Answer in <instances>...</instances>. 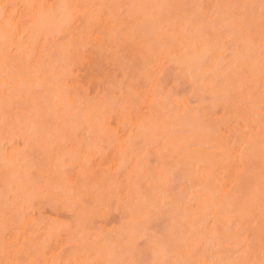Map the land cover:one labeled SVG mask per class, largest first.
<instances>
[{"label":"rangeland","instance_id":"obj_1","mask_svg":"<svg viewBox=\"0 0 264 264\" xmlns=\"http://www.w3.org/2000/svg\"><path fill=\"white\" fill-rule=\"evenodd\" d=\"M99 1H101V0H99ZM99 1H96V2H97V3H100ZM102 1H103V0H102ZM102 1H101V2H102ZM104 1H106V2H104L105 4L108 2L107 0H104ZM112 1H113V0H112ZM119 1H120V3H121V2H122V3H121V4H118V5H116V4L114 3V2L119 3ZM123 1H126V0H118V1L115 0V1H113V4H115L116 6H115V5H112L111 1H109L110 3L108 2L110 6H113V8L116 7V8L114 9V11H113L112 9H110V13H112V11L115 13L116 10H117V12H118V13H116L117 16L114 14V15L117 17V21H116V22H117V25H116V24H114V25H116L117 27H119V26H122V27H125V26L133 27V26H135V25H134V22H135V21H136L135 23L139 22V21H140V20H139L140 18H142V20H143L144 18L146 19L147 17H150V18L147 19V20H148V21H147V23H148V24H147V27L149 28L148 25H150V27H153V26H155V25H156V26L158 25L157 28H159V30L162 29V28H164L163 31L166 32V33L163 32L164 34H162V35H166V34H168V32L170 31V30H169V29H170V26H173V24H174L175 21H176L175 23L177 24V26H178V24H179V25H184V24H183V21H185V24H186L187 20L189 21V23H187V26H188V25H192V24H191V21H192V22H194L193 26H192V27H189V26H188V27L191 28V29H189L190 31H193V30H194V32H196V33H192V38L190 37V39H193V40L195 39L196 42H197V40H196L197 38H198V41H200L202 38L204 39V41H205V39H206V41L208 40L207 42H206V41L204 42V44H206V45H207V43H208V42L210 41V39H211L212 41H210V44H209V43H208V44H209L210 46H212V47L214 46L213 48H215V45H216V48L219 47V49H222L223 47H221V46H224V45H225L224 48H223L221 51H220L218 48H217L218 50H216V49H213L212 47H211L210 50H214V51H210V50H209V51L212 52V53L214 52V53H216V54H220L221 57L224 56L223 58H225V56H226V58H227V60L225 59V62H226V63H227L228 61H230L231 57H229V55H231V54L233 55V53H235V55L237 54L239 57H238L237 55H236V56H237L239 59H240L242 56H243V57H242L241 59H243V58L246 56V57L244 58L245 60L243 59L242 61L239 60L238 58H235V57H234L233 59H236V60L238 59L237 62H239V63L237 64L236 62H234V61L232 62V61H231V63L234 65L233 67H235V66H237V65L240 66L241 63H243V66H245V64L247 65V63H249V62H250V64H253V63H254L253 61L256 59V60H258V63H257V64L263 66V67L260 66V72L263 71V69H262V68H264V65H263V63H262V61H264V58H263V55H262L263 53L261 54V52H260V53L258 52V50H257L256 47H255V46H256V43L253 42V39H254L255 37H253V36L250 37V36H251L252 34L254 35L255 33H257L258 35H257V34L254 35V36H256V39H255L254 41H257V37L259 38V36H261V34H262V36H261V39H262L261 44H262V43L264 44V41H263V39H264V34H263V33H264V32H263V30L261 29V26L264 27V26H263V25H264V24H263V22H264V19H263V18H264V0H260V1H258V0H254V1L256 2L255 4H251V2L254 3L253 0H236V1L239 2V3L237 2L238 4L236 3V1H233V0H231V1L228 0L230 3H228V1H226V0H224V1H223V0H200V1H199V0H193L192 2H191L190 0H172V1H171V0H167V2H166V0H159V1L161 2V3H160V2L157 0V1L159 2L158 4H157V2H156V5H157V6L154 4V2H155L156 0H142V2H140L141 5L143 4L141 7H144L145 5H147V6H146L147 9L150 8V9H149L150 11H149V10H146V8L143 9V8H141V7H138V9H142V10H144L145 12H146V11L148 12V13H145L147 17H145V14H144V17H143V16H141L140 14H143L144 12L141 13V11H139L138 13H140V14H139L138 17H137L139 21H138V20H135V19H134V21H130V20H129V19L132 20L133 17H134V15H132V18H131V15H130V18H129V15H127V14H129L130 10L132 9L130 5L128 6V4H130V3H128V2H131V0L126 1V2H127L126 4H123ZM149 1H152V2H149ZM170 1H171V2H170ZM197 1L199 2L200 6L195 7L196 5H199L198 3L196 4ZM92 2L94 3V1H92ZM96 2H95V3H96ZM143 2H145L146 4L143 3ZM148 2H149V3H148ZM163 2H166V3L164 4ZM168 2H169V3H168ZM176 2H177V3H176ZM216 2H217V4H216ZM220 2H223V3L220 4ZM231 2H234V3L232 4ZM241 2H242V3H241ZM249 2H250V4L245 5L246 3H249ZM90 3H91V2H89V4H90ZM93 3H92V8L94 7L93 5H96V4H97V3H96V4H93ZM135 3H136V4H135ZM140 3H139V0H135V2L132 0V4H133L132 7H134V6L137 7L138 5H140ZM173 3H175V4H173ZM179 3H180V4H179ZM189 3H191L192 5L189 4ZM224 3H225V4H224ZM89 4H88V5H89ZM105 4H103V2H102V4L100 3V5H105ZM137 4H138V5H137ZM218 4H220V5H218ZM226 4H227V5H226ZM230 4H231V5H230ZM234 4H236L237 6L234 7V6H235ZM240 4H241V5H240ZM243 4H244V5H243ZM258 4H259V5H258ZM107 5H108V4H107ZM107 5H106V6H107ZM121 5H123V6H121ZM148 5H149V6H148ZM168 5H169V6H168ZM194 5H195V6H194ZM223 5H226V6H223ZM229 5H230V6H229ZM242 5H243V6H242ZM251 5H252L251 9L254 8V11L250 9V6H251ZM110 6H109V8H111ZM117 6H118V9H117ZM154 6H155V7H154ZM163 6H164V7H163ZM193 6H194L195 8H193ZM228 6H229V7H228ZM241 6H242V7H241ZM244 6H245V8H243ZM89 7H90V9H92V8H91V5H89ZM95 7H97L98 9L100 8V7L98 6V4H97ZM102 7H103V9H101V10H100V9H99V10L97 9L98 11H97L96 8H95L97 14H98L99 11H100V12L103 11L104 14L107 13V11H105L104 6H102ZM153 7H154V8H153ZM159 7H160V8H159ZM212 7L214 8V9H212L213 12L211 11V8H212ZM227 7H228V8H227ZM233 7H234V9H237V10H233ZM106 8H107V7H106ZM121 8H122V9H121ZM124 8L126 9V11L124 10L125 12L123 11ZM128 8H131V9L129 10ZM151 8H153V9L151 10ZM156 8H157V10H156ZM176 8H177V9H176ZM196 8H200L201 10L199 9L200 11L198 12V11H196V10H197ZM230 8H232V9H230ZM241 8H243L244 10H243V9L241 10ZM248 8H249V9H248ZM107 9H108V8H107ZM107 9H106V10H107ZM136 9H137V8H136ZM138 9H137V10H138ZM167 9H168V10H167ZM171 9H173V10L171 11V15H173V16H171V15H170V12H169V10H171ZM190 9H191V10H190ZM193 9H195V11H196V12L194 11V14H193V15L196 14V17L193 16V18L191 17L192 19H190L189 16L191 15V13H193ZM203 9H204V10H203ZM92 10H93V9H92ZM108 10H109V9H108ZM134 10H135V9H134ZM155 10H156L157 12H155ZM165 10H166L167 12H166ZM177 10H178V11H177ZM185 10H187V11H185ZM189 10L191 11V13H190ZM207 10H208V11H207ZM209 10H210L211 13L208 14ZM216 10H217V11H216ZM231 10L235 12L234 14H237V13L239 12V10H241L242 12L240 11V12L238 13L239 15H234L233 12H232ZM163 11H164V12H163ZM202 11H204L203 14H202ZM214 11H215V12H214ZM223 11L225 12V16H226V17L229 16V17L233 18V20H234V22H235V25L229 27V26H227L228 23H225L224 25L227 24V25H226V26L228 27L227 29L225 28L226 26L223 27L224 29H223L222 27H220V26H223L222 24H221V25L218 24V23H220V21L222 20V18H220V17H222V15L224 16V14H221V12H223ZM228 11H229V12H228ZM244 11H246L247 13L249 12L251 18H248V16H246V18H247V19H246L247 21H246V20L244 19L245 16L243 15L244 18H243L242 20L240 19V22L243 21L242 23L244 24V26H242V24H240V25L243 27V29H244V27H246V29H247V28L250 26V27H249L250 29H249V28L247 29V33H246V30H245V32H244V30L242 31L243 33H245V36H246V37H243V38H242L241 35H240V34H242V32H240L241 29H237V27H240V26H237V25L240 23L238 18H239V16H240ZM258 11H259L260 13H259ZM94 12H95V11H94ZM100 12H99V13H100ZM103 12H102V13H103ZM135 12H136V10H135ZM153 12H154V13H153ZM188 12L190 13V15H189ZM197 12H198V14L203 15V19H202V16H199V15L197 14ZM205 12H206V14H205ZM231 12H232V13H231ZM251 12H252L253 14H252ZM96 13H95V15H96ZM133 13H134V11H133ZM156 13H158V14H156ZM174 13H176V15H174ZM183 13H184V14H183ZM214 13H215V15H214ZM216 13L220 14L221 16L219 17V15L216 14ZM240 13H241V14H240ZM247 13H245V14H247ZM104 14H101V15L103 16ZM107 14H109V13H107ZM112 14H113V13H112ZM130 14H131V13H130ZM135 14H136V13H135ZM149 14H150V16H148ZM154 14H155V16H154ZM179 14H180V15H179ZM210 14L213 16L212 18H213L214 20H213L212 18L209 19V17H211ZM254 14H255V16H254ZM93 15H94V13H93ZM98 15H99V14H98ZM110 15H111V14H110ZM158 15H159L160 17H159ZM163 15H164V16H163ZM165 15L167 16V18H168V16H169V20L165 17ZM216 15H217V16H216ZM252 15H253V16H252ZM257 15H258V16H257ZM105 16H106V15H105ZM112 16H113V15H111V17H112ZM127 16H128V17H127ZM136 16H137V15H136ZM139 16H141V17H139ZM153 16H154V17H153ZM198 16H199V17H198ZM205 16L208 17L209 22H210L211 20H213V21H211L210 24H208L207 21H204L205 19L207 20V18H206ZM236 16H238V18H237L238 21H237V19H236V21H237L238 24H237L236 21H235ZM256 16H257V17H256ZM98 17H99V18H103L104 16H103V17L98 16ZM106 17L109 18V16H106ZM170 17H171V18H170ZM174 17H175V18H174ZM180 17H182V18H180ZM183 17H184V18H183ZM186 17H187V18H186ZM204 17H205V19H204ZM241 17H242V16H241ZM108 18H104V19L107 20ZM121 18H122V19H121ZM151 18H154V19L151 20ZM155 18H156V21H155ZM165 18H166V20H164ZM177 18H179V19L177 20ZM223 18L225 19V17H223ZM119 19H120V20H119ZM123 19H124V20H123ZM157 19H158V20H157ZM171 19L174 20V21H172ZM175 19H176V20H175ZM248 19H250V20H248ZM260 19H262V20H260ZM100 20H101V19H100ZM128 20H129V22L127 23ZM218 20H220V21H218ZM78 21H79V20H78ZM78 21H76V22H77L76 25H77L78 29H80L81 32H82V30L85 31V28H86L87 26H86V27H85V25L83 26L84 23H81L82 21H81V22H80V21L78 22ZM163 21L165 22V24H163V23H164ZM167 21H169V22L171 21L173 24L171 25V24H169ZM217 21H218V22H217ZM224 21H226V19H225ZM224 21H223V23H224ZM245 21H246V22H245ZM251 21H252V22H251ZM256 21H257V22H256ZM101 22H103V23H101ZM101 22H100L101 25H102V24H105V23H104V20L101 21ZM105 22H109V24L112 22V24H113V21H112L110 18H109V21L107 20V21H105ZM114 22H115V19H114ZM130 22H133V26H132V24H129ZM143 22H146V21H142L141 23H143ZM153 22H154V23L158 22V23L153 24ZM177 22H178V23H177ZM197 22H198V23H197ZM212 22H213V23H212ZM216 22H217V23H216ZM100 23H99V24H100ZM119 23H120V24H119ZM123 23H124V24H123ZM126 23H127V24H126ZM139 23H140V22H139ZM141 23H140V24H141ZM167 23H168V24H167ZM211 23H212V24H211ZM221 23H222V21H221ZM256 23H257V24H256ZM260 23H261L262 25H261ZM80 24H81V26H80ZM109 24H108V26H112V24H110V25H109ZM118 24H119V26H118ZM137 24H138V23H137ZM151 24H153V25H151ZM161 24H163V25H162L163 27L161 26ZM166 24H167V25H166ZM197 24H199L200 26L197 25ZM214 24H215V25H218V26H215ZM250 24H252V25H250ZM253 24L257 26V27H256V26L254 27V28H256L257 30L253 29V30H252V34H251L250 31H251V28H253ZM101 25H100V26H101ZM105 25H106V24H105ZM142 25H144V23H143ZM164 25H166V26H164ZM202 25H203V26H202ZM210 25H211V26H210ZM213 25H214V26H213ZM108 26L106 25L107 28H108ZM137 26H138V25H137ZM140 26H141V25H140ZM168 26H169V27H168ZM177 26L174 24V26H173L174 28H172L173 31H174V29H175ZM185 26H186V25H185ZM187 26H186V27H187ZM194 26H195V27L198 26V28L192 29V28H194ZM201 26H202V27H201ZM234 26H235V28H234ZM82 27H84V29H81ZM93 27H94V26H93ZM95 27H99V25L97 24ZM95 27H94V29H95ZM101 27H102V26H101ZM144 27H145V26H144ZM147 27L143 28L142 31H143L144 29H146ZM166 27H168V28H166ZM178 27H179V26H178ZM178 27L176 28L177 30H178ZM186 27L184 28L185 31H186ZM188 27H187V28H188ZM242 27H240V28H242ZM107 28H106V29H107ZM109 28H110V27H109ZM112 28H114V26H112V27L110 28V31L113 30ZM115 28H116V27H115ZM138 28H139V27H138ZM138 28H137V29H138ZM181 28H182V27H181ZM216 28H217V29H216ZM233 28H234V29H233ZM258 28H259V29H258ZM99 29H100V28H99ZM99 29H98V32L101 30V29H100V30H99ZM117 29H118V28H117ZM125 29H126V27H125ZM130 29H132V28H130ZM130 29H129V32L132 31V30H130ZM152 29L156 32V33H155L153 30L150 29L151 31H153V32L155 33V34H151V35L149 34L152 38H149V37H148V34H147V35L145 34L146 36L144 35V37H142V35L144 34L143 32H142L143 34L140 33V34H141L140 37H141L142 39H141L140 37H138L139 35H138V36L136 35V39H135V40H134V38L131 37V38L134 40V42H133V41H132V42L135 43V44H132V45H134V47L131 45L132 42L130 43V45L127 44V43L122 44V41H121L122 38H121V39H120V38L118 39V37H117V39L115 38V40H114L113 38L117 36V35L115 34L116 31H117L116 29L114 30L115 33H112L113 35L115 34L114 37H112L111 33H110L111 37L106 36V34H108V32L105 31V28H103L102 30H104L106 33H103V31L101 30L102 32H99V34L96 35L97 32L94 31V32H95V36H96L97 38H100V39H101V40L99 39V41L97 40L99 43H98V42L96 43V41L93 42L91 39H89V36H90V38H92V37H91L92 34H91L90 32L88 33V31H87V33L89 34V36H88V35H87V36H88V39L91 40V41H90L91 43H86V42L89 41V40L87 39V41H86V39H85V37H84V39H85V41H86V42H84V40H83L85 46H83V47H78V46H77V48H79L78 50H79V53H80V54H79V55H77V53H75V54H76L77 56H79V57H80V55H81L80 58L73 54V53L75 52V50H74V52H72V53H71V51L68 52V49H69V48L67 47V44H68V46H69V44H71V43L74 41V39H72L73 41H71V43H68V42L65 43L66 48H68V49H67V52H68V54H70V55H67L65 46H62L61 44L64 45V43H63L64 41H62V40H66V41L68 40V41L70 42L69 38H71V37H75V39H77L76 37H77V36L79 37V36L81 35V32H80L79 35L76 36L75 34H73V33H75V31H74V32L72 31V33H71L72 36H71V37H66V36H65L67 39L64 38L63 36L60 38V35L58 34V37H59L60 39H59L58 37H56V40H54V39H55V37H54L55 34H54V36L51 34L52 37H53V38L51 37L53 41L47 39V42L49 41L48 44H46V46H45L47 49H43V47H44V45H45V43H44L45 40H44V39L47 38V37L45 38V36H46V35H45V36H44V39L42 38L44 42H42V41H40V40L38 41V43L36 42L39 46H41V45L44 44L42 47H38L37 49H40L39 51H43V52H39V53H42L43 56L45 55V56H44L45 58H43V56H42L41 54H40V55H41L42 57H39V58H41V61L39 60L38 57H36V56H37V55L35 54L36 52H34V51H32V50H33L35 47H37L38 45L34 44V45H33V48L30 49L29 51H31V52H33V53L35 54V58H37V59L39 60V62H38L37 59H34V55L31 56V55L33 54V53H32L31 55H29V56H30V57H29L30 59L28 58V63L34 59L36 62L33 60L34 63H35V65H34V63H33V66H34V67L36 66V67H35V70H36V68H37V71H36L35 73L38 74V75H42V76L44 75L45 78H46V76H48V74L50 75L51 73H53V74L55 75L54 72L57 70V68H59V69H60V68H63L62 66L60 67V65H61L62 62H63V64H64V62H65V63L67 64V66H70V64H71L70 70H71L72 72L70 73V70H68V72H67V73L69 74V76H68L67 73L65 74V72H61L62 69H60V73L64 75V76H63L64 78H65V77L67 78V76L69 77V78H68L69 80H68V81L66 80V81L68 82V83H67L68 85H70V86L73 87V88L71 87V89H74L73 94H74V93H79L80 97H73V96H72L73 98H77V99H74V100L79 101L78 99L81 98L80 100L83 101V99H84L83 102H85L86 106L89 104L91 107H93V106H94V103H95V105H96V104H97V103L95 102V101H97L96 99L100 100V101H101L102 103H104V104H109V103H111L113 100H115V102L113 101V103H116V102H121L122 100L120 101V99H124V98H125V100H127V101H126L127 103L124 101L126 107H128L129 104H131V105H130V108H133V109H134V107H135L136 105H135V106L133 105V106H134V107H133V106H132V103L135 101L136 97L138 98V97H139L138 95H140V96L143 95V97L141 96L142 99H143V98H144V93H143V92H146L147 90H148V91L150 90V92H151V90H152L151 94L154 93V94L156 95V98H157V104H158L159 102L162 104V103H165V102L169 101V99H171L170 96H172V99H171V100H173L174 103H175V102H178V103H179V101H180V97H182V96H178V95H185V94H186V91H183V90H181V89L183 88V89L185 90L186 88H188V86H185L186 88H184V85L186 84L185 80H187V79L184 78L185 76L183 77V81H184L183 83H181V82H182V79L178 77L179 81H180V79H181V81H180V83H179L178 81H177V82L174 81V79H176V78H175V75H176V77L179 76V75H180V77H182L181 74H179V72L177 73L178 75L173 73V74H174V76H173V74H171V75L173 76L172 78H169V77H168L170 74L166 75V74L162 73V74H160L161 77H163V75H164L165 77L167 76V78H169V79H166L165 77H163V79H160L161 81L159 80V76H160V75H159L158 73L155 75V76L159 75L158 78H157V77L155 78V79H158L159 82H162V80L165 79V81L161 83L163 87L161 86V84H160L158 81L155 82L156 84H157V83L160 84L159 87H161L160 89H162V92L164 91L163 88H165V87H166L165 85H167V84H168L169 86H170V84H171L172 82L179 84V85L177 86V88H176V85H175V86H170V88L172 87L171 89L166 88L167 90L169 89L170 92H171V94H167V95H166V96H169V97H168L169 99H168L167 101H166V96H164V94H166V92H163V93L161 92V93L163 94V96L165 97V99H164L165 102H162L164 97L161 98L162 101H161V99H160V100L158 99L159 95H158V91H157V90L159 89V87H158V88L155 87L157 90H156V89L154 90V88H149L150 86H149V87L146 86V85H147L146 82H145L146 80H147V82L149 81L148 84H150L151 86H153L152 82L154 83V81L151 80L152 77L149 78V80H148V78H147L146 80H144L143 77L145 76V74L147 75V72L145 73L144 71H146V70H144V69H143V70H140V69L138 68V67L141 68L142 66H143V67L145 66V65L142 64V62L144 61V59L147 58V57L145 56V54H146L147 52H146V53H143V52L145 51V49H146V51H148V50H152L153 48H156V47H157V49H158L159 45H161V44L163 43L162 41H161V42H158V41L160 40V38L163 37V36L160 35L161 32H158V29H156V27H153ZM155 29H156V30H155ZM204 29H205L206 31H204ZM228 29H229V31H226V30H228ZM263 29H264V28H263ZM108 30H109V29H108ZM118 30H120V28H119ZM135 30H136V29H135ZM147 30H148V29H147ZM168 30H169V31H168ZM177 30H176V31H177ZM179 30H180V29H179ZM231 30H232V31H231ZM237 30H238V31H237ZM84 31H83V32H84ZM145 31H146V30H145ZM145 31H144V32H145ZM151 31H149V32H151ZM161 31H162V30H161ZM167 31H168V32H167ZM176 31H175V32H176ZM185 31H184V32L182 31V32H183V35L185 36V39H187V38H186V35H185V34H186ZM187 31H188V29H187ZM253 31H254V32H253ZM255 31H257V32H255ZM260 31H261V34H260ZM78 32H79V30H78ZM83 32H82V34H83ZM112 32H113V31H112ZM129 32H127V33H129ZM136 32H137V31H136ZM136 32L133 30V34L136 33ZM140 32H141V30H140ZM157 32H158L159 35L161 36L160 38H159V35H157ZM197 32H200V33H203V32H204V33L202 34L203 36H202V37L200 36L201 38H199L198 35H196ZM229 32L231 33V38H230V39H226L225 37L228 36V35L230 34ZM232 32H233V34H234V33L237 34L238 32H239L240 34L236 35V37H235L234 39H232V37H234V35L232 36ZM248 32H249V33H248ZM117 33H118V32H117ZM146 33H147V32H146ZM169 33H170V32H169ZM184 33H185V34H184ZM200 33H198V34L201 35ZM205 33H206V34H205ZM208 33H209L210 35H209ZM226 33H227V35H226ZM71 34H68L67 36H70ZM76 34H77V32H76ZM119 34H122V33H120V31H119ZM130 34H131V32H130ZM133 34H132V35H133ZM137 34H138V33H137ZM173 34H174V33H173ZM194 34L196 35V38H193V37L195 36ZM246 34H247L248 36H247ZM249 34H250V35H249ZM74 35H75V36H74ZM108 35H109V34H108ZM123 35H124V34H123ZM123 35H121V36H123ZM125 35H126V34H125ZM125 35H124V36H125ZM152 35H154V36L156 35V37L158 36L157 39L159 38V40H157V43H161V44H159V45H157L156 47H154V46H155V41L153 40V41H154V42L152 41V42H153V45H150V47H151V46H153V47L150 48V47H149V44H148L147 47H149L150 49H149V48H145V49H144L143 44H145V43H144V42H141V41H145V39L148 37V39H147V42H148L149 39H150V40L153 39L154 36H152ZM189 35L191 36V34H189ZM189 35H188V37H189ZM193 35H194V36H193ZM205 35L207 36V38H206ZM221 35H222V36H221ZM242 35H243V34H242ZM81 36H83V35H81ZM99 36H100V37H99ZM105 36H106V37H105ZM118 36H119V35H118ZM124 36H123V37H124ZM126 36L129 37L130 35H126ZM133 36H135V34H134ZM166 36H167V35H166ZM168 36H169V39H170L169 41H170V45H171V42L174 41V40L171 41V39H172L175 35H174V36L171 35L172 38H170V37H171L170 35H168ZM237 36H239V37H237ZM243 36H244V35H243ZM108 37H109V39H110V38H111V39L108 40ZM145 37H146V38H145ZM204 37H205V38H204ZM208 37H209V38H208ZM262 37H263V38H262ZM38 38H40V36H39ZM48 38H50V35H49ZM62 38H64V39H62ZM80 38H82V37H79V39H80ZM131 38H127V37L125 38V37H124L125 40H128V39L132 40ZM137 38H138V40H137ZM144 38H145V39H144ZM164 38H165V37H164ZM40 39H41V38H40ZM42 39H41V40H42ZM61 39H62V40H61ZM79 39H77L76 42H79V43H80V41H82V39H81V40H79ZM139 39H140V40H139ZM154 39H155V38H154ZM174 39H175V37H174ZM188 39H189V38H188ZM199 39H200V40H199ZM203 39H202L201 41H203ZM219 39H220V40H219ZM125 40H124V41H125ZM130 40H128V41H130ZM155 40H156V39H155ZM164 40H166V39H164ZM164 40H163V41H164ZM167 40H168V38H167ZM233 40H234V41H233ZM235 40H236V41H235ZM169 41H168V42L165 41V42H167V45H169ZM214 41H215L216 43H215ZM217 41H218V42H217ZM239 41H245V43H243V42H239ZM249 41H250L251 43H254L255 46H254L253 44H251ZM40 42L43 43V44H41ZM118 42H119V43H118ZM120 42H121V44H120ZM145 42H146V41H145ZM150 42H151V41H150ZM150 42H149V43H150ZM152 42H151V44H152ZM230 42L233 44L232 48H231V45H232V44L230 45ZM235 42H236L237 44H236ZM246 42H248L249 44H247ZM257 42H258V41H257ZM79 43H76V45H79ZM85 43H86L87 45H86ZM173 43H174V42H173ZM199 43H200V42H199ZM199 43H198V44H199ZM202 43H203V42H201V44H202ZM213 43H215V45H214ZM217 43H219V44H221V45H219V44H217ZM258 43H260V42H258ZM258 43H257V45H258ZM59 44L61 45V47L59 46ZM73 44H74V47H75V42H74ZM106 44H107V45H106ZM118 44H119V45H118ZM163 44H164V43H163ZM163 44H162V45H163ZM165 44H166V43H165ZM176 44H177V43H176ZM211 44H212V45H211ZM235 44H236V46H235ZM245 44H246L247 46H246ZM261 44H259V45L261 46ZM35 45H36V46H35ZM56 45H57V46H56ZM80 45H83L82 42H81ZM99 45H100V46H99ZM105 45H106V46H105ZM135 45H136V46H135ZM145 45H146V44H145ZM180 45H182V44H180ZM183 45H184V43H183ZM248 45H250V46H248ZM251 45H252V46H251ZM48 46H49V47H48ZM70 46H71V45H70ZM70 46H69V47H70ZM122 46H123V47L125 46L126 49L123 48ZM128 46H130V47H128ZM142 46H143V47H142ZM207 46H208V45H207ZM227 46H229V47H227ZM50 47H51V48H50ZM59 47H60V48L63 47V49L65 48V50H59V51L62 52L63 54H64V53L66 54V55L64 54V56L61 57V59H63L62 61H60V60H61V59H60V54H61V53H60L58 50H56V49L59 48ZM72 47H73V45L71 46V50L74 49V48H72ZM118 47H119V48H118ZM145 47H146V46H145ZM177 47H178V46L176 45L175 48H177ZM237 47H238V48H237ZM258 47H259V46H258ZM1 48H2V47H1ZM53 48H54V49H53ZM116 48H117V49H116ZM130 48H131V49H130ZM133 48H135L136 50H134ZM137 48H139V50H138ZM179 48H181V49L178 51V53L181 54V53L183 52V51H182V47H179ZM179 48H178V49H179ZM209 48H210V47H209ZM239 48H241V50H243L242 53H241V50H240ZM242 48H243V49H242ZM259 48H260V47H259ZM122 49H123V51H121ZM224 49H225L226 51H225ZM236 49L239 51L240 54L237 53ZM249 49H250V50H249ZM261 49H263V46L261 47ZM261 49H260V51H262ZM34 50H36V49H34ZM49 50H50V51H51V50H52V51H55V50H56V51H55V53H54V52H51V53H50ZM127 50H128V52H127ZM129 50H130V51H129ZM131 50H133V51H131ZM140 50H141V51H140ZM143 50H144V51H143ZM153 50H154V49H153ZM155 50H156V49H155ZM155 50H154V51H155ZM244 50H246V51L244 52ZM10 51H11V50H10ZM10 51H9V52H10ZM36 51H37V50H36ZM63 51H65V52H63ZM135 51H136V52H135ZM138 51H139V52H138ZM142 51H143V52H142ZM227 51H228V53H227ZM235 51H236V52H235ZM248 51H251V52H252L251 56L249 55L250 53H249ZM256 51H257V52H256ZM263 51H264V50H263ZM2 52H4V53H3L4 55L6 54L5 51H2ZM11 52H12L14 55L17 54V53L14 52V50L11 51ZM26 52H27V51H26ZM47 52H48V54H47ZM56 52H57V53H56ZM126 52H127V53H126ZM134 52H135V53H134ZM149 52H150L149 54H150V56H151V55H153V54L155 55V52H157V51H155V52H153V53H152L151 51H149ZM221 52H222V53H221ZM231 52H232V53H231ZM7 53H8V52H7ZM12 53H11V54H12ZM18 53H19V52H18ZM23 53H24V52H23ZM27 53H28V52H27ZM59 53H60V54H59ZM214 53H213V54H214ZM223 53H224V54H223ZM245 53H246V54H245ZM256 53H258V54H256ZM0 54H1V53H0ZM3 54H2V55H3ZM29 54H30V53H29ZM37 54H38V53H37ZM46 54H47V55H46ZM53 54H55L56 56H52ZM63 54H62V55H63ZM72 54H73V55H72ZM149 54H148V55H149ZM213 54H212V55H213ZM241 54H242V55H241ZM243 54H245V55H243ZM14 55L12 56V58L14 57ZM20 55H21V56H22V55L24 56V54H20ZM27 55H28V54H27ZM38 55H39V54H38ZM40 55H39V56H40ZM71 55H72V56H71ZM120 55H121V56H120ZM132 55H134V56H132ZM157 55H158V53H157ZM232 55H231V56H232ZM240 55H241V56H240ZM247 55H249V56H247ZM252 55H253V56H252ZM6 56L8 57L9 55L7 54V55H5L4 57H6ZM18 56H19V54H18ZM23 56H22V58H23ZM47 56H48V58H46ZM73 56H76V57H73ZM115 56H116V57H115ZM122 56H123V57H122ZM233 56H234V55H233ZM233 56H232V57H233ZM15 57H17V55H16ZM26 57H27V56H26ZM32 57H33V58H32ZM49 57H50V58H49ZM117 57H118V58H117ZM137 57H139V60H137V59H138ZM144 57H145V58H144ZM152 57H153V56H152ZM205 57H208V58H209V54H208V55L206 54ZM252 57H253V58H252ZM18 58H20V56H19ZM22 58H20V59H22ZM24 58H25V57H24ZM69 58H71V59H72V58H74V59L76 58L75 60H77V61H74V63L76 62L75 65H74V63H73V60L71 61V59H69ZM77 58L80 59V62H79V59H77ZM115 58H116V59H115ZM155 58H157V57H155ZM246 58H247V59L250 58V59L247 60ZM254 58H255V59H254ZM46 59H47V60H46ZM54 59H55L56 61H55ZM58 59H60V60L58 61ZM120 59H121V61H120ZM130 59H131V60H130ZM134 59H135V60H134ZM206 59H207V58H206ZM228 59H229V60H228ZM233 59H232V60H233ZM7 60H8V58L6 59V61H7ZM13 60H14V59H11V62H12ZM23 60H24V59H23ZM26 60H27V58H25V62H26ZM29 60H30V61H29ZM43 60H44V61H43ZM45 60H46V61H45ZM48 60H49V61L52 60V61H51L52 63H53V61H54V63H53L54 65H53L51 62L49 63ZM118 60H119V61H118ZM136 60H137V61H136ZM141 60H142V61H141ZM146 60L148 61V59H146ZM222 60H224V59H222ZM236 60H235V61H236ZM250 60H253V61L251 62ZM256 60H255V65H256ZM8 61H9V60H8ZM8 61H7V63H8ZM15 61H16V60H15ZM15 61H14V63H15ZM17 61H19V60H17ZM33 61H32V62H33ZM138 61H140L141 63L139 62V64H137ZM149 61H151L152 63H153V62L156 63L157 59H156V61H155V60H153V59L150 58ZM240 61H241V63H240ZM244 61H246V62H244ZM21 62H22V61H21ZM41 62L45 63V64L42 63V65H44V67H45V68H44L45 71H46V69L48 68V72H50V73H48V74H45V73H44V74H41V72H42L41 69H43V68H40V67H39V65H40ZM46 62H47V63H46ZM60 62H61V63H60ZM67 62H68V63H67ZM70 62H72V63H70ZM131 62H132V63H131ZM196 62H197V61L195 60V62H194L193 64L195 65ZM221 62H222V61H219V63L217 64L218 66H216V68H215L216 72L218 71V73H219V72L221 71L219 68H222V74H225V76H229V77H228V81H227V77H224L225 80L223 79V80H222L223 82H222V81H221V82H220V81L218 82V84H221V83H222L221 86H219V85L217 84V81H218L219 79H217V80L215 81L214 79H212L213 77H211V76H210L211 79L209 78V80H206V81H205V78H206L210 73L207 74V75H204L205 78L203 77V78H204V80H203L202 77H199V76H198L200 71L198 72V74H195L196 72L193 71V67L191 68L192 71L190 70V74H191V77H192L191 80H194V79H195V80H194V81H195L194 83H197V82H199V81L201 82V80H202V81H205L204 83H206V85H207V83H208V88H210V89H209L207 92L213 90L212 92L215 93V94L213 93L214 96H212L213 94H211V93H206V91L204 92V91L200 90V89H199V88H200V85H199V87H197L198 85L196 86V84H195V85H192V84H191V85L193 86V87H192L193 90H195V91L197 92L196 94H193V95H195V97H199V96L197 95V94L199 93V95H202L201 98L204 97V99L202 98L203 101H200V102H199L198 99H199L200 97H199V98H194V96H193V95H190L189 93H188V94H189V97H190V98H187V96L185 95L186 97H183V99L185 98L186 100H187V99L189 100V101H188V100L186 101V100L184 99V100L186 101V103H187V102L189 103V104L187 103V104H188L187 106H189V105H190V106H195V107H192V108H196V106H197L198 104L201 105V102H202L201 109H203L202 111H204V113L207 114V115L205 114L206 117H205V118L203 117V118H204V119L207 118L206 120L209 121V122L207 121L209 124H210V122H213V121H214V120H213L214 118H213V116H212L213 114L217 113L216 115L218 116V115L223 114L222 112L225 113L227 110H228V111H231V110L233 109V110H234V112L232 111L233 115H234V116L236 115L237 118H240V117H241V119L243 118L241 121L246 120V119H244V117H243L245 114H246V116H247V115L249 116V118H248V116H247V119H248V120H246V122H245V125H247V123H249L248 121H249L250 119H252V118L250 117L251 114H249L251 111L247 114V113H246V110H244V111H245V112H244L245 114L243 113V116H240V115H239V113H241V111H243L242 109L240 110L239 108H240V106H242V108H245V107H243V104H242V103L244 102V106H245V105H246V104H245L246 101H243V100H242V101H243V102L241 103L242 105H240V106H239V105H236V104H238V103L240 102V101H239V100H240L239 97H238L239 99L235 100V97L237 96L238 93H237V91H235L234 89H233V91L236 92V94H235L233 91H229V90H232V88H233V84L235 85V88L237 87L236 89H238V87L241 85V84L239 85V82H238V81L241 80V79L243 78V81H242L243 83H242V85L245 86L246 88L242 89V91L245 92V90H247V88H248V90L246 91L245 95H246L247 92L249 91V92H250L249 95H250V96H251V95L253 96L254 92L257 91L255 86H256V85L258 86L259 83L261 84V86L264 85V83H263V85H262V83H261V81H260V80H262V79L264 80V74L259 73V74H261V75H260V76H259V75L256 76L257 73L255 74V72H257V71H252V72L249 73L248 69H249L250 71H251L252 69L255 70V65H254V68L250 69L251 66H250V64H248V66H250V68H248L247 66H245V67H246V69H245L244 67H242V64H241L240 69L236 70L237 72H235L234 70L237 69V68H236V67H235V69H234V68H233V69L230 68V67H232V66H231V63H228L227 66H226L225 62H222V63H221ZM260 62H261V63H260ZM7 63H5V64H7ZM12 63H13V62H12ZM19 63H20V62H18V63L16 62V64H19ZM26 63H27V62H26ZM26 63H24V65H25ZM30 63H31V62H30ZM30 63L28 64L30 67H29L27 64H26V66H28L30 69H32V68H31L32 63H31V65H30ZM36 63H39V64L37 65ZM58 63H59V64H58ZM69 63H70V64H69ZM144 63L147 64L146 62H144ZM155 63H153V64H155ZM223 63H224L225 65H224ZM244 63H245V64H244ZM50 64L53 65L55 71H54L53 67L50 66ZM55 64H56V65H55ZM63 64H62V65H63ZM72 64H73V65H72ZM193 64H192V65H193ZM197 64H198V63H196V66H198ZM220 64H221V65H220ZM229 64H230V65H229ZM11 65H12V64L9 63V66H11ZM42 65H41V66H42ZM48 65L50 66L51 71H49V66H48ZM139 65H140V66H139ZM151 65H152V64H151ZM151 65H149L148 67L151 68ZM219 65H220V66H219ZM2 66H3V65H2ZM4 66H5V65H4ZM4 66H3V67H4ZM9 66H8V68L6 67L7 69L5 68V69H6L5 73L0 74V75H2V76H4L3 74H5L6 77H4V78H7L8 76H9L8 78H10V76L12 77L13 75H12L11 73H13L14 70L17 72V69L19 68V67H17V69H12V67H9ZM18 66H19V65H18ZM20 66H23V65H20ZM26 66H25V67H26ZM33 66H32V67H33ZM58 66H59V67H58ZM64 66H66V65H64ZM154 66H155V65H153L152 68H155ZM225 66H226V67H225ZM3 67H1L0 69H2ZM28 67H26V69H27ZM34 67H33V68H34ZM42 67H43V66H42ZM143 67H142V68H143ZM146 67H147V65L145 66V68H146ZM194 67H195V66H194ZM227 67H228V68H227ZM241 67H242L243 69H241ZM252 67H253V65H252ZM257 67H259V66L257 65L256 68H257ZM10 68H11V71L8 70V69H10ZM14 68H16V67H14ZM39 68H40V69H39ZM65 68L67 69V68H69V67H65ZM71 68H73V69H71ZM133 68H134V69H133ZM150 68H149L148 74H149V72H150ZM224 68H225V69H224ZM238 68H239V67H238ZM247 68H248V69H247ZM38 69L41 70V72H40V71L38 72ZM52 69H53V71H52ZM59 69H58V70H59ZM127 69H128V70H127ZM155 69H156V68H155ZM244 69H245V72H244ZM261 69H262V70H261ZM2 70H3V69H2ZM18 70H20V74H22L21 71L23 72L22 75H24V73L26 72L24 66H23V68L21 67V69L19 68ZM23 70H24L25 72H24ZM64 70H65V69H64ZM138 70H139V71H138ZM167 70H170V69H167ZM172 70H173V68H172ZM195 70H196V67H195ZM219 70H220V71H219ZM226 70H227V71H226ZM230 70H232V71L235 72V74H234V72L231 73L233 79H232V77H231V74H229V73H230ZM240 70H241V71H240ZM256 70H257V69H256ZM0 71H1V70H0ZM27 71H29V69H28ZM66 71H67V70H66ZM152 71H154V70L152 69ZM152 71H151V72H152ZM165 71H166V70H165ZM170 71H171V70H170ZM170 71H169V72H170ZM196 71H197V70H196ZM225 71H226V72H229V73H225ZM33 72H34V71L32 70L31 72L29 71V73H31V75H29L28 72H27V74H28L29 77L33 76V79H34V80H32V79L30 80V79H29L28 82L25 81V80H20V82H22V83L20 84V86H21L23 83L25 84L26 82H27V84H28V86H29L31 83L34 82V83H36V85H37V86H34L35 89L37 90V87H38L39 85L37 84L36 81H38L39 78L37 79L36 77H38V76L35 77V76H34L35 74L32 75ZM126 72H127V73H126ZM142 72H144L145 74L142 73ZM169 72H168V73H169ZM172 72H173V71H172ZM175 72H176V71H175ZM214 72H215V71H214ZM214 72H213V74H215ZM0 73H1V72H0ZM9 73H10V75H9ZM18 73H19V71H18ZM39 73H40V74H39ZM132 73H133V74H132ZM135 73H136V74H135ZM152 73H154V72H152ZM152 73H151V75H152ZM166 73H167V72H166ZM243 73L245 74V76H244ZM253 73H254L255 76H253ZM262 73H263V72H262ZM13 74L15 75V74H17V73L14 72ZM53 74H52V75H53ZM71 74H72V75H71ZM134 74H135V75H134ZM142 74H144V76H143ZM188 74H189V72H188ZM250 74H252V77H253L252 79L250 78V77H251ZM56 75H59V74H58V71L56 72ZM65 75H67V76H65ZM136 75H137V76H136ZM138 75H141V76H138ZM211 75H212V73H211ZM218 75H219V74H218ZM234 75H235V76L238 75V76H239V79H237V77H235ZM249 75H250V77H249ZM50 76H51V75H50ZM149 76H150V74H149ZM149 76H148V77H149ZM152 76H153V79H154V74H153ZM215 76H217V74H216ZM24 77H27V75H26V76L24 75ZM29 77H27V78H29ZM34 77H35V78H34ZM39 77H41V76H39ZM52 77H54V76H52ZM57 77H58V76H57ZM61 77H62V76H61ZM134 77H135L136 79H135ZM139 77H141V78H139ZM161 77H160V78H161ZM217 77H218V76H217ZM219 77H221V75H220ZM234 77H235V78H234ZM240 77H242V78H240ZM254 77H256V78H254ZM45 78H44V79H45ZM48 78H49V76H48ZM129 78H130V80H129ZM145 78H146V77H145ZM193 78H194V79H193ZM222 78H223V77H222ZM222 78H221V79H222ZM229 78H230V79H229ZM249 78H250L252 81H251ZM35 79H37V80H35ZM51 79H52V78H50L49 80H51ZM155 79H154V80H155ZM171 79H172V82H170ZM184 79H185V80H184ZM200 79H201V80H200ZM206 79H208V78H206ZM257 79H258V80L260 79V80H259L260 82H258ZM26 80H27V79H26ZM46 80H47V79H46ZM210 80H211L212 82L215 81L214 83L217 84V85L219 86V87H218L219 90H218V89H213V88H211V87L213 86L214 83H213L212 86H211V81H210ZM213 80H214V81H213ZM230 80H231V82H229ZM235 80H236V81H235ZM247 80H249V81H248L249 83L246 82ZM23 81H24V82H23ZM29 81H30V82H29ZM31 81H33V82H31ZM135 81H136V82H135ZM150 81H151V82H150ZM155 81H156V80H155ZM254 81H255V82H254ZM166 82H168V83L166 84ZM200 82H199V83H200ZM224 82H225V83H224ZM226 82L231 83V84H230V85H231V88H230V89H229L228 86H227L228 88H226V84H227ZM251 82H252V83H251ZM256 82H257V83H256ZM34 83H33L32 85L29 86V87H31L30 89L28 88V86H27L26 84L23 85V87L21 86V88L19 87L20 89L25 88V90L22 89L21 91H19L20 89H19V88H16V86H15V87H12L13 89L15 88V92L18 93V94H19L20 92H22V91H24V92L26 93V91H28V89H29V93L27 92L26 94H31V93H32L31 95L33 96V98H32V97L28 98L29 96H28V95H25L23 92H22V94L20 93V95H23L24 97H25V96H26V97L28 96L27 99H32L31 101L29 100L28 102H24V104H25V105L23 106L24 110H23V108H20V109H19V108L16 106V105H19L18 103L16 104V102H19V103L22 102L21 104H23V101H24L23 98H24V97L19 96V95L17 94V95H15L14 97L19 96V98H17V97H16L17 99L15 98L16 100H19V101H16L15 99H13V98H14L13 95L15 94V92H13L14 90H13L12 88H11L12 90L10 89L7 93L5 92V94H2V95L0 94V95H1V98H0V104L2 103L1 99L4 100V99L2 98L3 96H4L5 98H7V101H10V99L15 100L14 102H9V104H10V108L12 109V108H14L13 106H15V107L17 108V110H18V109H19V110L22 109V111H25V112H21V113H23V114L25 115L24 119H26L25 121L27 122L26 127H30V129H28V130H31V131L33 130V131H34V133H33V131H32V132L30 131L28 134L32 135L31 133H33V135H32V136H34L33 139L36 140L35 137H36V135H38V134H36V133L39 132V131L37 132L36 128L39 130V128L42 127L41 124H45V122H46V124H48V123L50 122L49 119H47V117H45V116H47V114H48V115L53 114V115H51V116H52V118H55V117L57 118V123H58V121H59L58 117L60 118V116H58V115L55 113V111H56L57 108H53V107L51 106V107H52V108L50 107V108L52 109V110H51V109L49 108V106H48V105H51V104H49V103H51V102H50L51 100H52L53 102L55 101L54 96H52L53 99H51V97H50L51 95H49V96H48L49 99H47V100H50L49 103H47V104L45 103V104H44V102H46V101H43V100H42L43 103H41V106H40L42 109H43V107L46 108V112H44V113H45V116H44L45 119L43 118V115H40V114H39V115H40L41 117L38 116V117H37L38 119H36V114H32V113H36V112H37V111L32 112V111H33L32 108L35 107V105H34V107L31 108V106H32V104H33L32 101L34 100V98L37 99V98L39 97V96L35 97V96H34V93H33V91H32V86L34 85ZM155 83H154V86L156 85ZM163 83H165V85H164ZM174 83H173L172 85H174ZM188 83H189V85H190V82H188ZM223 83H224V85H223ZM250 83H251V84H250ZM254 83H255V84H254ZM128 84H129V85H128ZM131 84H132V85H131ZM182 84H183V85H182ZM200 84H202V83H200ZM249 84H250V85H249ZM252 84L254 85V87H253ZM168 85H167V86H168ZM180 85H181V86H180ZM191 85H190L189 87H191ZM236 85H239V86H236ZM17 86H18V85H17ZM26 86H27V87H26ZM132 86H133V87H132ZM156 86H158V85H156ZM164 86H165V87H164ZM194 86H196V88H195ZM243 86H241V88H242ZM250 86H251V87H250ZM173 87L175 88V90L173 89ZM178 87H179V89H178ZM220 87L223 88L222 91L224 92L225 96L228 94V92H227L226 90H228L229 93H230V94H228L229 97H228V96H227V98H226L225 96H224V97L227 99L228 102H229L228 99H229L230 97H231L230 100H233V101H231L232 103L229 102V103H231V104L227 103V104H229V106L231 105L230 107H228L229 109L232 108L231 110H229V109L226 110V109L223 107L225 104H222L223 106L220 104L221 102H222V103L224 102V101H222V99L224 100V97H223L224 94H221V93H223V92H221ZM38 88L42 90L41 87H38ZM180 88H181V89H180ZM192 88H191V89H192ZM263 88H264V87H263ZM263 88L260 87V89H262L263 91H261V90H259V91H260V92H264V89H263ZM4 89H5V88H4ZM16 89H17V90H16ZM26 89H27V90H26ZM166 89H165V90H166ZM172 89H173V92H174V93L171 91ZM30 90H31V91H30ZM33 90H34V88H33ZM144 90H145V91H144ZM176 90H177V91H176ZM179 90L181 91V93H178ZM188 90H189V92H190V89H189V88H188ZM193 90H191V91H193ZM216 90H217L218 92H221L220 94H221L222 96H221L219 93H218V94H219V96H218V94H216V92H217ZM1 91H2V90H1ZM4 91H5V90H3L2 92L4 93ZM10 91H11V93H10ZM17 91H18V92H17ZM69 91H70V93H71L73 90H72V91L69 90ZM75 91H76V92H75ZM160 91H161V90H160ZM182 91L185 92V94H183ZM215 91H216V92H215ZM225 91L227 92V94L225 93ZM242 91H241V93H243ZM2 92H1V93H2ZM12 92H13L14 94H13ZM30 92H31V93H30ZM39 92H40V91H39ZM39 92H38V93H39ZM51 92L53 93V90H51ZM85 92H86V93H85ZM231 92H232V93H231ZM238 92H240V91H238ZM260 92H258V93H260ZM8 93L10 94V95H9V100H8V97H6V95H8ZM42 93H44V92H42ZM42 93H41V95H42ZM70 93H69V95H70ZM113 93H114V94H113ZM190 93H191V92H190ZM251 93H253V94H251ZM255 93H257V92H255ZM11 94H13V95H11ZM49 94H51L50 91H49ZM83 94L85 95V97H84ZM210 94H211V95H210ZM232 94H233V95H232ZM261 94H262V97L264 98V95H263L264 93H261ZM35 95H36V93H35ZM38 95H39V94H38ZM41 95H40V96H41ZM43 95H44L43 98L45 99V98H47L46 95H48V94L45 93V94H43ZM43 95H42V96H43ZM71 95H72V94H71ZM77 95H78V94H77ZM79 95H78V96H79ZM145 95H147V93H146ZM155 95H153V97H155ZM175 95H176V96H175ZM234 95H235V97H233V99H232V96H234ZM240 95H241V94H240ZM240 95H239V96H240ZM254 95H255V94H254ZM10 96H11V97H10ZM42 96H41V98H42ZM74 96H75V95H74ZM108 96H109L110 98H109ZM161 96H162V95L160 94V97H161ZM177 96H178V98H179V101H178V100H175V98H176ZM206 96H207V97H206ZM242 96H244V93L242 94ZM255 96H256V98H257L258 96L261 97L260 94H259V95L257 94V95H255ZM20 97H21L23 100H21ZM26 97H25V98H26ZM72 97H71V98H72ZM82 97H83V99H82ZM173 97H174V99H173ZM192 97H193L194 99H193ZM205 97L207 98L206 100H205ZM213 97H219V98H221V102H219L220 99L218 100V102H216L215 100H212V99H216V100L218 99V98H213ZM247 97H248V96H247ZM259 97H258V98H259ZM99 98H101V99H99ZM139 98H140V97H139ZM178 98H177V99H178ZM191 98H192V99H191ZM201 98H200V99H201ZM209 98H210L212 101H215V104H214V105H216V104L218 105V103H219L220 105H218V106H217V105H216V106H211V105H209V104H210V103H209V101H210ZM242 98H243V97H242ZM242 98H241V99H242ZM244 98H246V97L244 96ZM38 99L40 100V98H38ZM38 99H37L36 101H38ZM86 99H87V100H91V102L88 101V103H87V101H85ZM103 99H105V100H103ZM110 99H112V100H110ZM140 99H141V98H140ZM195 99H196V101H195ZM202 99H201V100H202ZM208 99H209V101H208ZM248 99H249V98H248ZM253 99H254V98H253ZM253 99L250 100V101H251L250 105L253 104V105H251V106H254V103L259 101V100H258V101H254V103H252V102H253ZM106 100H107V101H106ZM174 100H175V101H174ZM190 100H191V101H190ZM100 101H98V103H99ZM105 101H106L107 103H105ZM140 101H141V100H140ZM140 101H139V103L136 102V104H137L138 107L140 106ZM181 101H182V100H181ZM194 101H195V102H194ZM250 101H249V102H250ZM261 101H262V98H261L260 102H261ZM34 102H35V101H34ZM47 102H48V101H47ZM92 102H94V103H92ZM101 102H100V104H101ZM143 102H144V101H143ZM169 102H172V101H169ZM210 102H211V101H210ZM249 102H248V100H247V104H248ZM4 103H5V102H4ZM27 103H28V104H27ZM35 103H36V102H35ZM39 103H40V102H39ZM54 103H55V102H54ZM211 103H212V102H211ZM225 103H226V102H225ZM43 104H44V106L42 107ZM83 104H84V103H83ZM85 104H84V105L82 106V108H80V109H84V111H86V110H85V108H86ZM100 104H99V106H101ZM111 104H112V103H111ZM111 104H110V105H111ZM117 104H118V103H116V105H117ZM121 104H123V103H121ZM127 104H128V105H127ZM133 104H135V103H133ZM138 104H139V105H138ZM143 104H144V103H143ZM143 104H141V106H142ZM161 104H160V105H161ZM166 104H167V103H166ZM194 104H195V105H194ZM203 104H204V105H203ZM227 104H226V105H227ZM233 104H235L234 107H233ZM2 105H4V104H2ZM6 105H8V104H6ZM6 105H4L5 108H7ZM27 105H28V106H27ZM37 105H38V104H37ZM37 105H36V106H37ZM39 105H40V104H39ZM39 105H38V106H39ZM46 105H47V106H46ZM52 105H53V104H52ZM55 105H57V104H55ZM89 105H88V106H89ZM110 105H109V107H110ZM112 105H113V104H112ZM116 105H115V106H116ZM167 105H168V104H167ZM167 105H166V106H167ZM170 105H171V108H169V109L172 110V109H173V108H172V105H173V104L170 103ZM170 105H169V106H170ZM175 105H177V104L175 103ZM199 105H198V106H199ZM250 105H249V106H250ZM68 106L70 107V105H68ZM84 106H85V108H84ZM90 106H89V107H90ZM131 106H132V107H131ZM158 106H159V105H158ZM158 106H156V107H158ZM166 106H165V104H164L163 107H162V105H161V107L159 106V108L163 109V111L166 109L167 112H168L169 109H168ZM190 106H189V107H190ZM209 106L211 107V109H210ZM221 106L223 107V109H222ZM237 106H238V107H237ZM246 106H247V105H246ZM249 106H247V108H248ZM19 107H20V106H19ZM25 107H26V110H25ZM59 107H60V106H59ZM65 107H66V106H65ZM65 107L62 108L63 110L61 109L62 111H61L59 108H58V111H56L57 113L59 112V113H61V115H63L62 118H65V119H62V118H61V120L59 121V122H60V123H59V126L62 127V128H61L60 130H59V129H55V127H57V126H55V124H54L53 122H51L50 126H52L53 124H54V125H53V127H52L53 129H49V131L51 130L50 132H48V129H47V132L44 131L45 129L42 130V132L44 131V132L46 133V134H45V133L43 134V136H45V137L48 135V133L51 134L52 132H55L56 130H59L60 133H59L58 131H56L55 133L60 134V135L55 136V133H52L51 135L48 136L49 138H48V137H46V138H48V140H47L48 143H47V144H49V142H50V141H49V140L51 139L50 137L57 138V139H55L56 141H54V139H51V140H53L55 143L57 142V143L55 144V148H56L57 146H58V148H59L60 145H62V146H61L62 148H61V149L59 148V152H60V154L57 153V151H56V150H58V149H55V148H54V143H53V141H52V143L50 142L51 145L49 144V146L52 147L51 149H54V150H51L50 147H48L47 144H44V143L47 142V141H45V139H43V140L40 139V137H43V136L41 135V134H42L41 131H40L41 134L39 133V135H38V136H40V135H41V136L38 137L39 139H38L35 143H33V141H31L32 136H30V140L27 139V138H26V140H28V141L25 140V137H28V134L26 135V131H24V132H23V131H20V132H23V133H21L22 136H21L20 134H19L20 137L17 136L18 134H16L15 129H17V130H22V129H24V128H22V129L20 128V127H22V126H20V127H16V128L12 127V129L14 128V130H12L13 133H15V136L18 137V139H20V141H19V140L17 141L18 143H17L16 141L14 142V144H16V145L13 144L14 147H16V146L18 147V145H19V148H21L22 145H23V146H26V145H27L26 148H23V149L26 150V152H24V150L22 149V151H23L24 153H23V152H20V153H19V154H22V155H20V156H22V157L24 156V162H23L24 165H23V166H24L25 168H27V169L29 168V170L31 169V170H30V174L28 173V178H27V179H30V176H31V177H32V176L35 177L34 175H31V172H34V171L36 170L35 167H32V168H31V167H28V166H31V165H34V164H38V163L41 162V164H38L37 167H41V166L43 167V166H44L43 163H45L44 168H46V167L48 168V166H49L50 163L47 161V159L49 158L50 161H53V160H54V156H55V160H56V159L59 160L58 158L60 157V163L63 161V164H64V161H65V160H66L65 162H68V164H69V163H70V164L72 163V165H73V162H74V164L76 163L77 160H76V161H75L74 159H73L72 161L69 160V159H70L69 157H70V155H72V154L69 153V156L66 155V159H65V158H64L65 154H64L63 152L66 153V152H68L67 150H69L70 152H73L72 149H74V148H75L74 150L77 152V151H78V144H76V145H74V144L77 143V142H80V141H79V140H80L79 138H82V137H83L82 134H81V132H84L85 129H86L85 131H88V130H87V128H86V124H85V125H84V126H85L84 129H83V128H82L83 130L81 129L82 131L79 130V129H78V131H77V128L79 127V125H80V123H81L80 121L83 122V120H80V119H79L80 121L78 122V121L75 120V119H77V118H81V113H84V111L81 112V110L78 109V110H79L78 112H81L80 115H79L78 112H76L77 114L74 113V112L76 111V109H72L73 106H72V108L66 107L67 110H64ZM89 107H87V108H89ZM97 107H98V106H97ZM104 107H105L106 109L109 108L108 106H107V107L104 106ZM119 107H120V106H119ZM138 107H137V108H138ZM143 107H144V106H143ZM173 107H174V105H173ZM175 107H176V106H175ZM225 107H226V106H225ZM235 107H237V109H235ZM255 107H256V108L258 107V103H257V105L255 104ZM29 108H30V109H29ZM45 108H44V109H45ZM48 108H49L50 110H49ZM113 108H114V105H113ZM124 108H125V107L122 108V106H121L122 112H123ZM130 108H129L128 113H129V112L131 113ZM135 108H136V107H135ZM139 108H141V107H139ZM159 108H156V109L158 110ZM192 108H191V109H192ZM218 108H219V109H218ZM252 108H254V107H252ZM0 109L3 110V111H2L3 113H4V111H6V109L4 110V108H2L1 105H0ZM7 109H8L9 111H11V109H9V106H8ZM27 109H28L30 112H29ZM31 109H32V110H31ZM42 109H41V110H42ZM47 109H48V110H47ZM101 109H102V112H104V108H101ZM106 109H105V113H107V111H108V109H107V111H106ZM111 109H112V108H111ZM111 109H109V112H108L110 116H109V115L107 116V114L105 115L104 113H103V114H104L103 116H99V113H100V112H99V113H98V117H99V119H100V117H101V119H102V117H103V118H104V119H103L104 121L107 120V121L112 122L111 124L114 125L113 127H112V126L110 127V124H108V122H106V121H105V122L102 121V122H103L102 124H104V125L108 124L110 128H114V127H116V126H115V124H113V120H114L115 122H117L116 120L121 119L122 117L120 118V116H123L126 112L123 114V113L120 111V112L122 113V115H119V114H121V113H119V114H118L119 117H118V116H117V113L115 112L116 108H115V110L112 109V110H114L113 112H112ZM117 109H118V111H119L120 108H117ZM121 109H120V110H121ZM133 109H132V113H131V114L139 115V114H138V113H139V111H138L139 109H137V111H138L137 114L133 112ZM191 109H189V111H191ZM197 109H199V108H197ZM208 109H209V110H208ZM245 109H246V108H245ZM250 109H251V107H250ZM8 110L6 111L7 114H8ZM14 110H15V109H14ZM14 110H12V111H14ZM19 110H18V111H19ZM34 110H35V109H34ZM68 110H69V111H68ZM74 110H75V111H74ZM99 110H100V109H99ZM110 110H111V111H110ZM125 110H126V109H125ZM135 110H136V109H134V111H135ZM195 110H196V109H195ZM215 110H216V111H215ZM222 110H223V111H222ZM237 110H240V112H238ZM0 111H1V110H0ZM15 111H16V110H15ZM43 111H44V110H43ZM47 111H49V112L47 113ZM53 111H54V113H52ZM64 111H66V112H64ZM71 111L73 112V114H72V115H71V114H68V112L70 113ZM163 111H162V113H160L161 111L159 112V114H158V118H157V116H156L157 120H159V117H160V119L165 120L166 117H164V116L161 117V114H163ZM189 111H187L188 113H187V112H186V113L189 114V113H190ZM193 111H194V110H192V113H193ZM200 111H201V110H200ZM221 111H222V112H221ZM228 111H227V116H228V113H229ZM236 111H237V112H236ZM247 111H248V110H247ZM255 111H256V113H258V110H257V109H255ZM2 112H1V113H2ZM50 112H51V113H50ZM114 112H115V113H114ZM143 112L146 113L145 110H142V109H141L140 113L142 114ZM147 112H148V111H147ZM167 112H166V114H168V113L171 112V111H169L168 113H167ZM218 112H219V113H218ZM253 112H254V111H253ZM13 113H14V112H13ZM25 113H26V114H25ZM27 113H28V114H27ZM30 113H31L32 115H35V118H34V117H33V118L30 117V116H31ZM39 113H40V112H39ZM44 113H43V114H44ZM59 113H58V114H59ZM63 113H65V114L67 113L68 116L70 115V116H69V117H70L69 120H71V118H72L71 116H74V117L77 116V117H75V118L73 117L74 120L77 122V123H76V122L74 121V122H73V123H74L73 126H74V127H75V126H76V127L78 126V127H77V128L75 127L76 130H74V131H73V128L71 127V128H72V129H71V132H73V133H74L73 135L75 136V137H74V136L72 135L71 137H72V138L74 137L75 139H72L71 137L69 138L67 134H64V133L62 134V132H64L65 130H67V128H66L64 131H62L63 128L67 127L66 125H63L62 122L64 123L63 120L66 121V120H68V118H69V117L67 116V114L65 115V114H63ZM171 113H172V112H171ZM200 113H201V112H199V114H200ZM212 113H213V114H212ZM232 113H231V115H232ZM251 113H252V112H251ZM10 114L12 115V117H13V119H14V116H15L17 113L14 114V116H13L12 113H10ZM18 114H19V116H20V112H18ZM23 114H22V117L24 116ZM37 114H38V113H37ZM195 114H198V113H194V116H196ZM211 114H212V115H211ZM229 114H230V113H229ZM0 115H1V114H0ZM8 115H9V114H8ZM55 115H57L58 117L55 116ZM59 115H60V114H59ZM78 115H79V116H78ZM100 115H102V113H100ZM163 115H164V114H163ZM177 115H178V114H177ZM202 115H203V113H202ZM216 115H214V116H216ZM238 115H239L240 117H238ZM252 115L254 116V114H252ZM16 116H17V115H16ZM64 116H66V117H64ZM104 116H106L108 119H107L106 117H104ZM115 116H117L118 118L115 117ZM147 116H148V114H147ZM150 116L152 117V115H149V118L151 119ZM166 116H167V120H168V119H169L168 116L170 117L171 114H170V115H166ZM191 116H192V119H191V120H192V121H191L192 123H193L195 120L198 121V119H196V118H198V115L196 116V118L194 119V121H193V114H191ZM191 116H190V118H191ZM203 116H204V115H203ZM207 116H208V117H207ZM209 116L212 117V119L209 118ZM223 116H226V115L224 114V115H222V117H221V118H222V121H223V122H222V127H224V126H223V123L226 122V120H231V118H230L231 116H228V118H227V116H226V117H223ZM0 117H1V118H0V123L2 124V122L4 123L5 120L3 121L2 116H0ZM3 117H4V116H3ZM22 117L20 116V118H22ZM27 117H30V118H27ZM67 117H68V118H67ZM123 117H124V116H123ZM163 117H164V118H163ZM201 117H202V116H201ZM260 117H261V116H260ZM4 118L6 119V117H4ZM18 118H19V117H18ZM49 118H50V116H49ZM156 118H155V119H156ZM215 118H216V117H215ZM218 118H219L220 121H219V120L217 121V119H216V121H217V122H221V119H220L219 116H218ZM229 118H230V119H229ZM232 118H234V117L232 116ZM237 118H236V119H237ZM245 118H246V117H245ZM262 118H263V116L261 117V119L259 118V120H260V121H259V124H257L256 127H254V128L258 129V127H260V128L263 127V131H264V122H261V121H264V119H262ZM13 119H12V121L14 122V121L17 120V117L15 118V120H13ZM24 119H23V120H24ZM27 119H28V120H27ZM29 119H30V120H29ZM33 119H35L36 121L34 120V122H33ZM110 119H112V120H110ZM210 119H211V120H210ZM225 119H226V120H225ZM255 119H257V121H258V117H257V118H254V121H253V122H251L253 119L250 120V123H249V124L251 125V126H250L251 128H253V125H252V124L256 121ZM9 120H10V117H9ZM40 120H41V121H40ZM43 120H45V121L43 122ZM47 120H48V121H47ZM50 120H51V118H50ZM167 120L163 121V123L165 122V124H168V123L170 122V120H169V122H167ZM212 120H213V121H212ZM224 120H225V121H224ZM1 121H2V122H1ZM12 121H11V122H12ZM29 121H31V123H32V124L29 123L30 126L28 125V122H29ZM37 121H38V124L34 126V124L37 123ZM52 121L56 122V119H52ZM61 121H62V122H61ZM71 121H73V119H72ZM171 121L173 122L174 120L171 119ZM175 121H176V120H175ZM257 121H256V123H258ZM7 122H10V121H7ZM20 122H22V121H20ZM160 122H162V120H159V123H160ZM200 122H201V121H200ZM202 122H205V120L202 121ZM202 122H201V123H202ZM214 122H215V121H214ZM260 122H261V123H260ZM5 123H6V122H5ZM5 123H4V124H5ZM16 123H17V122H16ZM16 123H15V124H16ZM52 123H53V124H52ZM57 123H56V124H57ZM65 123H66L68 126H70V125L68 124L69 121H68V122H65ZM78 123H79V124H78ZM155 123H157L159 126H160V124H161L160 128L157 126V124H155V126L158 127V129H159L160 131L162 130L161 132L166 131L165 129L168 128L169 131L167 130L168 132H165V133H169L171 130H173V128H174L175 131H176L177 128H179V126L176 125V124H175V127H173V128L170 129V126L164 128V127H165V124L162 125L163 123H160V124H159L158 121H155ZM170 123H171V122H170ZM170 123H169V124H170ZM195 123H196V121H195ZM208 123H207V126L209 125ZM226 123H227V122H226ZM226 123H225V124H226ZM229 123H230V121H229ZM239 123H241V122L236 121V124H235V121L232 119V123H230L228 126L231 125L230 128H232V126L235 125V126L233 127L234 130H230L229 128H227V126H225L226 128L224 129V131H223V129H222L221 127H217V128L214 127V126H219L221 123H220L219 125H218V123H216V122H215V124H217V125H213V123H212V125H213L212 128H213V129H212V130H209V131H213V130H214V132H216L217 130H218V131L220 130L221 132H223V134H224V138L226 137V138L224 139V143L221 142V143H223V146H224V147H223L222 145H219V143H217V146L219 145L217 149L221 148V146H222V148H224L223 150H225L224 152H226L228 155H229L230 153H232L231 155L233 156V152H231V151L229 150L230 153H228V151L226 150V149H227V145H226V144H227L228 142H230V141L233 139V138H232V137H233V136H232L233 134H234V136H235L236 134H238V132H236V130L238 129V127H236L237 124L240 125V126L243 125V123H242V124H239ZM262 123H263V125H262ZM17 124H18V123H17ZM23 124H25V123H23ZM60 124H61V125H60ZM76 124H78V125H76ZM193 124H194V123H193ZM203 124H204V123H203ZM6 125H7V123H6ZM9 125H10V124H8V127L10 128ZM12 125H13V124H12ZM39 125H40L41 127H40ZM82 125H83V124H82ZM186 125H187V124H186ZM189 125H190V124H189ZM194 125H195V124H194ZM194 125H191V127H189L188 130H191V128L194 127ZM201 125H202V124H201ZM226 125H227V124H226ZM13 126H14V125H13ZM16 126H17V125H16ZM18 126H19V125H18ZM50 126H49V127H50ZM59 126H58L57 128H60ZM166 126H167V125H166ZM196 126H200V124L198 125V123H197ZM205 126H206V125H205ZM205 126L203 125L201 128L204 129V128H206ZM243 126H244V125H243ZM248 126H249V125L243 127L242 129H239V130H243V129H245V130H247L248 133H249V132H250V131H249V130H250V127H248ZM23 127H24V126H23ZM80 127H81V126H80ZM161 127H163V128H161ZM184 127H186V126L184 125ZM184 127H183V124L180 125V128H183V129L185 130L186 128H184ZM247 127H248V129H247ZM0 128H1V129H0V131H1V135L6 136V135H4L5 133L2 134V131L5 130V132H6V129H7V128H6L5 126L3 127V125H1ZM4 128H6V129H4ZM18 128H20V129H18ZM33 128H34V129H33ZM44 128H48V125H47V127H44ZM175 128H176V129H175ZM180 128L177 129V130H180ZM208 128L211 129V124L206 128L207 131H208ZM214 128H215V129H214ZM218 128H219V129H218ZM235 128H236V130H235ZM254 128H253V129H254ZM42 129H43V127H42ZM68 129H69V127H68ZM123 129H124V128H122L121 132H122V136H123V139H124V140L127 141V139H125V138H126V137H129V136L132 137V138L134 137L133 135H129V134H128L129 132H128L127 130H125V132H123V131H124ZM125 129H127V128H125ZM152 129H154V132L147 131L148 133L151 134V136H149V134H148L147 137H149V139H151V137H153L152 135H155L156 137H153V138H152V139H153V144H154V141L157 140L156 143H158V142L161 140L160 134H161V136H163V137L167 135V136H166V137H167V138H166V141H164V142H166V143L164 144V142H163L164 139L161 140V143L163 144V147L166 145L167 147H169V149H167L166 146H165L166 148L164 147L165 149H164L163 147H162V148H163V149H162V148H161L162 144L160 145V142H159V143H158L159 145H158V144H157V145H154V148H155V149L153 148V145L150 144L152 148H150V145H149V146L147 145V146L149 147V148L147 149L148 152H147V151H144V152H143V150H144L143 147L146 146V145H144V146L142 145V149H143V150H141V149L139 150L138 148H141V142H139V143L136 142L137 145L139 144L140 147L135 146L136 149H138V150L135 149L136 151H134L133 146L130 144L131 139L128 138V139H130V141H129V143H128V142H127V143H128V145H131L130 148H132V149H128V148H129V147H128L127 149H123V150H125L124 152H127V153H128V155H125V156H126V157L129 156L130 158L127 157V158H128V159H127L124 155H121V154L123 153L122 150H121V151H118V154H117V155H119V156L121 155V160L123 159V160H122V162H123V164H122L123 168L127 165V166L125 167V168H126V169H125L126 172H127V167L129 168V169H128L129 171H130V169H131V171H133V170L135 171L134 166H136L137 168H138L137 165H141V166H142L143 163H142V164L139 163L141 160H142L141 162L146 161V165H148V167H147L146 170H149V169H151V168H155V166H152V165H155V164L159 166V169L162 167L163 169H164V168L168 169L167 171H170L171 168H172V170L170 171L171 173L169 172V175H166L168 172H167L165 169H164V170H165L164 172H161V171L158 169V166H157V169H158V171H160V173L158 172V174H156L157 171H156V170L154 171V169H151L150 171H147V173H148V172L151 173V174L148 173V175H153V176H154V175H155V176L157 175L158 178H156L155 176H154V177H153V176H152V177L149 176V177H150V178H153V180L157 179L158 181H160L159 179L164 178V177H161V178H160L159 176H165V175H166L167 178L170 177V178H169L170 183L168 182V183L165 184V182H164L165 185L168 184V185L166 186L165 189L168 190V192L171 191V192L168 193V194L166 193V195H168V196L171 197V198H173L172 196H174L173 199L176 200L175 203H176V205L178 204V206H179L180 203H179V201H178V203H177V199H175V197L178 198V200H179V198H180L181 196L184 197V199H185V197L187 196V195H186L187 193H183V191L188 190V189H190V191H191V188H192V187L190 186V187L187 188V189H185L184 187H185V186L188 187V186H187L188 184L190 185V183L187 182V181L189 180V177H190V176H192L193 174H194L195 176H197V175L194 173V171L196 172L197 170H196V169L194 170L193 167L190 166V165L192 164V162H191L190 165H189V166H190V170H191V172L188 170V169H189V168L187 167V166H188L187 163H189L188 159H190V161H191L192 158H188V159H187V157H189L190 155L188 156L186 150H189V148H188V146H185L186 144H183L184 142L182 141L183 143H182V145H181L180 147H181L182 150H183V148H185L184 151H186V155H187V156H186V159H185V157L183 158V156H185V154H184V151H181V149H180V150H176L175 153L179 151V152H181V153L183 154V156H182V154H180V153L178 152V153L180 154V157L182 156V157H181V158H182L181 161L184 159V160H186V161H188V162H186V164H185V162H183V161H184V160H183V161H182V165H183V163H184L185 165H187L186 167H185V165H184V167L187 168V170L189 171L190 174L193 173V174L189 175V177H187V179H188L187 181H184V178H185L187 175H185V177H180V175H182V174H181L182 171H180V169H182V170L184 169V170H183V171H184V172H183V176H184V173H185L186 169L183 168V167L180 168V167H181L180 162H177V161H179L180 159H179V158H178V159H175L174 156L176 157L177 155H174V154H175V153H173L174 151L171 152L172 150H174V147H175V146L172 144L173 141H172V142H169V144H171V145H169L167 141H170V140L172 139V137H173V139H174L175 136L177 137L178 140H181V138H182V134H184V132H183L184 130L182 129V130H180V131H176V134L169 133V134H171V135H170V139H168V138H169L168 134H164V132L161 133L158 129H156V128H154V127H153ZM194 129H195V128H194ZM194 129L191 130L190 132L193 133ZM202 129H200V127L197 129V127H196V130H197V131H195V132L198 134V132H199L198 130H200V133H202V131H201ZM226 129H227V130H226ZM253 129H252V130H253ZM10 130H11V129H10ZM17 130H16V131H17ZM25 130H27V128H26ZM52 130H53V131H52ZM186 130H187V129H186ZM206 130L204 129L203 132H206ZM239 130H238V131H239ZM7 131H8V130H7ZM61 131H62V132H61ZM126 131H127V134H125ZM131 131H132V130H131ZM152 131H153V130H152ZM230 131H235L236 134H235L234 132H232V135H231ZM243 131H244V130H243ZM254 131H255V129H254ZM261 131H262V129H261ZM261 131H259V132L256 131L257 133H259V136L257 135V137H255V135H253V132H252V134H251L252 136H254L255 140H257L258 143H260V141H262V140L264 141V136H263V134L261 133ZM263 131H262V132H263ZM3 132H4V131H3ZM8 132H9V131H8ZM77 132L80 133V135L77 134ZM132 132H133V131H132ZM155 132H158V133H155ZM177 132H179V133H181V134H177ZM190 132H189V131H186V132H185V133H189V135L187 134V135H188L187 137H189V140H188V138H184V140L187 139V140H188V144H187V145H189V143H191V145H189V147L191 146V147L193 148V146L196 147V145H194V144H195L194 140L197 138L198 135H195V132H194L193 134H191ZM225 132H227V133H229V134L226 136ZM10 133H11V132H10ZM10 133H9V134H10ZM24 133H25V134H24ZM152 133H153V134H152ZM159 133H160V134H159ZM210 133H211V132H209V134H210ZM216 133H217L216 137H218V134H219V133H218V132H216ZM243 133H244V132H242L241 135H242ZM257 133H255V134H257ZM6 134H8V133H6ZM23 134H24V136H23ZM35 134H36V135H35ZM83 134H85V133H83ZM86 134H87V132H86ZM86 134H85L84 136H86ZM89 134H90V133H89ZM89 134H88L87 136L90 137L91 134H90V135H89ZM123 134L126 135V136H124ZM133 134H136V135H137L136 132H134ZM190 134H191V135H194V137L196 136V138H193V136L191 137ZM206 134H208V133L206 132ZM209 134H208V135H209ZM212 134H214V133H212ZM212 134H210V135H212ZM223 134H220L221 136L219 135V136L221 137V140H219L218 138H217V139L215 138V140H216V141H217V140H219V141H223V140H222V139H223V137H222ZM244 134H245V133H244ZM77 135H78V136H77ZM120 135H121V133H120ZM178 135H179V136H178ZM202 135H203V134H201V136H202ZM204 135H205V133H204ZM210 135H209V138L211 139V136H210ZM239 135H240V133H239ZM239 135H236V136H237V140H238V138H239ZM246 135H247V133H246ZM248 135H249V134H248ZM251 135H250L249 138L252 137ZM260 135H261V136H260ZM76 136L78 137L77 141H76V138H77ZM157 136H159V137H158L159 140L157 139ZM183 136H186V134L183 135ZM205 136L207 137V135H205ZM205 136H204V137L202 136V139H203V138H206ZM228 136H229L230 138H229ZM236 136H235V141H236ZM262 136H263V137H262ZM11 137H14L13 134H11ZM11 137H9V135H8V137H6V139H7V138L9 139V138H11ZM58 137H59V138H58ZM89 137H88V138H89ZM163 137H162V138H163ZM178 137H180V138H178ZM198 137H199V136H198ZM227 137H228V138H227ZM244 137H245V136H244ZM244 137H243L242 139H245ZM260 137H261L262 139H261ZM1 138H2V139H3V138L5 139V137H2V136H1V137H0V140H1ZM21 138H23L24 142H26V143L29 142V143H27V144L25 143V144H26V145H25L24 142H23V140H22ZM90 138L93 139V136H91ZM135 138H136V137H135ZM137 138H138V137H137ZM192 138H193L194 140H193ZM207 138H208V137H207ZM213 138H214V136H213ZM247 138H248V137H247ZM257 138H258V139H257ZM4 139H3V140H4ZM13 139H14V140H17V139H15V138H13ZM63 139H64V141H65V140H67V141L63 142V144H62L61 142L63 141ZM82 139L84 140V137H83ZM82 139H81V141H83ZM92 139H90V140L88 139V141H91V142H92V141H93ZM133 139H134V138H133ZM152 139H151V140H152ZM199 139H200V138H199ZM199 139H197V140H199ZM210 139H209V140H208V139H204V140H206V142H209V143L212 142V144H214L213 142H215V140L212 139V141H210ZM226 139H227V140L229 139L227 143L225 142ZM230 139H231V140H230ZM40 140H42V142H43V141H45V142H44V143H42V142H41V143H40V142L38 143V141H40ZM60 140H62V141H60ZM70 140L72 141V144H73V140L76 141V142H74V144L72 145ZM135 140H136V139H135ZM182 140H183V138H182ZM197 140H195V141L197 142ZM249 140H251V139H249ZM255 140H254L253 145H252V146L250 145L251 147H253V146H257L256 148L254 147V150H255V151L251 152V153H253L254 155H255V153H256V150H259V147H261V146H258V145H260V144L256 143ZM259 140H260V141H259ZM30 141H31L32 143H31ZM58 141L60 142V144H59ZM68 141H70V142H68ZM86 141H87V139L85 140V145L87 146V148H86V149L83 148V149H84L85 153H87L86 150H88V151L91 152V153H89V154H86V158H87L89 161H87V159H86V160L84 159L85 161H87L86 164L88 163V165L86 166V167H88V169L85 168V166H84V165H85V161H84V160H80V161H78V162H80V167H79V168L82 169L83 171L81 172L80 169H79V170H78V168H76V169H77V172L84 173L83 175H85V174H87V173H85V172H87V170H89V168H90L91 171H89V172H90V174H91V172H92L91 175H92L94 178H90V179H89V178H85V177H83V176L81 175V173H78V176L81 175V177H78V176H77V173H75V172H76V169L74 170L75 172H73V171H72L73 166H71V165H68V167L66 168V166H67V165H65L66 163L64 164L65 167H64V168L62 167V168L64 169V170H62V171H60V170L62 169V168H61V165H60V167H59L60 170H59L58 168H54L56 174H58L57 171H60V172H62V173H61L62 176H63V172H64V177H65V175H66V176H69V175L71 176V177L69 176V178H71L69 181H71V180H72V181H71V182H68V183H69V185L72 186V188H73V189H72V188H69V189H70V192L72 193V194H71V193H70V194H71L72 197H74V199L72 200V198H70L71 196H69V199H68V198H67V199H68V200H72L71 202H73V201H77V198H78L79 203H80V204H83V205H82L83 208L78 207V206L80 205L78 202H77V203H78L79 205H77L76 202H74V204H75V205H74L73 203L69 202L67 199H64L65 201H62V202H67V203H65V204L63 203V204H64V205L67 204L68 206H70V204H71V206H74V207H71V208H67L66 206L63 207V205L59 203L61 200H60V201L58 200L59 202H56L57 200L55 201V196H56V194H58V192H59L60 189L58 190L57 193H56V190H55V189H57V187H59V188H63L64 186H65V188L68 189V187L66 186V185H68V184H65V185L62 184V187L57 186V184H55V185L57 186V187H55V186H54V183L57 182L59 185H61L59 182H61V180H63L64 177H63V178H62V176H60V177H58V178L56 177V179H60V178H61V180H58V181L56 180L55 182L52 183V179H53V177H52V179H50V175H49V174H46V172H47L46 169H47V168L44 170L43 173H42V168H41V170H40V168H38L36 171H38V170H40V171H38V173L35 171L34 173H36V174H40V175L43 174V175H41L40 177L44 176V178L42 177V178H43L42 181H41V178H39V180H38L37 182L39 183V182L41 181L40 184H42V185L45 184V185H46V184H48L46 181H48V180L50 179L49 182H50V184L53 185V187H54L55 189H53V188H49V189L46 191V193L44 194V198L42 199V198L35 197V196H36V194H35V189H34L35 186H34L33 183H31L32 186H34V187H30L31 189L34 190V192H32V194H35L34 197H35V199H36V198H37V199H36V200L33 199V196H32V194H31V192L28 191V194L30 193L31 195L24 196L25 198H26V197L29 198L28 201H27V198H26V199H23V196H21V195H22V192H24L23 195H25V191H24V190L20 192L21 194L18 193L19 195L17 194V192H18V191H17V192H16L17 196H21V199H22V200H26V203H27L28 205H32V206H33V204H35L32 208H31V206H29V207L31 208V209L29 208V209H30V211H29L27 208L24 207V205L21 206V204H20L19 201L15 202V203H19L20 208H21V207H24V211H23L24 214H22L23 212L20 211L19 208H18L19 212H22V213H21V216H20V214L17 216L16 213H15V211H14L13 209L16 208L15 210H17V207H19V206H18V205H17V207L13 206V208L11 209L12 206H11V207H9L10 205L7 206V205L10 204V203H6V202H5V200H6V201L11 200L10 197L13 198L16 194H15V192L13 191L12 193L15 194L14 196H11V195H10L11 192H9L10 197H9V196H8V198H7V197H4L5 194H3L2 192L4 191V189H5L6 187H4L3 184L6 185V184H9L10 182H11V184H14V183H13L14 181H15V184H18V182H19V180H20L19 178H21V175H20V177H17L16 174L19 172V174H22V178H23V174H24V172H27V171H25V170H27V169L24 170V167H23L22 171H20V170H21L20 167H19L20 170H19V168H13V167H10V168L14 169V171H15V169L18 170V172H16V174L13 173V172H14L13 170H11V169L9 170L10 173L13 171V172L11 173V175H10V178L12 177V174H14L13 176L15 177V179H16V177H17V183H16V180H15L13 177L11 178L13 181L9 180L10 178L8 179L9 175H7V173H9V172H7V170H8L7 167H6V168L3 167L4 169H7V170H4V169L2 170V172H7V173H5V174H6L5 177H4L3 173L0 171V173H2V175L0 174V202H1V200L4 201V203L1 202L2 205H4V206H2L1 203H0V206H1V207H4L3 209H0L1 211L3 210L2 212L4 213V214L1 213V216H0V217H2V219H3V220L1 219L2 222H1V220H0L1 225H4V227H5V224H4V223H10V224H11V222H9L10 217H13V218L15 217L14 220H13L14 223L12 222V226H13V224H15V225L13 226V228L11 227V229H7V227H6V230H5V229H3V228H4L3 226H0V227L2 228V230H0V240H1L0 242H1V243H4V244H5V243H10V244H11V247H10V248H7V250L10 249V250H8V251H12V250H13V251L15 252V249L17 248V245H16V244L19 245L20 243L23 242L22 244H24V243H25V244H24L23 246H21V249H22L21 251H22V252H25L26 249H27V251H29V254H27V255H29V256H30V255H31V256L33 255V257L39 258L38 260H41V261H42L43 259H40V258H43V256L41 257V255H40V253H41L42 251L45 252V253H43V254H45V255H46V253H47V254H49V253H55V251H57L56 254H57V253H58V255L60 254V256H58L59 258L61 257V254L64 255L65 253L72 252V251H69V250H71V249L74 248V246L72 247V245H73V243H74L73 240H74V241H76V242H79V245H78V243H75V244H74V245L77 244V247L75 246V248H78L77 250H79V248H80L82 251H85V252H82V251H81L82 253L80 252V255L77 253L78 251L74 253V254H76V255L70 253V254H72V256H77V255H78L79 258H80L81 255H82L83 253L86 254V250H90V249H92V250H90V253H92L93 250L96 251V249H97V250H98V251H96L97 253L94 252V253H95V256L92 254L94 257H92V255H91L90 257H92V263H93V262H95V259H96V256H97V259H98V260H96V262H97V264H99V263H98V262L100 261V260H99V257H100V256H101V258H102V256H105V257H106V253H107V252H105V251L102 252V250H106L107 247L109 246V247H108L109 249L116 251L118 254H123L122 257H123L124 259L122 258V260H123L122 263L126 260V264H133V263H134V264H138V263L140 264V263H142V262H139V261H141V260H139L140 257H142V259H143V254H142V253L145 254V252L147 251V252H146L147 256L144 255V257H147V259L149 260V258L151 259V256H152V255H150V254H152V252L156 253L155 250L157 251V254L160 253V252H166V253H168V251H170V253H172V251H171V250H173L172 247H173V246H177V247H178V244H180V248H183V249H182L183 252H184V251H187V250L189 251V252H187V253H189V255H187L188 259H189L190 257H192V258H194V259L191 258V260H188V259H186V258H187V257H186L185 260H184V262H181L180 259H178V262L180 261V263H183V264H184L185 262H186V264H197V263H198V264H202V262H203V264H205L206 262L204 263V261H207V263L212 264V261H214V260L212 259V258L214 257L213 254H215V253H214V250L217 249V248H215L216 245L213 247V249H214L213 252H212L213 254H211V255H213V257L211 258L212 261H211V262L208 261V260H211L210 258H209V259L207 258L208 260H203V258L205 259L206 257H211V256H208V255H210V252L212 251V250L210 249L211 246H212V244H211V242L208 241L211 245L207 242V243L209 244V246H208V245H207L208 247L203 246V245H204V238H203V240H201V241H203L202 244L200 243L201 241L199 242V241L196 239L197 236H198V239H199L200 237H202L201 235H203V233H202L201 235H197V236L195 237L194 234H193L194 232H191V229H193L194 231H196V234H197V233H201V232H200V228H201L202 226H198L199 228L196 226V225H199L198 223H201V222L198 221L199 218H198V220H197V217H199V214H200V213H198V212H194V211H196V210L199 211V210L203 209V208H200L198 205L196 206V204H200V203H201L200 206H203L202 203H204V201L206 200V197H207V195H208L207 192H206V193H207V195H206V193H205L206 190H205V189H204V192H203V191L200 190V187H199V190H200V191H198V192L200 193V195H199L198 192H197V194H198V198H199L201 195H202V196H201L200 198H205V199H202V201L199 199V200H200V203L198 202L199 200L196 199V198H197V197L195 196L196 194H194V196H195V200L192 199V198H191L192 200H189V198H190L189 193L191 194L192 192H196V189H197V188H196V189L192 188L193 191L189 192V193H188L189 196H187L188 199L186 198L188 201L185 199L186 202H187L186 206H185L184 204H182L181 207L179 206V209H176L175 207L170 206V207L173 208V209L171 208V210H170V208L167 207V206H164V207L162 206L163 209H161V211H162V210H163V211L161 212L160 209H159L160 213H157V212H156L158 215L155 213V210H154V209H153L154 211L151 210V207H150V208H149L150 210H148V214H150L151 220H149V222L147 223V225H146V224H143V223H146V222L143 220L144 222H142V224L139 223V225H138L139 227L137 228V229H139V228L142 229V226H143V225H146L148 229H147V228H144V227H145V226H144V227H143V228L145 229V230H143L144 232L141 231L140 229L138 230V232L135 231L134 233H136V234L138 233V235H139L138 237H137L136 235L133 236V235H132V232L130 231V229H129L128 227L124 226V227H126L127 229H129V231H130V232H129V235L133 236L132 239H131V236L128 237V238H129V240H128V238H126L127 236L125 237V235H128V232L125 233V232H126V231H125V230H126L125 228H122V231H123V230L125 231V232L123 231V232L125 233V235H124V233H122V234L120 233L121 229H119V230H120L119 232H118L117 230H118L119 227H121L120 225L123 226L122 222L126 223L125 221L129 220L128 218H126L127 216H129V215L131 216V214H133L132 217H134V215H135V216L137 215V214H136L137 211H140V212H141V210H142V209L139 207L140 204L138 205L139 202H136V201H137L136 199H137L138 197H142V193H140L141 195L139 196V195H138L139 193H136V194H135V191L138 192V191H137L138 188H139V189L141 188V186H139V184L142 185V183H143V184L146 183V181L143 182L144 179H147V183H148V184H147V185H148L147 188L149 187L148 189H150V188H152V187L155 188L156 185H155V186H154V185H151L150 182H152L153 180H151V181L149 182V180H150V179H148L149 177H147L146 175H143V176H142L141 174H140L139 177L142 178V183H139L140 178H139L138 176H136L135 174H137V172L140 170V167H141V166H139L138 171H137V169H136L137 172H135V174H133L132 172H127V173H129V174H131V175L133 174L132 177H133V178H134V177L136 178V179H134V180L132 179L131 182L129 181V180H131L130 176H129L128 174H126V172H125L124 169H123L124 172L122 171V169H121V170L119 169L120 171H118V172H113V173L110 172L112 175H115V178H116V181L113 182V181L115 180V178H114V176H112V175L109 173V171H111V170L115 167L116 162H117L116 160H118V159L116 158V160H115V159L113 158V156H112V155H113V153H112L113 151L111 152V150H109V148L112 147V146H111V145L108 146L109 148L107 149V148L105 147L106 144H104V145H103L104 148H103V146H102V148H103L102 152L99 151V150H98V151L96 150V149L100 148L101 146L98 147V148H96L95 151H94V149H91V148H92L91 144H90L88 141H87V142H88L89 144L86 143ZM104 141H106V140H104ZM132 141H133V140H132ZM132 141H131V142H132ZM137 141H138V139H137ZM235 141L233 140V141L231 142V144H232L231 148H232V149H233V145H234V148H235V144H236V142H237V141H236V142H235ZM245 141H246V140H244V142H245ZM252 141H253V140H252ZM252 141L250 142L251 144H252ZM5 142H7V141L4 140V143H5ZM12 142H13V141H12ZM12 142H11V143H12ZM67 142H68L69 144H67ZM175 142H176V138H175ZM175 142H174V143H175ZM198 142H199V141H198ZM202 142H203V141H202ZM233 142H235V143L233 144ZM239 142H241V140H240ZM11 143H7V144H9V146H10ZM83 143H84V142H83ZM102 143H105V142H102ZM125 143H126V142H125ZM125 143H124V144H125ZM127 143H126L125 145H127ZM136 143H135V141H134V145H135ZM185 143H187V141H185ZM241 143H242V142H241ZM7 144L5 143V147H4L6 150H5V149L3 150L2 148H0V150H3V151H5V152L10 151V150H11L10 148H11L12 146L9 148L10 150H9V149L7 150L6 147H9ZM17 144H18V145H17ZM33 144H37L38 146L44 144V145H46V148H45L44 145L41 146V147H38V148H37V145H34V146H33ZM39 144H40V145H39ZM52 144H53V145H52ZM100 144H101V143H100ZM100 144H99V145H100ZM132 144H133V142H132ZM176 144H177V143H176ZM228 144H229V146H230V143H228ZM245 144L248 145V148H249V144H247V143H245ZM255 144H256V145H255ZM89 145H90L91 147H90ZM203 145H204V144H203ZM207 145H208V143H206V146H207ZM209 145L212 146L211 144H209ZM239 145H240V144H239ZM242 145L244 146V144H242ZM261 145H262V144H261ZM1 146L3 147V142H2V143L0 142V147H1ZM65 146H66V147L68 146V148H64ZM70 146H71V147L73 146L74 148H73V147L70 148ZM156 146H157V149H158V150H156ZM171 146H174V147H171ZM210 146H207V147L205 148L204 151H207L208 148H209ZM217 146H215V148H216ZM237 146H238V142H237ZM237 146H236V147H237ZM240 146H241V145H240ZM240 146H238V149L240 148ZM263 146H264V145H263ZM31 147H34V149H35V147L37 148V149H35V152H34V151H30V149L33 150ZM43 147H44V148H43ZM76 147H77V148H76ZM124 147H125V146H124ZM135 147H134V148H135ZM225 147H226V148H225ZM63 148H64V149H63ZM69 148H70V149H69ZM89 148H90V149H89ZM94 148H95V147H94ZM102 148H100V149H102ZM105 148H106V149H105ZM171 148H172V149H171ZM186 148H187V149H186ZM200 148H202V150H203V147H200ZM210 148H211V147H210ZM210 148H209V150H208V152H210V153L206 152L208 155H206L205 152H204V154H202L205 158H203L201 155L198 156L197 158L200 157V158H202V160H206V156H207V158H208L207 160L210 159V162H211V160L213 159V155H212V158H210V155H209V154H212V153H211V152H213L212 150H216V151H217V149H215V148H214V149H213V148L210 149ZM42 149L44 150V152H42V153H44V154H43L44 157H45V155H46L45 152L48 151V152H47V154H48V156H49L48 158L41 159V158H43V157H41V156H43V155H41L42 153H40V152L37 151V150H42ZM65 149H66V151H64ZM110 149H111V148H110ZM112 149H114V148H112ZM145 149H146V147H145ZM150 149H151V150L154 149L155 152H157V154L155 153L157 156H155V155H154V156L157 157V158L159 159L160 163H159L158 159H157V163H155V161H156V160L154 159L155 157H152L154 153H153ZM160 149H161V150H160ZM170 149H171V150H170ZM193 149H194L195 151H194ZM193 149L191 150L192 153H191V156H190V157H192V156L194 155L193 157H194V159H195L196 155L201 154V153H197L196 155L193 154V153L197 152L196 150L199 149V146H198L197 148H193ZM232 149H231V150H232ZM235 149H236V148H235ZM235 149H233V150H235ZM242 149H244V148L242 147ZM245 149H246V151H247V148H245ZM252 149H253V148H252ZM261 149H264V148H261ZM20 150H21V149H19V151H20ZM43 150H42V151H43ZM62 150H63V151H62ZM104 150H106V151H104ZM127 150H128V151H131V152H128ZM159 150H160L161 152H163V151L166 152V153L164 154V156H163V154L160 155V151H159ZM169 150H170V151H169ZM202 150H200V151H202ZM219 150H220V149H219ZM233 150H232V151H233ZM240 150H241V149H240ZM51 151H54L53 154L56 153V155L52 156ZM92 151H94V152H92ZM109 151H110V152H109ZM133 151L136 152V153H138V154H137V155H136V154H133V153H132ZM137 151H139V152H137ZM149 151H150V152H149ZM158 151H159V152H158ZM168 151H169V153L171 152L172 154L170 153V155H169ZM238 151H239V150H238ZM259 151H260V150H259ZM1 152H2V151H1ZM1 152H0V154H1ZM33 152H34V154H36V152H37V153L39 152L38 155L40 154V156L38 157L37 154H36V155H31ZM76 152H73V153H74V154H73V157L77 156V153H76ZM97 152H101V153L95 154V153H97ZM105 152H106L107 154H106ZM121 152H122V153H121ZM151 152H152V153H151ZM219 152H222V150L219 151ZM219 152L217 151V154H218ZM235 152H236V151H235ZM254 152H255V153H254ZM257 152H258V151H257ZM25 153H27V154H28V153H29V154L31 153L30 155H31L32 157H30L29 155H27V154H25ZM62 153H63V155H61ZM93 153H94V154H93ZM102 153H103V154H102ZM120 153H121V154H120ZM129 153H132L133 155H130ZM139 153H140V154H139ZM143 153H144V155H147V156H145V157H146V158H145L146 160L144 159V156L142 155ZM146 153H150V154L148 155V154H146ZM158 153H159V154H158ZM163 153H164V152H163ZM214 153H215V152H214ZM260 153H261V154H259V152H258V154H259L260 156L263 155V157H261V158L259 157V159H262V158L264 159V154H263L262 150H261ZM23 154H25V155H23ZM66 154H68V153H66ZM75 154H76V155H75ZM91 154H93V155H91ZM124 154H125V153H124ZM176 154H177V153H176ZM192 154H193V155H192ZM217 154H214V155H217ZM227 154H226V155L223 154V157H225V156L227 157V156H228ZM246 154L249 155L247 152H246ZM256 154H257V153H256ZM50 155L53 157V160L50 159V158H52V157H50ZM58 155H59V157H58ZM74 155H75V156H74ZM89 155H91V156L89 157ZM96 155H98V156H96ZM101 155H102V156H101ZM103 155H104V156H103ZM115 155H116V154H115ZM151 155H152V156H151ZM159 155H160V156H159ZM166 155H167V156H166ZM221 155H222V154H221ZM231 155H229V157H230ZM243 155H244V154H243ZM243 155H241V156L244 157ZM28 156H29V158L31 159V161H29L30 159L28 158ZM35 156H37V158H39V159H38V160H37L36 158L33 159V157H35ZM46 156H47V155H46ZM56 156H57L58 158H57ZM93 156H94V157H93ZM122 156H123L128 162H125V160H124V158H123ZM139 156H140V157H139ZM172 156H173V160H172V158H171ZM208 156H209V157H208ZM232 156L230 157L231 159L233 158ZM250 156H252V154H251ZM256 156H258V155H256ZM22 157H21V158H22ZM62 157H63V158H62ZM67 157H68V158H67ZM71 157H72V156H71ZM92 157H93V159H92ZM135 157H137L138 159L135 158ZM167 157H169V158H167ZM178 157H179V156H178ZM229 157H227V158H229ZM246 157H247V156L245 155V160H246V161H249V160L251 159V162H250V161H249V162H245V160H243L244 158H242L240 161H241V162L244 161V162L241 163V165H240L239 167H237V170H236L235 167L238 166V165L235 166V164H237L238 161L234 160L235 164H233V163L230 164V166L232 165V168H235V170H234V169H231V171H237V172H238V168H240V167L242 166V164H243V166H242L243 168L241 167V168H242V169H241V174H243V176H242V175H241V176L239 175L241 178H238V182H236V184L233 183V182H231V181H232L231 179L228 180L229 183H233V184L237 185V184L242 183V182H243L242 179H244V180L246 181V182L244 181L245 183H247V182H249V181L251 180V181H250V182H251V185L253 184L252 186H250V182H249L247 188H246V185H247V184H245V185L240 184V186L242 185L241 189H240V186L237 185V186H239V187H238V190H236V191H238V193H237L236 191H234V189H232V188H235V187H237V186L231 185L232 188H231V189L229 188V193H230L229 196L231 197V193H233L232 195L235 194L234 198H233V196H232V200L234 201L235 198H236V196H237V198H236V200H235L234 202H237V201H238V202H237V203H238L237 205H236V203H235V204L233 203L234 205H236V207H235L233 204H231V205H233V206H231V207H232V208H233V207L238 208V210H239V205H243V207H244V205H245V207H247L248 204H247V203L244 204V201H247V202L249 201L248 203H255V202L257 201L256 204H258V203L264 201V200H263V201L261 200L262 198L259 199V201H258V199H257L256 201H254V200L257 198V196H255L254 198H252L253 195H255V194L258 195V193L255 192L256 189H254V188H257V187H258V188H257V191H258V192H260L259 189H261V192H262V193H261V196H262V194H264V193H263V192H264V182H263V181H264V177H263V176H264V175H263V174H264V170H263V169H264V163H263L264 161H263V160H257V162L255 161V166H254V164H253L254 161H252V159H253V160H256V159H254V158H250V157L246 158ZM253 157H254V156H253ZM26 158H27V159H26ZM89 158H90V159H89ZM133 158H134V159H133ZM160 158H161V159H160ZM176 158H177V157H176ZM214 158H215V157H214ZM227 158H226L225 160H227ZM237 158H238V157H237ZM22 159H23V158H22ZM22 159L18 161V163H17L18 165H19L20 162H22ZM32 159L34 160L33 162H32ZM71 159H72V158H71ZM103 159L105 160V162H104ZM109 159H110L111 161H109ZM112 159H114L113 161H115V162H113ZM119 159H120V158H119ZM129 159H130L131 161H130ZM136 159H137V160H136ZM140 159H141V160H140ZM143 159H144V160H143ZM220 159H223V158H220ZM220 159H219V160H220ZM239 159H240V158H238V160H239ZM247 159H248V160H247ZM35 160H37L38 162H36ZM44 160L47 162V164H46V162H45ZM61 160H62V161H61ZM154 160H155V161H154ZM161 160H163V161H161ZM164 160H165V161H164ZM197 160H198V159H196V161L192 159V161H195V162H197ZM229 160H230V159H228L227 161H229ZM26 161H28L27 164H26ZM134 161H135V162H134ZM136 161H137V164L135 165ZM138 161H139V162H138ZM147 161H148V162H147ZM150 161H152V162H150ZM175 161H176V162H175ZM227 161H225V163H226ZM230 161H231V160H230ZM240 161H239V162H240ZM258 161H259V162H258ZM261 161H263V162H261ZM81 162H82V166H83L84 168L81 166ZM89 162H90V163H89ZM111 162H113V163H111ZM122 162H121V163H122ZM124 162L126 163V165H124V164H125ZM130 162L132 163L131 165H130ZM195 162L193 163L194 165H192V166H195ZM198 162H199V161H198ZM48 163H49V164H48ZM114 163H115V164H114ZM148 163H149V164H148ZM162 163L165 164L166 166H165V165H162ZM203 163H204V162H203ZM208 163H209V161H208ZM227 163H228V162H227ZM258 163H260V164H258ZM261 163H262V164H261ZM28 164H29V165H28ZM30 164H31V165H30ZM42 164H43V165H42ZM76 164L78 165V163H76ZM83 164H84V165H83ZM108 164H109L110 166H109ZM159 164H160V165H159ZM174 164H175V165H174ZM198 164H199V163H197V165H198ZM39 165H41V166H39ZM58 165H59V162H58ZM104 165H105L106 167L108 166L109 169H110L111 166H114V167H111V170H109V171L107 170V171H108V172H107V171L105 170L106 168L104 167ZM132 165H133V166H132ZM144 165H145V162H144ZM176 165H180V166H177V167H179V170H178V171L180 172V175H179L178 173H176L177 168H175V171L173 170L174 167H175ZM197 165L195 166V168H197ZM200 165H201V164H200ZM202 165H203V164H202ZM251 165H252V167H250ZM257 165H260V166H257ZM261 165H263V166H261ZM20 166H22V163L20 164ZM26 166H27V167H26ZM35 166H36V165H35ZM70 166H71V167H70ZM74 166H75V165H74ZM164 166H165V167H164ZM203 166H204V165H203ZM205 166H206V168H205ZM205 166H204V168L207 169V170H208V168L210 169V171H211V169H214V168H210V166L207 168L208 165H206V163H205ZM233 166H234V167H233ZM55 167H56V165H55ZM99 167H100L101 170L99 169ZM102 167H104L105 169L102 170ZM116 167L119 168L117 165H116ZM120 167H121V164H120ZM131 167L133 168V170H132ZM136 167H135V168H136ZM144 167L146 168V166H144ZM257 167H258V168H257ZM71 168H72V169H71ZM142 168H143V166H142ZM200 168H201V167H200ZM248 168H249V170H248ZM250 168H251V169H250ZM259 168H260V169H259ZM1 169H2V168H0V170H1ZM34 169H35V170H34ZM56 169H57V170H56ZM86 169H87V170H86ZM114 169H116V168H114ZM155 169H156V168H155ZM197 169H199V168H197ZM17 170H16V171H17ZM23 170H24V172H23ZM32 170H34V171H32ZM47 170H50V169H47ZM84 170H85V171H84ZM116 170H117V169H116ZM161 170H162V169H161ZM192 170H193V171H192ZM52 171H53V170H52ZM67 171H68V173H67ZM104 171H105V172H104ZM112 171H114V170H112ZM143 171H144V169H143ZM153 171H154V172H153ZM162 171H163V170H162ZM188 171H186L185 174H188ZM202 171H206V170H202ZM212 171H213V170H212ZM212 171L209 173L210 175H211ZM231 171H230V172H231ZM239 171H240V170H239ZM21 172H22V173H21ZM28 172H29V171H28ZM60 172H59V173H60ZM65 172H66V173H65ZM69 172H70L71 174H69ZM106 172H107V173H106ZM139 172H141V170H140ZM165 172H166V173H165ZM174 172H175L176 174H175ZM197 172H200V174H201L200 169H199ZM206 172H207V171H206ZM208 172H209V170H208ZM208 172H207V174H208ZM214 172L216 173V171H214ZM217 172H218V171H217ZM219 172L221 173V171H219ZM237 172H236V173H237ZM47 173H48V172H47ZM51 173H52V172H51ZM74 173L76 174L77 177L75 176ZM114 173H115V174H114ZM121 173H122V174L125 173L126 176H129V180L127 179L128 177L125 178V179H127V181H129L130 183L135 182V181H137V179H139L138 182H137V184L139 183V184H138L139 187L137 186V184H136V182H135V183H133L134 185H133V184H132V185L130 184L132 187L130 186V188H129V187H128V186H129V183L126 182V180H125V181L121 180V179H123V175H122ZM141 173L143 174V172H141ZM145 173H146V171H145ZM215 173H214V174H215ZM220 173H217V177H218V175H219ZM236 173L233 172V174H236ZM36 174H35V175H36ZM44 174H46V175H44ZM56 174H55V176H56ZM79 174H80V175H79ZM88 174H89V173H88ZM108 174H110L111 176L109 177ZM173 174H175V175H173ZM198 174H199V173H198ZM239 174H240V173H239ZM256 174H257V175H256ZM29 175H30V176H29ZM47 175H48L49 178L46 177V179H48V180H45V176H47ZM59 175H60V174H59ZM117 175H118V176H117ZM119 175H120V176H119ZM138 175H139V174H138ZM170 175H172V176H170ZM201 175L204 176V175H206V174L203 173V174H201ZM210 175H209V176H210ZM51 176H54V175H51ZM85 176H86V175H85ZM124 176H125V175H124ZM195 176H194V177H195ZM199 176H200V175H199ZM209 176H208V177H209ZM219 176H220V175H219ZM257 176H258V177H257ZM6 177H7V178H6ZM86 177H87V176H86ZM88 177H90V176H88ZM137 177H138V178H137ZM145 177H147V178H145ZM174 177H175V178H174ZM178 177H179V178H178ZM192 177H193V176H192ZM215 177H216V174H215V176L213 175L212 178H208V179H209L208 181H205V179H203V181H204L203 184H204V183H207V182H210V180H212V179H213L212 181H214V178H215ZM110 178H111V179H110ZM112 178H113L114 180H112ZM202 178H204V177H202ZM202 178L200 179V177H199L198 179H196V178H192V179H195L196 181H198V180L200 179L199 181L202 182ZM5 179H6V180L8 179V181H10V182L8 183V181H7V183H6V180H5ZM25 179H26V178L23 179V182H25L27 185H25V184H23V185H25V187L27 186V187H28L27 189H29V186H30L31 184H29L30 182H27V179H26V181H25ZM64 179H65V178H64ZM176 179H177V180H176ZM182 179H183V180H182ZM192 179H191V180H192ZM216 179H218V178H216ZM216 179H215V180H216ZM257 179L259 180V182L257 181L258 183H255V181H256ZM4 180H5V183H4ZM31 180H32L31 182H34L33 179H31ZM93 180H94V183H91ZM157 180H155V181L157 182ZM172 180H173V181H172ZM181 180H182V181H181ZM230 180H231V181H230ZM260 180H261V181H260ZM66 181H68V180H66ZM84 181L87 182V183H86V184H85V183H82V182H84ZM95 181H97V182H95ZM119 181H120V182H119ZM122 181H123V182H126V184H127L128 186L126 185L127 187H125V185L122 183ZM163 181H164V180H163ZM174 181H175V182H174ZM180 181H181V182H180ZM192 181H193V180H192ZM239 181H240V182H239ZM241 181H242V182H241ZM21 182H22V180H21ZM21 182H20V184H18V186L21 185ZM23 182H22V183H23ZM35 182H36V181H35ZM72 182H73V185L71 184ZM89 182H90L91 184H89ZM98 182H99L100 185H97ZM107 182L110 183V185H109L110 187L108 186V183H107ZM112 182H113V183H112ZM140 182H141V181H140ZM153 182H154V181H153ZM171 182H172V184H171ZM177 182H178V183H177ZM189 182H191V181H189ZM252 182H253V183H252ZM117 183H120V184L122 183L123 185H120V184H117ZM157 183H158V182H157ZM159 183H160V182H159ZM159 183H158V184H159ZM183 183H184V184H183ZM192 183H195V182H192ZM210 183H212V182H210ZM210 183H209V184H210ZM213 183H214V182H213ZM259 183H261V184H259ZM84 184H85V185H84ZM92 184H96L97 187H98V189L95 188L96 185L93 186ZM104 184H105V185H104ZM113 184H114V185H113ZM155 184H156V183H155ZM158 184H157L156 187L160 186V184H159V185H158ZM164 184H163V186H162V185H161V186L164 187V186H165ZM169 184H170V185H169ZM176 184H177V185H176ZM180 184H181V185H180ZM197 184L199 185V184H201V183H198V182H197ZM23 185H21V186H23ZM63 185H64V186H63ZM69 185H68V186H69ZM86 185H88V186H87L88 188H85ZM90 185H92V186H90ZM102 185H103V186H102ZM175 185H176V186H175ZM192 185H193V184H192ZM204 185L207 186V184H204ZM255 185H256V186H255ZM258 185H259V186H258ZM9 186H10V185H9ZM9 186H8L7 188H9ZM16 186H17V185H16ZM18 186H17V187H18ZM21 186H20V187H21ZM114 186H116L115 189H114ZM123 186H124L125 188H127V189H128V188L130 189V191L128 190L129 193H130L129 196H128V192L126 193L127 190L124 191L125 189H124ZM143 186L146 187V184L142 185V189L144 188L143 190H148V189H145V187H143ZM179 186H181V188H180ZM182 186H183V187H182ZM194 186H195V185H194ZM211 186H213V185L211 184ZM243 186L245 187V189H244ZM253 186H255V187H253ZM262 186H263V187H262ZM3 187H4V188H3ZM12 187H14V186L12 185ZM12 187H10L9 189H11ZM20 187H19V190H22L21 188H23V187H21V188H20ZM80 187H81V188H80ZM92 187H93V188H92ZM102 187H104V188H102ZM121 187H122V189H121ZM134 187H135V188L137 187V188L135 189ZM162 187H161V189H162ZM167 187H168V189H167ZM176 187H177L178 189H177ZM196 187H197V186H196ZM202 187H203V185H202ZM202 187H201V188H202ZM250 187H251V189H249ZM84 188H85V189H84ZM89 188H90L91 190H90ZM101 188H102L104 191H103ZM110 188H111V190H110ZM118 188H120V190H119ZM131 188L134 189V191L131 190ZM158 188H159V187H158ZM172 188H173V189H172ZM174 188H176V189H174ZM13 189H15V188H13ZM13 189H12V190H13ZM23 189H26V188H23ZM74 189L76 190L75 193H73V192H74ZM87 189H88V190H87ZM95 189H96V190H95ZM105 189H106V190H105ZM116 189H117V190H116ZM142 189L140 190V192H144ZM179 189H180V190H179ZM181 189H183L182 192H181ZM236 189H237V188H236ZM242 189L244 190V194H240L241 191L243 192ZM61 190H62V189H61ZM77 190H78V191H77ZM84 190H86L87 192L89 191V192L91 193V195H90V194H87V192L84 191ZM92 190H93V191H92ZM101 190H102V191H101ZM107 190H110L111 192H108ZM118 190H119V192H118ZM121 190H122V191H121ZM166 190H165V191H166ZM176 190H177V191H176ZM197 190H198V189H197ZM202 190H203V189H202ZM230 190H231V191L233 190L234 192H230ZM239 190H240V191H239ZM252 190H253L254 192H253V194H251V192H250V195H251V197H250V196H249V191H252ZM83 191H84L85 193H84ZM95 191H97L96 193H98V195L102 197V198H100V199H102V200H100V199L98 198V195L95 194ZM98 191H100V193H99ZM106 191H107V192H106ZM120 191H121L122 193H121ZM132 191H133L134 193H133ZM156 191H157V190H156ZM156 191L154 192V190H153L154 193H156ZM247 191H248V192H247ZM7 192H8V190H7ZM60 192H62V191H60ZM60 192H59V193H60ZM105 192H106V193H105ZM113 192L115 193V195H114ZM123 192H124L125 194H124ZM166 192H167V191H166ZM175 192H177V193H175ZM178 192H180V194H179ZM185 192H186V191H185ZM245 192H247L248 195L245 194ZM4 193H6V189H5ZM26 193H27V192H26ZM93 193H94V195H95V198H93V197H94V195H92ZM109 193H110V194H109ZM116 193H118V194H117L118 196H116ZM120 193H121L123 196H122ZM145 193H146V191H145ZM154 193H153V195H152V193H151V195H152L153 197H154V195H155ZM158 193H160V192L158 191ZM182 193L185 194V196H183ZM204 193H205V194H204ZM254 193H255V194H254ZM1 194H2V195H1ZM70 194H69V195H70ZM77 194H78V196H77ZM86 194H87V195H86ZM100 194H101V195H100ZM106 194H107L108 201L105 200V203H106V204H104V202H103V197H104V199H107L106 196H104V195H106ZM160 194H161V193H160ZM164 194H165V193H164ZM169 194H170V195L172 194V195L170 196ZM192 194H193V193H192ZM6 195H8V193H7ZM58 195H59V194H58ZM73 195H74V196H73ZM75 195H76L77 197H75ZM88 195L92 196V198H93V199H92V198L89 196V198L92 199V200H91V201H92V202H91V206H90L91 208L89 207V204H88L89 201L86 200V199L88 198ZM109 195H110V196H109ZM113 195H114V196H113ZM125 195H126V196H125ZM133 195H134V196H133ZM144 195H145V194L143 193V197L145 198L146 195H145V196H144ZM157 195L159 196V194H157ZM179 195H180V196H179ZM203 195H205V197H204ZM240 195H242V196H240ZM2 196H3V199H2ZM30 196H32V197L30 198ZM108 196H109V197H108ZM119 196H120V198H119ZM135 196H136L137 198H136ZM152 196H151V197H152ZM158 196H157V197L155 196L154 199H156L157 202H159V200H160L159 204H161V203L163 202V201L161 200V199H162V197H161L162 194H161V196H160L159 198H158ZM194 196H193V198H194ZM246 196H247V197H250V198L253 199V200L250 201V199L247 198ZM112 197H113V198H112ZM116 197H118L119 199H121V201H118V202H117L118 204L121 205V206H120V205L117 204V206H119V207H117V206L115 205V204H116V201H115L114 199H116ZM126 197H127V199H126ZM164 197H166V196H164ZM239 197L242 199V200L240 199L241 201L239 200ZM259 197H260V194H259ZM259 197H258V198H259ZM262 197H263V196H262ZM5 198H7V199H9V200H7V199H5ZM15 198H16V197H15ZM19 198H20V197H19ZM75 198H76V200H75ZM134 198H135V199H134ZM144 198H143V199H144ZM160 198H161V199H160ZM245 198H246L247 200H246ZM17 199H18V198H16L15 201H16ZM21 199H20V200H21ZM32 199H33L34 201H33L32 203H29L30 201H32ZM60 199H61V198H60ZM97 199H98V200H97ZM119 199H116V200H119ZM184 199H183V203H186V202H184V201H185ZM125 200H126L127 202H126ZM130 200H131V201H130ZM138 200H139V198H138ZM141 200H142V199H141ZM145 200H146V199H144V200H142V201H145ZM149 200H150V199H149ZM149 200H147V201L149 202ZM163 200H164V199H163ZM196 200H197V201H196ZM230 200H231V199H230ZM232 200H231L230 202H232ZM243 200H244V201H243ZM101 201H102V202H101ZM129 201H130V202H129ZM133 201H135V202H133ZM151 201H152V199H151ZM161 201H162V202H161ZM168 201H169V200H168ZM172 201H173V200H172ZM181 201H182V198H181ZM253 201H254V202H253ZM10 202H11V201H10ZM12 202H13V201H12ZM100 202H101V203H100ZM107 202H108V203L110 202L111 204H110V203L108 204ZM145 202H146V201H145ZM148 202H147V203H148ZM192 202H193V203H192ZM194 202H197V203H194ZM242 202H243V203H242ZM5 203H6V206H7L8 208H10V213L12 214V216H10L11 214L9 213V210H8L7 207H6L7 211H5V210H6V209H5ZM21 203H24V202L21 201ZM68 203H69V204H68ZM96 203H97V204H96ZM126 203H128V204H126ZM142 203H144V202H142ZM142 203H141V206H143ZM149 203H151V205H153L152 202H149ZM154 203H156L155 200H154ZM167 203H168V202H166L165 204L168 205ZM169 203H170L169 205H174V202H173V203H172V202H169ZM171 203H172V204H171ZM188 203H189V205H188ZM241 203H242V204H241ZM56 204H57V205H56ZM59 204H60V205H59ZM94 204H95L96 206H95ZM125 204H126L127 206H125ZM131 204H132V205H131ZM133 204H136V205L138 206V209H141V210H136V209H135V210H136V211H135L136 213H135L134 211H132V210L134 209L133 207L137 208V206H135V205H133ZM165 204H162V205H165ZM223 204H224V203H223ZM246 204H247V205H246ZM11 205H14V203H12ZM76 205H77V206H76ZM84 205H87V206L85 207ZM97 205H98V206H97ZM156 205H157V204H156ZM219 205H220V204H219ZM219 205L215 206L214 208H216V209L213 211V212H215V211L219 212V213H218V216H219V215H220V216L222 215V217H224V212H226L225 214H228V216H229V214H231V213H232L233 216H236V215H235L236 213H233V211L230 212L231 208H230L229 206H226V207H229L230 209L227 208L228 210H226V209L223 207L222 203H221V205H220V210H221V208H222L223 210H222V212L218 211V210H219V209H218V206H219ZM225 205H226V204H225ZM225 205H224V206H225ZM55 206H56V207H55ZM80 206H81V205H80ZM82 206H81V207H82ZM109 206H110V207H109ZM148 206H150V205L147 204V209H148ZM174 206H175V205H174ZM189 206H190V209L187 210V207H189ZM193 206H194V207H193ZM248 206H249V205H248ZM250 206H253V207H250ZM250 206H249V209H250V208H251V209L248 210V212H250V213L247 212V215H250V216H251V219H254V218L256 217V215H254V213H253L254 209H252V208H257V207H255V205H251V204H250ZM257 206H260L259 208H260V211H261V209L264 208V203H263V207H261V203H260L259 205H257ZM27 207H28V206H27ZM96 207H97V209H95ZM105 207H106V208H105ZM122 207H124V208H122ZM127 207L131 210V212H130V210H129ZM182 207H183V208L185 207V208H186L185 210H187L188 212H190V210H191L192 212H190V214H192L193 212H194V214H198V215H196V218H195V219L198 221V223H197V221H194V219H193L192 216H190L191 218L188 217V216L190 215V214L187 215L188 212L185 213L187 216H186L184 213H182V211H180V208H182ZM241 207H242V206H241ZM241 207H240V210H239L240 213H242L243 211H247V210L242 209L243 207H242V208H241ZM57 208H58V209H57ZM66 208H67V209H66ZM85 208H87V209L90 208L91 210L88 209V210H90V212H89L87 209H85ZM100 208H101V209H100ZM118 208H119V209H118ZM125 208H126L127 211H129L130 213L127 212V211L125 210ZM152 208H153V207H152ZM156 208H157V207H156ZM174 208H175V210H177V213H178V210H179L180 213H178V214L176 215V213H175V211H174ZM183 208H182V210H183V212H185ZM191 208H192L193 210H194V209H195V210L193 211ZM197 208H198L199 210H198ZM22 209H23V208H22ZM25 209H27L26 212H25ZM32 209H33V211H32ZM59 209H60V210H59ZM64 209H65V210H64ZM71 209H72V210H71ZM84 209H85V210H84ZM114 209H115V210H114ZM167 209H168L169 212H172L171 214H173V213H174V214H173V215H171L170 213L168 214V213H167V212H168ZM224 209H225V210H224ZM241 209H242V210H241ZM245 209H246V208H245ZM11 210L14 211V214H13V212H12ZM18 210H17V211H18ZM62 210H63V211H62ZM83 210H84V211H83ZM122 210H123V211H122ZM251 210H253V211H251ZM256 210L258 211L259 209L257 208ZM256 210H255V211H256ZM1 211H0V212H1ZM17 211H16V212H17ZM75 211H76V212H75ZM101 211H102V212H101ZM125 211H126L129 215H128ZM151 211H152V213L154 212V213H153L154 216H152ZM228 211H229V213H228ZM234 211L236 212V210H234ZM239 211H237V212H239ZM255 211H254V212H255ZM257 211H256V214H257ZM7 212H8V213H7ZM77 212H78V213H77ZM200 212H202V211H200ZM204 212H205V210H204ZM251 212H252V213H251ZM262 212H264V209L262 210ZM262 212H261L260 214H259V212H258V214L260 215L259 217H263V216H264V215H262ZM25 213H26V215H25ZM76 213H77V214H76ZM79 213H80V214H79ZM123 213H124V214H123ZM165 213L167 214L166 216H165ZM202 213H203V212H202ZM207 213H208V212H206V214H207ZM209 213H211V212L209 211ZM220 213H221V214H220ZM5 214H6V216H5ZM7 214H8L9 219H7V218H8V217H7ZM78 214H79V215H78ZM84 214H85V215H84ZM107 214H108V215H107ZM119 214H121V216H119ZM122 214H123V215H122ZM180 214H182V218H183V219H182L181 217H180L179 219H181V221L184 220L183 222H181V221L175 219V218L178 219V216H179ZM203 214H204V213H203ZM251 214H253L255 217L253 218V215H251ZM263 214H264V213H263ZM3 215H4V216H3ZM13 215H15V216H13ZM22 215H23L24 217H22ZM74 215H77L78 217H77V216H74ZM83 215H84V216H83ZM125 215H126V217H125ZM138 215H139V213H138ZM168 215H170L169 217H172V218L175 217V218H174V219L170 218V220H169V219H168V218H169ZM183 215H184L185 217H184ZM192 215H193V214H192ZM232 215H230V219H232V218L234 219V217H232ZM239 215H240V214L237 213V219H236V217H235V219H236L237 221L242 220L243 225H244V227H245L246 223L244 224V222H247L248 220L243 221V220H245V218L242 219L243 216H241L242 218H240ZM241 215H242V214H241ZM245 215H246V214H245ZM261 215H262V216H261ZM130 216H129V217H130ZM148 216H149V215H148ZM201 216L203 217L204 215H201ZM205 216H206V215H205ZM207 216H208V215H207ZM250 216H249V217H250ZM79 217H80L81 219H78V220H77V218H79ZM132 217H130V218L132 219ZM150 217H149V218L146 217V218H147V219H150ZM152 217H154V219H153ZM186 217H187V219H189V220H185ZM249 217H248V219H249ZM259 217H258V218H259ZM4 218H6V220H4ZM74 218H76V219H74ZM83 218H84V219H83ZM125 218H126V219H125ZM146 218H145V219H146ZM211 218H212V217L210 216V220H208V222H207L208 224H209V222H210V224L213 223V222L211 221ZM238 218H240V220H238ZM11 219H12V218H11ZM163 219H164V220H163ZM171 219H172V221H171ZM190 219H191V221H192L191 223L194 222V223H193V224H194L193 226L191 225V223H190V224L188 223V221L190 222ZM192 219H193V220H192ZM251 219H249V220H251ZM256 219H257V218H256ZM15 220H16V221H15ZM80 220H81V222H80ZM173 220H174V221H173ZM175 220H176V222H177L178 224H177V223H176V224L174 223ZM200 220H201V218H200ZM203 220H206V218L203 219ZM219 220H222V218L218 219V221H219ZM254 220H255V219H254ZM262 220H263V218H262ZM3 221H4V222H3ZM5 221H6V222H5ZM7 221H8V222H7ZM24 221H26V222H24ZM76 221H77V222L79 221V223H76ZM146 221H148V220H146ZM152 221H153V222H152ZM165 221H166V222H165ZM167 221H171V222L169 223V222H167ZM186 221H187V222H186ZM234 221H235V220H234ZM237 221H235V222H237ZM257 221H258V222H257ZM257 221L255 220V222H254V221L252 220V222H251V221L248 222V223L251 225L252 228H251V227H250V228L247 227V228L249 229L250 232L248 231V229H245V228H244L245 230H247V231H246V234H244L243 232H245V230L242 231L243 228L238 230V227L240 226V225H238V223H240L241 221L238 222V223H235V222H234L235 225L237 224L236 227H235V226H233V223L231 224L232 221L230 220V225H229V226H231V228H229V230H227V229H226V230H227V231H230V230L232 229L231 233H232V232H234V233L236 232V233H237V231H239V237H240L239 239H241V238L244 236V237L242 238L244 242H242V243L239 242V240L237 239V237H238V233H237V234H234V233H233L234 235L232 234L231 237H229L230 233H227V234H228V235H227L228 237H226V236H225L226 233H225L223 230H222V231H219V230H218L219 232L222 233L223 237L221 236V234H219V235L222 237L223 240H224L225 237H226L227 239H228V238H231V241L235 242V244H233L231 241L229 242L230 239H229V240L226 239L227 241H224V242H225L226 244H228V243L230 244V243H231V244L234 245V247H232V245H230L232 248H230V249L227 248V250H226V252H225V254H224L225 257L222 256V258H221V257L219 256V258H221V259H219V260H221V261L219 262V261L215 260L213 263L217 264L216 262H218V264H257V263H259V262H263V261H260V259H258V258H261V260H264V258H263V257H264V256H263V255H264V252H262V251H264V232H262L263 229H264V222H263L264 220H263V221L260 220V222H259V219H257ZM16 222H17V223H18V222H19V223L22 222L23 225H25V223H27V226L25 225V229H26V231H22L21 229L18 230V228H20V227H19V225H18ZM129 222H131V220H130ZM172 222H173V224H175V227H177L178 229H177V228H174V226L169 225V224H172ZM180 222H181V224H180ZM202 222H203V221H202ZM204 222H205V221H204ZM242 222H241V223H242ZM22 223H21V224H22ZM74 223H75V224H74ZM81 223H82L83 225H82ZM118 223H119V224H118ZM163 223H165V224H163ZM168 223H169V224H168ZM195 223H196V224H195ZM207 223H204V224H206L205 227H208V228L205 229V232L207 231V229H208V231H209V229L211 228L212 225H213V226L215 225V223H214V224H212V225L209 224V226H208ZM241 223H240V224H241ZM16 224H17V226H16ZM76 224H78V225H76ZM126 224H127V223H126ZM129 224H130V223H129ZM129 224H127V225H129ZM179 224H180L181 226H179ZM183 224H184V225H183ZM188 224H189L190 227H192V228H190ZM259 224H260V225H259ZM75 225H76L77 227L80 226V227H78V228H82L81 231H85V232H82V234H83V233H87V231H88L87 236H86V234H83V235H82L81 232H80V229H79L78 232H79V234H81V235H80V238L77 237L76 234H78V233H77L76 231H74V230L77 229ZM81 225H82V226H81ZM130 225H131V224H130ZM140 225H142V226H140ZM182 225H183V226H182ZM185 225H186V226H185ZM201 225H202V224H201ZM216 225H217V224H216ZM224 225H226V224H224ZM243 225H241V226H243ZM247 225H248V224H247ZM247 225H246V226H247ZM254 225H255V226H254ZM261 225H262V226H261ZM131 226H132V225H131ZM148 226H149V227H148ZM167 226H170V227H167ZM195 226H196V227H195ZM222 226H223V223H222ZM237 226H238V227H237ZM241 226H240V227H241ZM17 227H18V228H17ZM73 227H74L75 229H74ZM129 227H130V226H129ZM136 227H137V226H136ZM136 227H134V228H136ZM179 227H180V228H179ZM184 227H185V228H184ZM194 227L197 228V229H194ZM214 227H215V226H214ZM216 227H217V226H216ZM226 227H228V226L226 225ZM234 227H235V228H234ZM240 227H239V228H240ZM257 227H259V229H258ZM9 228H10V226H9ZM84 228H85V229H84ZM162 228H163V229H162ZM171 228L173 229V230H172L173 233H174V232L176 233V231L179 232V230H180L179 233H180L182 236H183V233H181V231H183V230H185L186 232L188 231V232L190 233V238H189L190 240L188 239V237H186V238H187V239H186L185 236L182 238V241H180V240H181L180 238H179V240H177V238H176L177 242H180V243H174L173 246H169V245H172L170 242L175 241V240L171 241V240H172V238H171V234H172V236H173V233L169 232V231L171 230ZM186 228H188V229H186ZM189 228H190V230H189ZM203 228H204V227H203ZM217 228H218V227H217ZM219 228H220V226H219ZM255 228H256V230H255ZM262 228H263V229H262ZM131 229H132V228H131ZM137 229H135V230H137ZM198 229H199V231L197 232ZM201 229H202V228H201ZM261 229H262V230H261ZM77 230H78V229H77ZM86 230H87V231H86ZM133 230H134V229H133ZM133 230H132V231H133ZM146 230H147V231H146ZM174 230H176V231H174ZM193 230H192V231H193ZM240 230H241V231H240ZM254 230H255V231H254ZM260 230H261V231H260ZM105 231H106V232H105ZM139 231H141L142 236H140V232H139ZM201 231H204V229H202ZM74 232H75V235L73 234ZM100 232H101V233H100ZM116 232H118V233H116ZM152 232H153V233H152ZM165 232H166V233H165ZM186 232H185V233H186ZM188 232H187V233H188ZM223 232H224L225 234H223ZM241 232H242V234H241ZM255 232H257V233H255ZM114 233H115V234H114ZM130 233H131V234H130ZM134 233H133V234H134ZM162 233H163V234H162ZM164 233H165V234H164ZM169 233H170V234H169ZM175 233H174V235H175ZM247 233H248V235H247ZM259 233H260V235H261L262 233H263V234L260 236ZM89 234L91 235L90 238H88ZM100 234H103V236H104L103 240H101V239H102V236H101ZM105 234H106V235H105ZM117 234H118L119 236H118ZM146 234H148V235H150V236H148V235H146ZM168 234H169V236H168ZM180 234H177V233H176L175 236H176V237H181ZM240 234H241V236H240ZM84 235H85V236H84ZM95 235H96V236L99 235L100 237H97V238H96ZM108 235H110V236H108ZM121 235H123L125 238H124L123 236H121ZM129 235H128V236H129ZM153 235H154V238H155L156 240L153 238ZM162 235H163V236H162ZM184 235H185V234H184ZM187 235L189 236V234H186V236H187ZM191 235H192L193 237H192ZM235 235H237V236H236V239L238 240L237 242H236V239H235V238L232 239L233 236L235 237ZM242 235H243V236H242ZM75 236H76V237H75ZM81 236L86 237V238H83V239H87V238H88L89 240L92 239L91 241H92L93 243H94V240H95L96 243L92 244L91 241H87V243L90 242V244H92V245L89 244V249H86V248H85V250H84V247H85V246L82 244L84 247L81 248V246H82V245H80L81 242L76 240L77 238H79V240H81V239H82ZM93 236L95 237L94 239H93ZM105 236H106V237H105ZM114 236H115V237H114ZM166 236L169 237L170 242H168L169 239H167ZM220 236H218L217 238H220ZM246 236H248V237H246ZM91 237H92V238H91ZM109 237H110V239L112 238V239H111L112 241H113V239H114L115 241H116V239H117V241L120 240L121 243H120L119 241L117 242V243L120 244V246L122 245L121 247H120L119 245L117 246V247L120 248V249H117V248H116V242L114 243V241H113V242L109 241V240H110ZM135 237H136V238H135ZM143 237H144V238H143ZM149 237H150V238H149ZM165 237H166V238H165ZM16 238H17V239H16ZM74 238H75V239H74ZM100 238H101V239H100ZM107 238H108L109 240H108ZM115 238H116V239H115ZM184 238L187 240V245H186V246H188V248L185 247V244H183V243H184ZM191 238H192V239H193V238L195 239V240L193 239V240H194V243H192L193 241H191ZM83 239H82V240H83ZM98 239H100V240L98 241ZM126 239H127L129 242L126 241ZM130 239H131V240H130ZM157 239H158V240H157ZM162 239H163V241H162ZM166 239L168 240V241H167L168 243L166 242ZM173 239H175V238H173ZM201 239H202V238H201ZM106 240H108L110 243H109L108 241H106ZM151 240H154V241L152 242ZM188 240L191 242V245H192V246L189 245ZM223 240H221V241H222L221 244H224V245H225V243H223ZM2 241H3V242H2ZM97 241H98V242H97ZM103 241H106L107 244L109 243L108 245H106L107 247L105 246V242H104V244H103ZM150 241H151V242H150ZM155 241H157L156 243L161 242L162 244L165 242V245H166V243L169 244V245H167V247H166V246H162V245H161V246L158 245V246H159V249H160V251L158 252V250L156 249V248H158V246H157V244L155 243ZM158 241H159V242H158ZM196 241H197L199 244H201L202 247L199 246V244H198ZM205 241H206V240H205ZM218 241H220V240H218ZM240 241H241V240H240ZM85 242H86V241L84 240V243H85ZM132 242H134V243H132ZM145 242H146V243H145ZM182 242H183V243H182ZM195 242H196V243H195ZM227 242H228V243H227ZM1 243H0V244H1ZM13 243H14V244H13ZM87 243H85V245H86ZM111 243H113V246H112ZM126 243H127V244H126ZM130 243H131V244H130ZM144 243H145V244H144ZM153 243H154V244H153ZM161 243H159V244H161ZM239 243H240V244H239ZM244 243H245V244H244ZM4 244H1V245H0V248H1V249H2L3 246L6 247V244H5V245H4ZM95 244H96V245H95ZM102 244H103L104 246H101ZM114 244H115V245H114ZM132 244H133V245H132ZM141 244H144V245H141ZM175 244H176V245H175ZM193 244H195V245H193ZM197 244H198V245H197ZM236 244H237V247L235 246ZM238 244H239V246H238ZM2 245H3V246H2ZM125 245H126V246H125ZM146 245H148V247H147ZM149 245H150V248H149ZM152 245H153V246H152ZM163 245H164V244H163ZM183 245H184V246H183ZM205 245H206V243H205ZM224 245H223V246H224ZM244 245H245V246H244ZM19 246H20V245H19ZM19 246H18V248H19ZM78 246H79V247H78ZM90 246H91V247H94V248H91ZM124 246H125V247H128V249H127V248L125 249ZM131 246H132V247H131ZM133 246H134V251H133ZM144 246H146V247H144ZM168 246H169V248H168ZM181 246H183V247H181ZM189 246H191L192 249H193V247H195V248L192 250ZM197 246H198V248H197ZM228 246H229V245H228ZM7 247H8V244H7ZM22 247H23V248H22ZM86 247H87V245H86ZM111 247H113V249H112ZM114 247H115V248H114ZM153 247H154V248H153ZM163 247H164V250H166L167 248H168V250L164 251V250H163ZM220 247H222V246H220ZM87 248H88V247H87ZM95 248H96V249H95ZM104 248H105V249H104ZM122 248L125 249L126 251H124ZM129 248H130V249H129ZM143 248H145V249H144L145 252H142V251H143ZM152 248H153V249H152ZM170 248H171V250H170ZM186 248H187V249H186ZM189 248H190L192 251H191ZM201 248H203V249H201ZM233 248H234V249H233ZM3 249H4V251H7L5 248H3ZM3 249H2V250H3ZM109 249H108V250H109ZM116 249H117V250H116ZM121 249H122V250H121ZM131 249H132V250H131ZM136 249H137V250H136ZM139 249H141V250H139ZM154 249H155V250H154ZM200 249H201V250H200ZM207 249H209V250L207 251ZM231 249H232V251H231ZM262 249H263V250H262ZM18 250H19V249H18ZM18 250H17V251H18ZM24 250H25V251H24ZM74 250H75V249H74ZM100 250H101V252H102L103 254H105V255H102V253H100ZM135 250H136V252H135ZM138 250H139V251H138ZM150 250H151V251H150ZM182 250H181V251H182ZM195 250H196V252H195ZM197 250H198V251H197ZM199 250H200V251H199ZM210 250H211V251H210ZM4 251H1V253H3ZM59 251H60V252H59ZM114 251H110V252H111V255L109 254L108 256H110V257L107 256V259L110 258L111 260H114V259L116 258V254H117V253L114 252ZM132 251H133V252H132ZM137 251H138V252H137ZM148 251H149V252H148ZM204 251L207 252V253H209V254L206 255V253H205ZM217 251H218L217 253H221V252L224 253L223 251H225V250H222L221 248H218ZM220 251H221V252H220ZM227 251H228V252H227ZM260 251H261L262 253H261ZM87 252H88V251H87ZM110 252H109V253H110ZM124 252H125V254H124ZM129 252H130V253H129ZM191 252H193V253H191ZM202 252H203V253H202ZM215 252H216V251H215ZM1 253H0V257H1ZM4 253H5V252H4ZM4 253L2 254V256L4 255ZM30 253H31V254H30ZM98 253H99V254H98ZM128 253H129V254H128ZM135 253H136V254H137V253H138V254L141 253V255L139 254L140 257H139L138 255L136 256ZM222 253H221V254H222ZM41 254H42V253H41ZM107 254H108V253H107ZM134 254H135V255H134ZM160 254H162V253H160ZM163 254H165V253H163ZM184 254L186 255V252H184ZM190 254H191V255H190ZM192 254H194V255H192ZM22 255H23V254H22ZM22 255H21V256H22ZM34 255H35V256H34ZM49 255H50V254H49ZM49 255H48V256H49ZM65 255H66V254H65ZM87 255H88V254H87ZM87 255L84 256L85 258H84V257H81V260H83L82 258L86 259L87 257H89V256H87ZM89 255H90V254H89ZM98 255H99V256H98ZM112 255H113V256H112ZM125 255H128L129 257H128V256H125ZM130 255H131V256H130ZM158 255H159V254H158ZM172 255H173V254H171V255H169V256H168V255H165V256L168 257V259L171 257V260H170V263H169V264H175V263H174L175 261H174L173 263L171 262L173 258H174L173 260H175L174 255H173V256H172ZM205 255H206V256H205ZM215 255H216V254H215ZM222 255H223V254H222ZM261 255H262L263 257H262ZM5 256H6L7 258L9 257L8 254L5 253L4 257H1V258H0V264H6L7 261H6V262H5V261L3 262V259L5 260ZM69 256H70V255H69ZM69 256H67V257H69ZM148 256H149V257H148ZM154 256H156V254H155ZM193 256H195V257H193ZM217 256H218V255H217ZM226 256H227V257H226ZM258 256H259V257H258ZM15 257H17V256H15ZM22 257H24V259H25V256H22ZM22 257H21L20 259H23ZM90 257H89V258H90ZM105 257H103V258H104V261L106 262V261H108V260H107ZM111 257H115V258H111ZM117 257H118V255H117ZM120 257H121V256H119V259H120V261H121V258H120ZM157 257H159V256H157ZM13 258H14V257H13ZM62 258H63V256H62ZM65 258H66V257H65ZM101 258H100V259H101ZM103 258H102V259H103ZM130 258H131V259H130ZM152 258H153V257H152ZM163 258H164V255H163ZM225 258H227V259H225ZM24 259H23V262H24ZM87 259H88V258H87ZM93 259H94V260H93ZM105 259H106V260H105ZM135 259L137 260V263H136V260H135ZM145 259H146V258H144V260H145ZM147 259H146V261H147ZM154 259H156V258L154 257L153 260H154ZM158 259H159V258H158ZM158 259H156V260H158ZM165 259H166V257H165ZM181 259H182V261H183L184 258H181ZM214 259H218V257H217V258L214 257ZM253 259H255L256 261H255V260L253 261ZM14 260H15V258H14ZM25 260H27V259H25ZM89 260H90V259H89ZM138 260H139V261H138ZM163 260H164V259H163ZM223 260H224V261H223ZM245 260H246V261H245ZM258 260H259V261H258ZM8 261H9V260H8ZM17 261H18V259H17ZM17 261L15 260V262H17ZM102 261H103V260H101L100 263H103ZM117 261H118V260H117ZM120 261H119V263L121 264ZM132 261H133V262H132ZM142 261H143V260H142ZM168 261H169V260H167V262H166V260H165V263L163 262L162 264H166V263H168ZM187 261H188V262H187ZM191 261H194V262H191ZM227 261H228V262H227ZM243 261H245V262H243ZM23 262H22V263H23ZM96 262H95L94 264H96ZM108 262H109V261H108ZM111 262H112V261H111ZM156 262H157V264L159 263L158 261H156ZM190 262H191V263H190ZM254 262H255V263H254ZM18 263H19V261H18ZM22 263H20V264H22ZM106 263H107V262H106ZM143 263H144V261H143ZM152 263H154V262H152ZM180 263H176V264H180ZM7 264H9V263H7ZM23 264H25V263H23ZM26 264H27V263H26ZM110 264H111V263H110ZM115 264H116V263H115ZM148 264H149V261H148ZM155 264H156V263H155Z\"/></svg>","mask_w":264,"mask_h":264},{"label":"bare ground","instance_id":"obj_2","mask_svg":"<svg viewBox=\"0 0 264 264\" xmlns=\"http://www.w3.org/2000/svg\"><path fill=\"white\" fill-rule=\"evenodd\" d=\"M92 1H94V3H93ZM96 1H99V0H0V53H1V54H0V68L3 67V66L5 65V66L2 68L3 70L0 69V70H1V71H0V72H1L0 74L5 73L6 69H7L8 66H9V63L12 64L11 66H9V67H12V69H17V67H19V68L21 69V67L23 68V66H24L25 71H26V72H25V71L23 70V71L25 72L24 75H25V76L27 75V77H29L28 74H27V72L29 73V71H30V72H31L32 70L34 71V72L32 73V75L35 74V75H34L35 77L38 76V77H36V78H37V79L39 78V79H38V81H36V82H37V84L39 85L38 87H41V88H42V90H41V89H39V88L37 87V90H36L35 87H34V86H37L36 83H34L33 81H31V82L34 83V85L32 86V91H33V93H34V96H35V97L39 96L38 98H40V100L37 98L38 101H36L37 99L34 98V100L32 101L33 104H32V106H31V108H32V107H34V105H35V107L32 108V109H33L32 112H35V111H37V112H36V113H32V114H36V119H38L37 117L40 116V115H43V118H44V116H45V113H44V112H46V108L43 107V106H44L45 103H46V104L49 103L50 100H47V99H49V98H48L49 95H51V96H50L51 99H53L52 96H54V98H55V101H54L55 103H54L52 100L50 101L51 103H49V104H51V105H48L49 108L52 106L53 108H57L56 111H58V108L61 110L63 107H65V106H66V107H69L68 105H70L69 108H72V106H73L72 109H76V111L74 110V111H75L74 113L78 112L79 110H81V112L84 111V109H80V108H82V106L85 104V102H83V101H84L83 97H82L83 101L80 100L81 98L78 99L79 101L74 100V99H77V98H73V97H80V95H79V93H74V94H73L74 89H71L72 86H70V85L67 84V83H68L67 81L69 80V79H68V78H69V77H68L69 74H68L67 72H68V70H70V67H71V64H70V63H72V62L69 63L70 66H67V64H66L65 62H64V64H63V62H62V63L60 62V63H61L60 67H61V66L63 67V68H60V69H62L61 72H65V74L67 73L68 76L65 75V76H67V78H66V77H65V78L63 77L64 75L60 73V69H59V68H57V70L55 71V69H54V67H53V65H54V64H53L54 61H53V63H52V62H51L52 60H51V61L48 60V61H49V63L51 62V63L53 64V65L50 64V66L53 67V69H54V71H55V72H54L55 75H54L53 73H51V74H50L51 76H50V75L48 74V73H50V72H48V68H47L46 71H45V69H44L45 67H44V65H42L43 62H41L40 65H39L40 68H43V69H41L42 72H41V70H39L40 68L38 69V72L40 71L41 74H44V73H45V74H48L49 78H48V76H46V78H45L44 75L42 76V75H38V74H36L35 72L37 71V68H36V70H35V67H36V66H35V67L33 66V63H34V61H35L34 59H37V58H35V54L37 55L36 57H38V58L43 56L42 53H39V52H43V51H39L40 49H37V48H38V47H42L44 44L40 42V43L43 44V45L39 46V45L37 44L38 41L40 40V41L44 42L43 39H44V36L46 35L45 38H46V37H47V38L44 39V40H45V42H44L45 45H44L43 49H47V48L45 47L46 44H48V42H49V41L47 42V39L53 41V40H52V38H53L52 35L54 36V34H55V36H54L55 39H54V40H56V37H58V34L60 35V38H61L62 36H63L64 38H66V37H71V36H72V34H71L72 31H73V32L75 31V33H73V34H75L76 36L79 35L81 31H80V29H78V27H77V25H76V23H77L76 21H78V20H79L80 22L82 21L81 23H84L83 26L85 25V27H86V26H87V27L85 28V31L82 30V32L84 31L83 34H82V32H81V35H83V36H81V35L79 36V37H82V38L79 39L78 36L76 37V38L79 39V40L82 39V41H80V43H79V42H76L77 39H75V37H71V38H69L70 42H69L68 40H67V41H66V40H62V39H64V38L61 39L62 41H64V42H63L64 45L61 44L62 46H65V43H66V42L71 43V41H73L72 39H74V41H73L71 44H69V46H70V45H71V46L73 45L72 48H74V49L71 50V46L69 47L68 44H67V47H68L69 49L66 48V46H65L67 55H70V54H68L69 51H71V53H72V52H74V50H75V52L73 53L74 55H76L75 53H77V55L80 54V53H79V50H78L79 48H77V46H78V47H83V46H85V45H84V42L87 41L88 36H89V34H88L89 32L92 34V35H91L92 38H90V36H89V39H91L93 42L96 41V43L99 41L100 38H97V37L95 36V32H97L96 35H98L99 32H102V31H103V33H106L105 31H107L109 35L106 34V36L111 37V35H112V37H114L115 34H116L117 36L113 38L114 40H115V38L117 39V37H118V39H119V38H120V39L122 38V39H121L122 44L127 43V44L130 45V43H131L132 41L134 42V40L136 39V35H137V36L139 35L138 37H140V36H141L140 33H142V32L144 33V34L142 33V34H143L142 37H144L145 34H146V35L148 34V37H149V38H152L150 35L156 33L152 28H153V27H156V29H158V32H161L160 35L163 36V37H161V36L159 35L158 32H157V35H159V38L161 37L160 40H159V38L157 39L158 36L156 37V35H155V36L152 35V36H154L153 39H151V40L149 39V41L147 42L148 37H147V38L145 37L146 39H145V38H144V39H145L146 42H145V41H141V42H144V43L146 44V45L143 44L144 49H145V48H149L150 45H153V42H154V41H155V46H154V47H156L157 45L161 44V43H157V40H159L158 42H161V41H162L164 44L162 43L163 45H162V44L159 45L158 49H157V47H156V48H153L154 50L156 49L155 51H157V52H155L153 49H152V50H148V51H146V49H145V51L143 50L144 52L142 51L143 53H146V52H147V53L145 54V56L147 57L146 59H148V61H147L146 59H144V61L142 62L143 65H145V66L147 65L146 68H145V66H144V67L142 66L143 68H142V67H141V68L138 67L140 70H143V69L146 70V71H144L145 73L147 72V75H146L144 72H142V73L145 74V76H144V74H142V75L144 76V77H143L144 80H146L147 78H148V80H149V78L152 77L151 80L154 81V83H155V82L158 81V79H155V78H156V77L158 78V76H159L160 74H162V73H164V74H166V75L170 74L168 77H169V78H172V77L174 76V74H177V73L179 72V74H181L182 77H180V75L176 77V75H175V78H176V79H174V81H176V82L178 81V82L180 83V81H181V79H182V82H181V83H183V82H184V81H183V77L185 76L184 78L187 79V80L184 79L185 82H186V84L184 85V88H186L185 86H188V88L190 89V92H191V93L189 92L188 88H186L185 90H184L183 88H182V89L180 88V89L183 90V91H186V94H185V92H183V91H182V93L185 94V95L187 96V98H190V97H189V94H190V95H193V94H196V93H197V92H196L195 90H193V88H192V87H193L192 85H195V84H196V86L198 85L197 87H199V85H200V88H199L200 90H202V91H204V92L206 91V93H211V94H213V93H214V92H212L213 90L207 92L210 88H208V83H207V85H206V83H204L206 80H209L210 76L213 77L212 79H214L215 81H216L217 79H219V80L217 81V84H218L219 81L221 82L223 79L225 80L224 77H227V81H228V77H229V76H225V74H222V68H219V69L221 70V71L219 70V71H220L219 73H218V71L216 72V70H215L216 66H218L217 64L219 63V61L225 62V59L227 60V58H226V56H225V58H223L224 56L221 57L220 54H216V53H214V52H213V53H214V54H213L212 52H210V51H214V50H210L212 46L209 45V44H210V41H212V40L210 39V41L208 42L209 44L207 43V45H208V46H207L206 44H204V42L206 41V39H205V41H204V39L202 38L203 41H201L202 39H201V40L199 39L200 41H198V38H197V39H196L197 42L195 41V39H194V40H193V39H190V37L192 38V33H196V32H194V30H193V31H190V30H189V29H191V28H189V27H192L193 24H194V22L191 21V24H192V25H188V26H189V27H188V26H187V23H189V21L187 20L186 24H185V21H183V24H184V25H179V24H178V26H179V27H178L177 24L175 23V22H176V21H175L174 24L178 27V30L176 29V28H177V27H176V28L174 29V31H173L172 28H174V27H173L174 24H173L171 21H170V22L167 21L169 24H171V25L173 24V26H170V29H169L170 31L168 30L170 33L167 31V32H168V34H166L167 36H166V35H162V34L166 33V32L163 31L164 28H162V29L159 30V28H157L158 25H157V26L155 25V26H153V27H150V25H148L149 28L147 27V24H148V23H147V21H148L147 19L150 18V17H147L145 13H148V12H147V11L145 12V11L142 10V9H138V7H141V6L143 5V4L141 5V3H140V2H142V0H139L140 5L137 4V5H138L137 7H135V6L132 7L133 4H132V0H131V2H128V3H130V4H128V6L130 5L132 9H131V8H128L129 10H130V9H131V10H130L129 14H127V15H129V18H130V15H131V18H132V15H134V17H133L132 20H131V19H129V20H130V21H134V19H135V20H138L137 17H138V15L140 14V13H138L139 11H141V13L144 12L143 14H140V15L144 17V14H145V17H147V18H146V19L144 18L143 20H142V18H140V19H139L140 21L138 20L140 23H141L142 21H146V22H143L144 25H142L143 23L140 24L139 22H137V23H138V24H137V23H135V22H136V21H135V22H134V25H135V26H133V22H130L129 24H132L133 27L125 26V27H126V29H125V27L119 26L120 23L118 24L119 27L116 26V25H117V22H116V21H117V17H116L117 14H116V13H118V12H117V10H116V12L114 13L113 11H114V9H115L116 7L113 8V6H110V5H109V3H110L109 1H111L112 5H115V4L118 5V4H121L122 2H121V3H120V1H119V3L114 2L115 4H113V1H115V0H113V1H112V0H107L109 3L107 2V3L105 4L104 2H106V1H104V0L102 1V0H101V1L103 2V4H105V5H100V3L102 4V2L99 1L100 3H97ZM117 1H118V0H117ZM126 1H129V0H126ZM126 1H123V4H126V3H127ZM133 1L135 2V0H133ZM158 1H159V0H158ZM158 1L156 0V1L154 2V4L156 5V2H157V4H158V3L160 2V1H159V2H158ZM171 1H172V0H171ZM171 1H170V2H171ZM190 1L192 2L193 0H190ZM199 1H200V0H199ZM223 1H224V0H223ZM226 1H228V0H226ZM230 1H231V0H230ZM233 1H236V0H233ZM253 1H254V0H253ZM258 1H260V0H258ZM89 2H91V3L89 4ZM95 2H96V3L98 4V6L100 7V8H99L100 10L103 9L102 6H104L105 11H107V13H109V14H107V13L104 14L103 11H101V12L99 11L100 13L98 12V14H99V15H98V14L96 13V10H97L98 8L95 7V6L97 5ZM149 2H152V1H149ZM149 2H148V3H149ZM166 2H167V0H166ZM166 2H163V3L165 4ZM237 2H238V1H236V3H237ZM92 3H93V4H96V5H93V6H94L93 8H92ZM143 3H145V2H143ZM160 3H161V2H160ZM168 3H169V2H168ZM176 3H177V2H176ZM197 3L199 4L198 1L196 2V4H197ZM222 3H223V2H220V4H222ZM228 3H230V2L228 1ZM231 3L233 4L234 2H231ZM238 3H239V2H238ZM238 3H237V4H238ZM241 3H242V2H241ZM255 3H256L255 1H254V3L251 2V4H255ZM88 4L91 5V8H92L93 10L90 9V7H89ZM107 4H108V5H107ZM135 4H136V3H135ZM145 4H146V3H145ZM173 4H175V3H173ZM179 4H180V3H179ZM189 4H191V3H189ZM216 4H217V2H216ZM220 4H218V5H220ZM224 4H225V3H224ZM247 4H250V2H249V3H246L245 5H247ZM106 5H107V6H106ZM116 5H115V6H116ZM191 5H192V4H191ZM226 5H227V4H226ZM226 5H223V6H226ZM230 5H231V4H230ZM230 5H229V6H230ZM234 5H235L234 7L237 6L236 4H234ZM240 5H241V4H240ZM243 5H244V4H243ZM243 5H242V6H243ZM258 5H259V4H258ZM109 6H110L111 8H109ZM121 6H123V5H121ZM146 6H147V5H145L144 7H141V8H143V9L146 8V10H149L150 8L147 9ZM148 6H149V5H148ZM156 6H157V5H156ZM168 6H169V5H168ZM194 6H195V5H194ZM194 6H193V8H195V7H197V6H200V4H199V5H196L195 7H194ZM229 6H228V7H229ZM242 6H241V7H242ZM106 7H107L109 10H108ZM154 7H155V6H154ZM154 7H153V8H154ZM163 7H164V6H163ZM228 7H227V8H228ZM234 7H233V10H237V9H234ZM251 7H252V5L250 6V9H251ZM95 8H96V10H95ZM136 8H137L138 10H137ZM153 8H151V10H152ZM159 8H160V7H159ZM243 8H245V6H244ZM243 8H241V10H242ZM99 9H98V10H99ZM106 9H107V10H106ZM110 9L113 10V11H112L113 14L110 13ZM117 9H118V6H117ZM121 9H122V8H121ZM134 9L136 10V12H135ZM176 9H177V8H176ZM196 9H197L196 11H198V12L201 10L200 8H196ZM199 9H200V10H199ZM212 9H214V8H213V7L211 8V11L213 12ZM230 9H232V8H230ZM248 9H249V8H248ZM98 10H97V11H98ZM124 10L126 11L125 8L123 9V11H124ZM156 10H157V8H156ZM156 10H155V12H157ZM167 10H168V9H167ZM172 10H173V9L169 10L170 15H171V11H172ZM190 10H191V9H190ZM190 10H189V11H190ZM203 10H204V9H203ZM241 10H239V12H240ZM243 10H244V9H243ZM251 10L254 11V8L251 9ZM94 11H95V12H94ZM125 11H124V12H125ZM133 11H134V13H133ZM149 11H150V10H149ZM165 11H166V10H165ZM177 11H178V10H177ZM185 11H187V10H185ZM194 11H195V9H193V13H191V11H190L191 15H190V13L188 12L189 15H190V16H189L190 19H192L193 16L196 17V14L193 15V14H194ZM196 11H195V12H196ZM207 11H208V10H207ZM216 11H217V10H216ZM231 11H232V10H231ZM102 12H103V13H102ZM163 12H164V11H163ZM166 12H167V11H166ZM198 12H197V14H198ZM203 12H204V11H202V14H203ZM214 12H215V11H214ZM228 12H229V11H228ZM232 12H233V14L235 13L234 11H232ZM232 12H231V13H232ZM239 12H238V13H239ZM241 12H242V11H241ZM258 12H259V11H258ZM93 13H94V15H93ZM95 13H96V15H95ZM130 13H131V14H130ZM135 13H136V14H135ZM153 13H154V12H153ZM209 13H211L210 10H209L208 14H209ZM238 13H237V14H234V15H239ZM245 13H247V12L244 11L242 14L240 13L241 15L239 16V18H238V16H236L235 21H236V19L238 18V19H239V22H240V19L242 20V19L244 18V16H245V18H244L245 20L247 19L246 16H248V18H251L249 12H248L247 14H245ZM251 13H252V12H251ZM259 13H260V12H259ZM101 14H104V15H103L104 17H103ZM110 14L113 15V16L111 17ZM114 14H115L116 16H115ZM156 14H158V13H156ZM183 14H184V13H183ZM205 14H206V12H205ZM216 14H218V13H216ZM221 14H224V16L222 15V17H220L221 15L218 14L219 17L222 18V20H221L222 23H221L220 20H218V21H220V23H218V24H219V25H221V24L223 25V26H220V27L223 28L224 26H226L227 24L224 25L225 23H228L227 26H229V27L235 25V22H234L233 18H231V17H229V16L226 17L224 11L221 12ZM252 14H253V13H252ZM105 15H106V16H109V18L113 21V24H112V22L110 23V24H112V26H114V28H112L113 30H111V31H110V28H111L112 26H108L109 22H105V21H107V20L109 21V18L106 17ZM136 15H137V16H136ZM174 15H176V13H174ZM179 15H180V14H179ZM198 15H199V16H202V19H203V15H200V14H198ZM210 15H211V14H210ZM214 15H215V13H214ZM243 15H244V16H243ZM98 16H101V17H103V18H99ZM141 16H139V17H141ZM148 16H150V14H149ZM154 16H155V14H154ZM154 16H153V17H154ZM158 16H159V15H158ZM163 16H164V15H163ZM171 16H173V15H171ZM199 16H198V17H199ZM216 16H217V15H216ZM241 16H242V17H241ZM252 16H253V15H252ZM254 16H255V14H254ZM257 16H258V15H257ZM257 16H256V17H257ZM127 17H128V16H127ZM159 17H160V16H159ZM165 17L167 18L166 15H165ZM191 17H192V18H191ZM205 17L207 18V20L205 19ZM205 17H204V19H205L204 21H207L208 24H210V22L214 20V19L212 18V17H213L212 15H211V17H209V19H211V18L213 19V20H211L210 22H209V20H208V17H207V16H205ZM223 17H225L226 21H224L225 19H224ZM104 18H108V19L106 20V19H104ZM166 18H165L164 20H166ZM170 18H171V17H170ZM174 18H175V17H174ZM180 18H182V17H180ZM183 18H184V17H183ZM186 18H187V17H186ZM100 19H101V20H100ZM114 19H115V22H114ZM121 19H122V18H121ZM152 19H154V18H151V20H152ZM167 19L169 20V16H168ZM178 19H179V18H177V20H178ZM238 19H237V21H238ZM263 19H264V18H263ZM103 20H104V23L108 26V28L106 27L105 24H102V25H101V23H103V22H101V21H103ZM119 20H120V19H119ZM123 20H124V19H123ZM129 20L127 21V23L129 22ZM157 20H158V19H157ZM171 20H172V19H171ZM175 20H176V19H175ZM248 20H250V19H248ZM260 20H262V19H260ZM79 21H78V22H79ZM155 21H156V18H155ZM172 21H174V20H172ZM218 21H217V22H218ZM223 21H224V23H223ZM237 21H236V23H237ZM246 21H247V20H246ZM246 21H245V22H246ZM100 22H101V23H100ZM163 22H164V21H163ZM217 22H216V23H217ZM242 22H243V21H242ZM242 22H240L239 24L237 23V24H238L237 26H240V27L244 26V24H243ZM251 22H252V21H251ZM256 22H257V21H256ZM99 23H100V24H99ZM127 23H126V24H127ZM156 23H158V22H156ZM156 23L153 22V24H156ZM168 23H167V24H168ZM177 23H178V22H177ZM197 23H198V22H197ZM212 23H213V22H212ZM212 23H211V24H212ZM97 24L99 25V27H95ZM110 24H109V25H110ZM114 24H116V25H114ZM123 24H124V23H123ZM153 24H151V25H153ZM163 24H165V22H164ZM163 24H161V26H162ZM167 24H166V25H167ZM240 24H242V26H241ZM256 24H257V23H256ZM260 24H261V23H260ZM263 24H264V22H263ZM100 25H101L102 27H101ZM137 25H138V26H137ZM140 25H141V26H140ZM166 25H164V26H166ZM185 25H186L188 28H187ZM197 25H199V24H197ZM214 25H215V24H214ZM214 25H213V26H214ZM250 25H252V24H250ZM261 25H262V24H261ZM80 26H81V24H80ZM93 26L95 27V29H94ZM144 26L147 27V28L144 29V30L142 31V29L145 28ZM199 26H200V25H199ZM202 26H203V25H202ZM202 26H201V27H202ZM210 26H211V25H210ZM215 26H218V25H215ZM227 26L225 27L226 29L228 28ZM255 26H256V25L253 24V28H251V31H250L251 34H252V30H253V29L257 30L256 28H254ZM263 26H264V25H263ZM109 27H110V28H109ZM115 27H116V28H115ZM138 27H139V28H138ZM162 27H163V26H162ZM168 27H169V26H168ZM168 27H166V28H168ZM181 27H182V28H181ZM185 27H186V31H185V29H184ZM240 27H237V29H241L240 32H242L243 30H244V32H245V30H246V33H247V29H248L250 26H249L247 29H246V27H244V29H243V27H242V28H240ZM256 27H257V26H256ZM99 28H100L101 30H102L103 28H105V31H104V30L101 31ZM106 28H107V29H106ZM117 28H118V29L120 28V30H118ZM130 28H132V29H130ZM137 28H138V29H137ZM195 28H198V26H197V27L194 26V28H192V29H195ZM234 28H235V26H234ZM234 28H233V29H234ZM263 28H264V27L261 26V29H262L263 32H264V29H263ZM81 29H84V27H82ZM98 29L100 30L99 32H98ZM108 29H109V30H108ZM115 29L117 30L116 33H115V31H114ZM129 29L132 30V31H130L131 34H130V32H129ZM135 29H136V30H135ZM147 29H148V30H147ZM150 29L153 30L155 33H154L153 31H151ZM156 29H155V30H156ZM179 29H180V30H179ZM187 29H188V31H187ZM216 29H217V28H216ZM223 29H224V28H223ZM249 29H250V28H249ZM258 29H259V28H258ZM78 30H79V32H78ZM133 30H134L135 32L137 31L136 33H134L135 36H133V35H134V34H133ZM140 30H141V32H140ZM145 30H146V31H145ZM161 30H162V31H161ZM176 30H177V31H176ZM87 31H88V33H87ZM94 31H95V32H94ZM112 31H113V32H112ZM119 31H120V33H122V34H119ZM144 31H145V32H144ZM149 31H151V32H149ZM175 31H176V32H175ZM182 31H183V32H184V31L186 32V34H185V33H184V34L186 35V38H187V39H185V36L183 35V32H182ZM204 31H206V30L204 29ZM226 31H229V29L226 30ZM231 31H232V30H231ZM237 31H238V30H237ZM76 32H77V34H76ZM117 32H118V33H117ZM127 32H129V33H127ZM146 32H147V33H146ZM163 32H164V33H163ZM253 32H254V31H253ZM255 32H257V31H255ZM110 33H111V35H110ZM112 33H115V34L113 35ZM137 33H138V34H137ZM173 33H174V34H173ZM198 33H200V32H197L196 35H198V37L201 38V37L203 36L202 34H203L204 32H203V33H200L201 35H199ZM229 33H230V32H229ZM248 33H249V32H248ZM51 34H52V35H51ZM68 34H71V35H70V36H67ZM123 34H124V35H125V34H126V35H130V36H129V37L126 36V35L124 36ZM132 34H133V35H132ZM149 34H150V35H149ZM189 34H191V36H190ZM205 34H206V33H205ZM208 34H209V33H208ZM238 34H240V33L238 32L237 34H235V33L233 34V32H232V36L234 35V37H232V39H234V38L236 37V35H238ZM242 34H243L244 36H243ZM242 34H240L242 38H243V37H246V36H245V33L242 32ZM255 34H257V33H255ZM255 34H254V35H255ZM260 34H261V31H260ZM263 34H264V33H263ZM49 35H50V38H48ZM75 35H74V36H75ZM87 35H88V36H87ZM118 35H119V36H118ZM121 35H123L125 38H126V37H127V38H131V37H132V38H134V40H133L132 38H131L132 40L128 39V40H130V41L125 40L124 37L121 36ZM146 35H145V36H146ZM168 35H170V36H171V35H173V36L175 35V36H174L175 39H174V37L172 38V36L170 37V38H172L171 41L174 40V41L171 42V45H170V41H169L170 39H169V36H168ZM188 35H189V37H188ZM194 35H195V34H194ZM194 35H193V36H194ZM196 35H195L193 38H196ZM209 35H210V34H209ZM226 35H227V33H226ZM246 35H247V34H246ZM249 35H250V34H249ZM254 35L252 34L250 37H252V36L255 37V38L253 39V42L256 43V46L254 45V43H251L250 41H249V42H250L251 44H253V45L256 47V49L258 50L259 53H260V52H261V54L263 53L262 55H263V58H264V51H263V50H264V44H263V43L261 44V42H262V39H261L262 34H261V36H259V38L257 37V41L260 42V43H258L257 41H254V40L256 39V36H254ZM257 35H258V34H257ZM39 36H40L41 39H42V38H43V39L41 40L40 38H38ZM65 36H66V37H65ZM106 36H105V37H106ZM200 36H201V37H200ZM205 36H206V35H205ZM221 36H222V35H221ZM247 36H248V35H247ZM51 37H52V38H51ZM84 37H85L86 41H85ZM99 37H100V36H99ZM109 37H108V40L111 39V38L109 39ZM164 37H165V38H164ZM237 37H239V36H237ZM58 38H59V37H58ZM60 38H59V39H60ZM140 38H141V37H140ZM154 38H155L156 40H155ZM167 38H168V40H167ZM188 38H189V39H188ZM204 38H205V37H204ZM206 38H207V36H206ZM208 38H209V37H208ZM225 38H226V39H230V38H231V33H230L228 36H226ZM262 38H263V37H262ZM66 39H67V38H66ZM89 39H88V40H89ZM141 39H142V38H141ZM164 39H166V40H164ZM83 40H84V42H83ZM91 40L87 41L86 43H91V42H90ZM97 40H98V41H97ZM100 40H101V39H100ZM124 40H125V41H124ZM137 40H138V38H137ZM139 40H140V39H139ZM153 40H154V41H153ZM163 40H164V41H163ZM219 40H220V39H219ZM150 41H151V42L153 41L152 44H151ZM165 41H167V42L169 41V45H167V42H165ZM207 41H208V40H207ZM207 41H206V42H207ZM233 41H234V40H233ZM235 41H236V40H235ZM263 41H264V39H263ZM36 42H37V43H36ZM74 42H75V47H74V44H73ZM81 42H82L83 45H80ZM133 42L131 43V45H132V44H135V43H133ZM149 42H150V43H149ZM173 42H174V43H173ZM199 42H200V43H199ZM201 42H203V43L201 44ZM214 42H215V41H214ZM217 42H218V41H217ZM239 42H243V43H245V41H239ZM76 43H79V45H76ZM86 43H85V44H86ZM98 43H99V42H98ZM118 43H119V42H118ZM165 43H166V44H165ZM176 43H177V44H176ZM183 43H184V45H183ZM198 43H199V44H198ZM215 43H216V42H215ZM215 43H213V44L215 45ZM235 43H236V42H235ZM246 43L249 44L248 42H246ZM257 43H258V45H257ZM34 44L38 45L37 47L34 48V49H36L37 51L34 50V49L32 50V51L36 52L35 54H34L33 52L29 51L30 49L33 48V45H34ZM120 44H121V42H120ZM148 44H149V47H147ZM180 44H182V45H180ZM217 44H219V43H217ZM231 44H232V43L230 42V45H231ZM236 44H237V43H236ZM236 44H235V46H236ZM259 44H261V46H260ZM36 45H35V46H36ZM61 45L59 44L60 47H61ZM86 45H87V44H86ZM106 45H107V44H106ZM106 45H105V46H106ZM118 45H119V44H118ZM176 45L178 46L177 48H175ZM211 45H212V44H211ZM219 45H221V44H219ZM245 45H246V44H245ZM56 46H57V45H56ZM99 46H100V45H99ZM132 46L134 47V45H132ZM135 46H136V45H135ZM143 46H142V47H143ZM145 46H146V47H145ZM224 46H225V45H224ZM224 46H221V47L224 48ZM232 46H233V44L231 45V48H232ZM246 46H247V45H246ZM248 46H250V45H248ZM251 46H252V45H251ZM258 46H259L260 48H259ZM262 46H263V49H261ZM1 47H2V48H1ZM48 47H49V46H48ZM60 47L57 48L56 50H58V51H59V50H65V48L63 49V47H62V48H60ZM122 47H123V46H122ZM128 47H130V46H128ZM151 47H153V46H151ZM151 47H150V48H151ZM179 47H182V51H183V52H182L181 54L178 53V51L181 49V48H179ZM209 47H210V48H209ZM213 47H214V46H213ZM213 47H212V48H213ZM227 47H229V46H227ZM50 48H51V47H50ZM118 48H119V47H118ZM123 48H125V46H124ZM150 48H149V49H150ZM178 48H179V49H178ZM217 48L219 49V47H217ZM217 48H216V45H215V48H213V49L218 50ZM223 48H222V49H223ZM237 48H238V47H237ZM53 49H54V48H53ZM67 49H68V52H67ZM116 49H117V48H116ZM125 49H126V48H125ZM130 49H131V48H130ZM133 49L136 50L135 48H133ZM137 49L139 50V48H137ZM222 49H219V50L221 51ZM239 49L241 50V48H239ZM242 49H243V48H242ZM260 49H261L262 51H260ZM10 50H11V51L14 50V52L17 53V54L14 55ZM56 50H55V51H56ZM209 50H210V51H209ZM224 50H225V49H224ZM249 50H250V49H249ZM2 51H5V53H6L5 55L8 54L9 56H8V57H7V56L4 57L5 55L3 54L4 52H2ZM9 51H10V52H9ZM26 51H27L28 53H27ZM49 51H50V50H49ZM55 51H52V50H51L50 53H51V52H54V53H55ZM121 51H123V49H122ZM129 51H130V50H129ZM131 51H133V50H131ZM140 51H141V50H140ZM149 51H151L152 53L155 52V55L153 54V55L150 56V54H149L150 52H149ZM225 51H226V50H225ZM236 51H237L238 54H240L239 51H238L237 49H236ZM236 51H235V52H236ZM245 51H246V50H244V52H245ZM7 52H8V53H7ZM18 52H19V53H18ZM23 52H24V53H23ZM59 52H60V51H59ZM63 52H65V51H63ZM127 52H128V50H127ZM127 52H126V53H127ZM135 52H136V51H135ZM135 52H134V53H135ZM138 52H139V51H138ZM242 52H243V50H241V53H242ZM248 52L250 53L249 55L251 56L252 52H251V51H248ZM256 52H257V51H256ZM11 53H12V54H11ZM29 53H30V54H29ZM32 53H33V54H32ZM37 53H38L39 55L41 54L42 56H41V55L39 56ZM56 53H57V52H56ZM60 53H61V54H60ZM60 53H59V54H60V59H61V57H63L65 53H64V54H63L62 52H60ZM157 53H158V55H157ZM221 53H222V52H221ZM227 53H228V51H227ZM231 53H232V52H231ZM2 54H3V55H2ZM18 54H19L20 58H22V56H23V55L21 56L20 54H24L23 58H22V59L18 58V57H19ZM27 54H28V55H27ZM31 54H32V55H31ZM47 54H48V52H47ZM47 54H46V55H47ZM62 54H63V55H62ZM73 54H72V55H73ZM148 54H149V55H148ZM206 54H207V55L209 54V58H208V57H205ZM212 54H213V55H212ZM223 54H224V53H223ZM245 54H246V53H245ZM245 54H243V55H245ZM256 54H258V53H256ZM13 55H14V57L12 58ZM16 55H17V57H15ZM29 55H31V56L34 55V59H33L34 61L32 60V61H33V62H32V61L29 60V61L32 63V66L34 67V68H33V67L31 66L32 69H30V68H29L30 66L28 65V64L30 63V62L28 63V58L30 57ZM65 55H66V54H65ZM72 55H71V56H72ZM77 55H76V56H77ZM231 55H232V54H231ZM231 55H229V57H231L230 61H228L227 63L225 62L226 66H227L228 63H231V61H232V62L234 61V62H236L237 64L239 63V62H237V60L239 59V58H238L239 56L236 54V55L238 56V57H237V56L235 55V53H233V55H234V56L232 55L233 57H232ZM241 55H242V54H241ZM241 55H240V56H241ZM249 55H247V56H249ZM26 56H27V57H26ZM44 56H45V55H44ZM44 56H43V58H45ZM52 56H56V55L53 54ZM76 56H73V57H76ZM120 56H121V55H120ZM132 56H134V55H132ZM152 56H153V57H152ZM252 56H253V55H252ZM24 57L27 58V60H26L27 63L25 62V58H24ZM77 57H79V56H77ZM80 57H81V55H80ZM80 57H79V58H80ZM115 57H116V56H115ZM122 57H123V56H122ZM155 57H157V58H155ZM234 57H235V58H238V59H237V60H236V59H233ZM242 57H243V56H242ZM242 57H241V58H242ZM245 57H246V56H245ZM245 57H244V58H245ZM7 58H8V60H9V61L7 60L8 63H7V61H6ZM32 58H33V57H32ZM46 58H48V56H47ZM49 58H50V57H49ZM79 58H77V59H79ZM117 58H118V57H117ZM137 58H138L137 60H139V57H137ZM144 58H145V57H144ZM150 58L153 59V60H155V61H156V59H157L156 63L153 62V63H155V64H153L151 61H149ZM206 58H207V59H206ZM241 58H240L239 60L242 61L244 58H243V59H241ZM252 58H253V57H252ZM11 59H14V60L12 61L13 63L11 62ZM23 59H24V60H23ZM29 59H30V58H29ZM60 59H58V61H59ZM69 59H71V58H69ZM75 59H76V58H75ZM75 59L72 58L71 61L73 60V63H74V61H77V60H75ZM115 59H116V58H115ZM222 59H224V60H222ZM232 59H233V60H232ZM246 59H247V58H246ZM249 59H250V58H249ZM249 59H247V60H249ZM254 59H255V58H254ZM15 60H16V61H15ZM17 60H19V61H17ZM37 60H38V59H37ZM39 60L41 61V58H39ZM39 60H38V62H39ZM46 60H47V59H46ZM46 60H45V61H46ZM54 60H55V59H54ZM62 60H63V59H61L60 61H62ZM130 60H131V59H130ZM134 60H135V59H134ZM137 60H136V61H137ZM195 60L197 61L196 63H198V64H197L198 66H196V63H195V65L193 64V63L195 62ZM228 60H229V59H228ZM235 60H236V61H235ZM244 60H245V59H244ZM255 60H256V59H255ZM255 60H254V61H253V60H250L251 62H252V61L254 62L253 64H250V62L247 63V65H246L245 63H244V64H245V66H247L248 68H250V66H251L250 69H252V68H254ZM14 61H15V63H14ZM21 61H22V62H21ZM43 61H44V60H43ZM55 61H56V60H55ZM118 61H119V60H118ZM120 61H121V59H120ZM141 61H142V60H141ZM241 61H240V63H241ZM16 62H17V63L20 62V63H19V64H16ZM35 62H36V61H35ZM79 62H80V59H79ZM139 62H140V61H138L137 64H139ZM144 62H146L147 64H145ZM222 62H221V63H222ZM244 62H246V61H244ZM5 63H7V64H5ZM24 63H26L29 67L26 66V64L24 65ZM31 63H30V65H31ZM46 63H47V62H46ZM67 63H68V62H67ZM75 63H76V62H75ZM75 63H74V65H75ZM131 63H132V62H131ZM140 63H141V62H140ZM257 63H258V60H256L255 70L252 69V70L250 71L248 68H247V69H248L249 73L252 72V71H257V72H255V74L257 73L256 76H258V75L260 76L261 74H264V68H262L263 71L260 72V66H261V65H259V64H257ZM260 63H261V62H260ZM262 63H263V65H264V61H262ZM36 64L38 65L39 63H36ZM43 64H45V63H43ZM58 64H59V63H58ZM62 64H63V65H62ZM151 64H152V65H151ZM192 64H193V65H192ZM223 64H224V63H223ZM225 64H224V65H225ZM241 64H242V67H244V68L246 69V67L243 66V63H241ZM241 64H240V66H241ZM248 64H250V66H248ZM2 65H3V66H2ZM18 65H19V66H18ZM20 65H23V66H20ZM34 65H35V63H34ZM41 65H42L43 67H42ZM55 65H56V64H55ZM64 65H66V66H64ZM72 65H73V64H72ZM149 65H151V68L148 67ZM153 65H155L154 67H155L156 69H155V68H152ZM220 65H221V64H220ZM220 65H219V66H220ZM229 65H230V64H229ZM252 65H253V67H252ZM257 65H258L259 67L256 68ZM25 66L28 67V68L26 69ZM48 66H49V65H48ZM50 66H49V71H51ZM139 66H140V65H139ZM194 66L196 67V70H197V71L195 70V67H194ZM226 66H225V67H226ZM231 66H232V67H230V68H232V69H233V68L235 69V67L237 68V69L234 70L235 72H237L236 70L240 69V66H239V65L233 67L234 65L231 63ZM6 67H7V68H6ZM14 67H16V68H14ZM58 67H59V66H58ZM65 67H69V68L66 69ZM192 67H193V71L196 72L195 74H198V72L200 71V72H199V75H198L199 77H202V78H203L204 75H207V74L210 73V74L206 77V78H208V79H206L205 77H204V78H205V81H202V80L200 79L201 82H200V81H199V82L202 83V84H200L199 82L194 83V82H195V81H194L195 79L193 78L194 80H191L192 77H191V74H190V70L192 71V69H191ZM238 67H239V68H238ZM242 67H241V69H243ZM261 67H263V66H261ZM5 68H6V69H5ZM19 68H18V69H19ZM149 68H150V72H149L150 76H149V74H148ZM172 68H173V70H172ZM227 68H228V67H227ZM18 69H17V72L14 70V72L17 73V74L14 75V74H13L14 72L11 73L13 76H12V77L10 76V78H8L9 76H8L7 78H4V77H6L5 74H3L4 76L0 75V94H1V95H2V94H5V92L7 93L12 87H15V86H16V88H19V87L21 88V86L23 87V85H25V84L28 86V84H27L28 80H29V79H30V80H31V79L34 80V79H33V76H31V77H29V78L24 77V75H22L23 72L21 71L22 74H20V70H18ZM28 69H29V71H27ZM53 69H52V71H53ZM58 69H59V70H58ZM64 69H65V70H64ZM71 69H73V68H71ZM133 69H134V68H133ZM152 69H153L154 71H152ZM167 69H170L171 71H170V70H167ZM224 69H225V68H224ZM245 69H244V72H245ZM256 69H257V70H256ZM262 69H261V70H262ZM8 70L11 71V68L8 69ZM66 70H67V71H66ZM127 70H128V69H127ZM165 70H166V71H165ZM18 71H19V73H18ZM57 71H58V74H59V75H56V72H57ZM138 71H139V70H138ZM151 71L154 72V73H152ZM169 71H170V72H169ZM172 71H173V72H172ZM175 71H176V72H175ZM214 71H215V72H214ZM226 71H227V70H226ZM226 71H225V73H229V72H226ZM234 71L230 70V73H229V74L233 73ZM240 71H241V70H240ZM71 72H72V71L70 70V73H71ZM166 72H167V73H166ZM168 72H169V73H168ZM188 72H189V74H188ZM213 72H214L215 74H213ZM235 72H234V74H235ZM262 72H263V73H262ZM126 73H127V72H126ZM151 73H152V75L154 74V79H155L156 81L153 79V76L151 75ZM157 73H158L159 75L155 76ZM173 73H174V74H173ZM211 73H212V75H211ZM259 73H261V74H259ZM39 74H40V73H39ZM52 74H53V75H52ZM132 74H133V73H132ZM135 74H136V73H135ZM135 74H134V75H135ZM171 74H173V76H172ZM216 74H217L218 77L215 76ZM218 74H219V75H218ZM243 74H244V73H243ZM9 75H10V73H9ZM29 75H31V73H29ZM71 75H72V74H71ZM177 75H178V74H177ZM220 75H221V77H219ZM250 75H251V77H250ZM250 75H249V77L252 79V78H253V77H252V74H250ZM39 76H41V77H39ZM52 76H54V77H52ZM57 76H58V77H57ZM61 76H62V77H61ZM136 76H137V75H136ZM138 76H141V75H138ZM148 76H149V77H148ZM234 76H235V75H234ZM244 76H245V74H244ZM253 76H255L254 73H253ZM35 77H34V78H35ZM145 77H146V78H145ZM160 77H161V75L159 76V80H160V79H163V77H165V76L163 75V77H161V78H160ZM178 77L181 78L180 81H179ZM222 77H223V78H222ZM231 77H232V74H231ZM235 77H237V79H239V76H238V75L235 76ZM235 77H234V78H235ZM44 78H45V79H44ZM50 78H52V79L49 80ZM134 78H135V77H134ZM139 78H141V77H139ZM165 78H166V79H169V78H167V76H166ZM204 78H203V80H204ZM221 78H222V79H221ZM240 78H242V77H240ZM250 78H249V79H250ZM254 78H256V77H254ZM26 79H27V80H26ZM37 79H35V80H37ZM46 79H47V80H46ZM135 79H136V78H135ZM210 79H211V78H210ZM229 79H230V78H229ZM232 79H233V77H232ZM251 79H250V80H251ZM20 80H25V81H27V82H26L25 84L23 83V84L20 86V84L22 83V82H20ZM66 80H67V81H66ZM129 80H130V78H129ZM214 80H213V81H214ZM259 80H260V79H259ZM259 80L257 79V81H258V82L261 81V83H262V85H263L264 80H263V79L260 80V81H259ZM160 81H161V80H160ZM164 81H165V79L162 80V82H164ZM210 81H211V80H210ZM215 81H214V82H215ZM235 81H236V80H235ZM242 81H243V78H242L241 80L238 81V82H239V85L241 84L240 86H239V85H236V86H239L238 89H236L237 87L235 88V85L233 84V88H232V90H229V91H233V89H234L235 91H237V93H238L237 96H236V97H235V95L232 96V99H233V97H235V100H237V99L240 98V100H239L240 102H239L238 104H236V105H239V106H240V105L243 104V107L246 108V109H245V108H242V106H240L239 109H240V110H241V109L243 110V111H241V113H239L240 116H243V113L245 112L244 110H246V113H247V114H248L250 111L252 112V113H251V112L249 113V114H251L250 117L253 119V120L250 119V120H252L251 122L254 121V118H257V117H258V121H257V119H255L258 123H256V121H255V122L252 124V125H253V128H254V127H256L257 124H259V121H260L259 118L261 119V117L263 116L262 119H264V98L262 97V94H261V93H264V92H260V91H259V90L263 91L262 89H260V87L263 88L264 85L261 86V84L259 83L258 86H257V85L255 86V87H256V90H257V91H255V92H257V93L254 92V94H255V95H257V94L259 95V94H260V96H261V97L258 96L259 98H258V97L256 98V96H255L253 93H251V94H253V96H252V95L250 96V95H249V93H250L249 91H248L247 94L245 95V93H246V91L248 90V88H247V90H245V92L242 91V89L246 88L245 86L242 85V83H243ZM248 81H249V80H247L246 82L249 83ZM251 81H252V80H251ZM23 82H24V81H23ZM29 82H30V81H29ZM135 82H136V81H135ZM145 82H146V84H147L146 86H148V87L150 86L149 88H154V90H155L156 88H158L159 85L162 83V82H159V81H158L160 84H158V83L156 84V83H155V84L158 85V86H156V85L154 86V83L152 82L153 86H151L150 84H148L149 81L147 82V80H146ZM150 82H151V81H150ZM170 82H172V79H171ZM188 82H190V85L192 84L191 87H189L190 85H189ZM214 82L211 81V86H212V84H213ZM222 82H223V81H222ZM229 82H231V80H230ZM254 82H255V81H254ZM33 83H31L30 85H32ZM167 83H168V82H166V84H167ZM173 83H174V82H172V83L170 84V86H175V85H176V88H177V86H178L179 84L174 83V85H172ZM224 83H225V82H224ZM224 83H223V85H224ZM226 83H227V84H226V88L229 87V89H230V88H231V85H230L231 83H228V82H226ZM251 83H252V82H251ZM251 83H250V84H251ZM256 83H257V82H256ZM163 84L165 85V83H163ZM217 84L214 83L213 86H212L211 88H213V89H218V87L222 85V83H221V84H218L219 86H218ZM250 84H249V85H250ZM254 84H255V83H254ZM17 85H18V86H17ZM30 85H29V86H30ZM128 85H129V84H128ZM131 85H132V84H131ZM167 85H168V84H167ZM167 85H165L166 87L164 86L165 88H163V89H164L163 92H166V94H164V96H166L167 94H171V92H170L169 89H171L172 87L170 88V86H169V85L167 86ZM182 85H183V84H182ZM252 85H253V84H252ZM27 86H26V87H27ZM29 86H28V88L30 89L31 87H29ZM161 86H162V84H161ZM180 86H181V85H180ZM196 86H194V87L196 88ZM227 86H228V87H227ZM241 86H243V87L241 88ZM132 87H133V86H132ZM155 87H156V88H155ZM162 87H163V86H162ZM250 87H251V86H250ZM253 87H254V85H253ZM4 88H5V89H4ZM20 88H19V89H20ZM33 88H34V90H33ZM72 88H73V87H72ZM160 88H161V87H159L158 90L156 89V90L158 91V95H159L158 99H159V100H160L161 98L164 97L163 94H162V93H163V92H162V89H160ZM166 88H169V89L167 90ZM191 88H192V89H191ZM12 89H13V88H12ZM12 89H11V90H12ZM22 89L25 90V88H22ZM22 89H20L19 91H21ZM29 89H28V91H26V93H27V92L29 93ZM165 89H166V90H165ZM173 89L175 90L174 87H173ZM173 89L171 90L172 92H173ZM178 89H179V87H178ZM220 89H221V92H223V91H222L223 88L220 87ZM263 89H264V88H263ZM1 90H2V91L5 90L4 93H3ZM13 90H14L13 92H15V88H14ZM16 90H17V89H16ZM26 90H27V89H26ZM51 90H53V93L51 92ZM69 90H71V91L73 90V91L70 93ZM160 90H161V91H160ZM191 90H193V91H191ZM218 90H219V89H218ZM30 91H31V90H30ZM39 91H40V92H39ZM49 91H50L51 94H49ZM144 91H145V90H144ZM176 91H177V90H176ZM216 91H217V90H216ZM216 91H215V92H216ZM226 91L228 92V94H230L228 90H226ZM226 91H225V93L227 94ZM238 91H240V92H238ZM241 91L244 93V96H245L246 98H244V96H242L243 93H241ZM1 92H2V93H1ZM13 92H12V93H13ZM17 92H18V91H17ZM22 92H23L25 95H28V96H29V97L27 96L28 98H30V97L33 98V96L31 95V94H32L31 92H30L31 94H26L24 91H22ZM22 92H20V93L22 94ZM38 92H39V93H38ZM42 92H44V93H42ZM75 92H76V91H75ZM151 92H152V90H151ZM151 92H150V90H149V91L147 90L146 92H143V93H144V98H143V99H142L143 95H141L142 97H141L140 95H138L141 99H140L139 97H138V98L136 97L135 101L133 102V103H135V104L132 103V106H133V105H134V106L136 105V106H135L136 108L133 106L134 109H136L135 111H134L133 108H130V105H131V104H129V106L126 107L125 102H126L127 100H125V98H124V99H120V101L122 100L121 102H116V103H118L117 105H116V103H113V101L115 102V100H113L111 103L114 105V108H113V105H112L111 103H109V104H104V103H102V102H101L100 100H98V99H96L97 101H95V102L97 103L96 105H95L94 102H92V103H94V106H93V107H91L89 104H88V105H89L90 107H89L88 105L86 106V104H85L86 108H85V106H84V108H85L86 111H84V113L78 112L79 115H80V113H81V118H77V119H75V120H77L78 122H79L80 120H83V122L80 121L81 123H80L79 127L77 126L78 128L75 126V127L77 128V131H78V129H79V130H81L82 128L84 129V127H85L84 125H85V124H86V128H87V130H88V131H85V130H86V129H85L84 132H81L82 136L84 137V140L82 139L83 137H82V138H79V139H80V140H79L80 142H77V143L74 144V142H76L77 139H78V137H77L78 135L76 136V137H77V138H76V141L73 140V144H74V145L78 144V151H77V152L74 150L75 148L72 146V147L74 148V149H72V150H73V152H76V153H77V156H75V155H76V154H75V155H74L75 157H73V154H74V153H73V152H70L69 150H67L68 152H66V153H68V154H66L65 152H63V153L65 154V156H64L65 159H66V155L69 156V153L72 154V155H70V157H69L70 159H69V160H71V161H72L73 159H74L75 161L77 160L76 163H78V165H77L76 163L74 164V162H73V165H72V163H71V164H70V163L68 164V162H65L66 160L64 161V164L66 163V164H65V165H67L66 168L68 167V165L73 166V169L71 168L73 172H75L74 170H75L76 168H78V170H79V169H80V168H79V167H80V162H78V161H80V160H84V159L86 160V159H87V158H86V154L91 153V152L88 151V150H86L87 153H85V151H84V149L87 148V146L85 145V140L87 139V141H88V139H89V140L92 139V138H90V137L93 136V139H92L93 141H92V142H91V141H88V142L91 144V146H92L91 149H94V151H95V149L98 148V147H100V146H101L100 148H102V146H103L104 144H106L105 147L108 149V148H109L108 146L111 145L112 147H110L111 149L109 148V150H111V152L113 151V152H112V153H113V155H112L113 158H114L115 160H116V158L118 159V160H116V161H117V162H116V165H117L119 168H117L116 165H115V167H114V166H111V167L116 168L117 170L113 168L112 170H114V171H112V170H111V167H110V169H109L108 166L106 167L105 165H104V167H105L106 169H105L104 167H102V170H103V169H105L106 171H107V170H108V171L111 170V171H109V173H110V172H111V173H113V172H118V171H120L121 169H122V171H123V169L125 170V169H126L125 167L127 166L125 162H128V161L122 156V157L124 158V160H125V162H124L125 164H124V165H126V166L123 168V166H122V164H123L122 160H123V159L121 160V155H124V156H125V155H128V153H127V152H124L125 150H123V149H127L128 147H129L128 149H132V148H130V146L132 145L134 151H136V150H138V149H139V150H140V149H141V150L144 149V150H143V152H144V151H147V149L149 148L148 146H149L150 144L153 145V148H154V145H157L159 142H160V145H161V144H162V143H161V140L164 139L163 142L166 141V138H167L166 136H167V135L163 137V136H161V134L159 133V134H160V137H161V140H160L158 143H156V141H157V140H156V141H154V144H153V139H152V138H153V137H156V136H155V135H152V136H153V137H151L152 140L149 139V137H147V135L149 134V136H151V134L148 133L147 131L154 132V129H152L153 127L156 128V129H158V127L160 128V126H161L160 123H163V121L167 120V116H166V115H170V114H171L170 117L168 116L169 119L167 120V122H169V120H170L171 123L169 122L170 124H169V123H168V124H165V122H164V123L162 124V125L165 124V127H164V128L170 126V129H171V128L175 127V124L178 125L179 128H180V125L183 124V127H184V125H185L186 127H184V128L187 129V130H186V129L184 130L183 128H180V130H182V129L184 130V131H183L184 134H182V138H183V140H182V138H181V140H178L177 137L175 136L174 139H173V137H172V139H171L170 141H167L168 144H169V142H172V141H173L172 144L175 146V147H174V146H171V147H174V150H172L171 152L174 151L173 153H175L176 150H180V149H181L180 146H181L182 143L184 142L183 144H186L185 146H188V148H189V150H186L188 156H189V155L191 156V153H192L191 150H192L193 148H197L198 146H199V149L196 150L197 152H195V153H193V154L196 155L197 153H201V154L196 155L195 159H194V157H193V156H194L193 154H192V155H193L192 157H190V156L187 157V159H188V158H192V159L195 160V161H196V159H198L197 162L192 161V159H191V161H190V159H188V161H189V163H187L188 166L185 165L186 162H188V161H186V160H184V159H183L184 161H183V160H182V161L185 162V164L183 163V165H182V161H181L182 158H181V157L183 156V154H182L181 152L178 151L180 154H182L181 157H180V154H179L178 152H176L177 154L175 153L174 155H177V156H176L177 158H176L175 156H174V158H175V159H178V158L180 159L179 161H177V162H180V165H181L180 168H182V167L185 168V167L187 166V167L189 168L188 170L191 172V170H190V166H191V167H193L194 170L196 169V170L198 171V170L200 169L201 174H203V173L206 174V175L202 176V175L200 174V172H197V171L195 172V171H194V173H195L197 176H195L193 173H191V174H193V175H192L193 177H192V176L189 177V175H191V174L189 173V171L187 170V168H185L186 171H188V174H185V173H186V171H185L184 176H183V172H184L183 170H184V169H183V170L180 169V171H182V172H181L182 175H180V172L178 171V170H179V167H177V166H180V165H176V166L174 167L173 170L175 171V168H177L176 173H178V174L180 175V177H185V175H187V176L184 178V181H187V180H188L187 177H189V180H188L187 182L190 183V185L188 184V185H187L188 187L185 186L184 188L187 189V188H189V187L191 186V187L194 188V189H196V188L198 189V190L196 189V192H192L193 194H192V193H191V194L189 193V192L193 191L192 188H191V191H190V189H188V190H185L186 192L183 191V193H187V194H186L187 196L190 195L189 200H192V199L195 200V196H196V197H197L196 199H197V200L200 199L201 201H202V199H205V198H200L202 195L198 198V194L200 195V193H199L198 191L201 190V191L204 192V189H205V190H206L205 193H206V192L208 193V195H207V193H206V195H207L206 200L204 201V203H202L203 206H200V205H201L200 200L198 201L200 204H196V206L198 205L200 208H203V209L199 210V209L197 208L199 211H197V210L194 211L195 209L193 210V209L191 208L194 212H198V213H200V214H199V217H197V220H198V218H199L198 221L201 222V223H198V221L195 219V218H196V215H198V214H194V212H193V213H192L193 215H192V214H190V212H192L191 210H190V212L187 211V210L190 209V206L187 207V210H185V209H186L185 207H184V208L182 207V208L184 209L185 212H183L182 208H180V211H182V213H184V214H185L186 212H188L187 215L190 214L188 217L191 218L190 216H192L193 219H194V221H197V223L199 224V225H196V226H197V227H198V226H202L201 228L204 229V231H201L202 229L200 228V232H201V233H197V234H196V231H194L193 229H191V232H194L193 234H194L195 237H196L197 235H201V234L203 233V235H201L202 237H200V238L198 239V236H197L196 239L200 242V241L203 240V238H204V245H203V246H206V247L209 246V244H210L209 242H211V244H212V246H211V248H210L212 251L210 250V251H211V252H210V255H208V256H211V257H206L205 259L203 258V260H208L209 258L211 259V258L213 257V255H214V257H215V258L218 257V259H214V257H213L212 259H213L214 261L217 260V261L220 262L221 260H219V259H221L222 256H224V254H225L227 248L230 249V248L234 247L233 244H235V242L231 241V238H228V239H227L226 237H228V236H227V235H228L227 233H230L229 237H231V235L234 233V232L231 233L232 229H231L230 231H227V230H229V228H231V226H229V225H230V220L232 221L231 224L233 223V226L236 227L237 224L235 225L234 222L237 221V220H236V219H237V213L240 214V215H239L240 218H242L241 216H243L242 219L245 218V220H243V221L248 220L247 222H244V224H245V223H246V225L248 224L247 226L245 225V227H244L242 220H240V218H238V220H240L242 223H241L240 221H237V222H235V223L240 222L241 224L238 223V225H240V226L243 225V226H241V227L239 226L240 228L237 226V227H238V230L243 228V229H242V231H243V230H245V229H248L247 227L250 228L251 225H250L248 222H250V221L252 222V220H253L254 222H255V220L257 221V219H259V222H260V220H261V221L264 220V216H263V217H259V216H260L259 214L262 212V210H263L264 208L261 209V211H260V208H259L260 206H257V205H259V204L261 203V207H263V203H264V201H263V200H264V194H262V196H263V197H262V196H261V193H262V192H261V189H259L260 192H258V191H257V188H258V187H257V188H254V189H256L255 192H257L258 195L254 193L255 195H253L252 198H254L255 196H257V198H256L254 201H256L257 199H258V201H259V199L262 198L261 200H262L263 202H260V203L256 204L257 201H256L255 203H248L249 201L247 202V201H244V200H243V201H244V204L247 203L249 206H250V204H251V205H255V207H257V208L259 209V210L257 211V210H256L257 208H252V209H254V211H255V210L257 211V214H256V211L254 212L253 210H251V211H253L254 215H256V217H255L253 214H251V215H253V218L255 217V218H254L255 220H254V219H251V216H250V215H247L248 210L251 209V208L249 209V206H248L247 204H246L247 207H245V205H244V207H243V205H239V210H240V207H241V206L243 207V208L241 207L242 209L247 210V211H243L242 213H240V211L238 210V208H235L236 205L238 204V203H237L238 201H237V202H234V201L236 200L237 196H236V198H235L234 201L232 200V196H233V198H234L235 194L232 195L233 193H231V197L229 196V195H230V193H229V188H230V189L232 188L231 185H234V186L239 185V186H240V184H242V185L247 184V185H246V188H247L249 182L251 181V180H250L249 182L245 183L246 181H245L244 179H242V180H243V182L241 181L242 183L235 185L236 182H238V178H241V177H240L241 175L243 176V174H241V169L243 168V167H242L243 164H242V166H241L242 168H241V167L238 168V172H237V171H231V169H234V170H235V168H236V170H237V167H239V166L241 165V163L244 162V161L241 162L240 160H241L242 158H244L243 160H245V155L247 156L246 158L250 157V158H254V159H256V160H253V159H252V161H254V163H253L254 166H255V161H256V162H257V160H263V161H264L263 158H262V159H259V157H260V158L263 157V155H261V156L259 155V154H261V153H260L261 150H262V152H263V154H264V149H261V148H264V146H263V145H264V141H263V140H262V141L259 140L260 143H258L257 140H255L254 136L251 135L252 132H253V135H255V137H257V135L259 136V133H257V132L261 131V129H262V131H263V127H262V128L258 127V129L254 128V129H255V131H254V129L250 127L251 125L249 124V123H250V120H249V121H248L249 123H247V125H249L248 127H250V130H249L250 132L248 133V131L245 130V129H243L244 131H243V130H239V129H242L243 127L247 126V125H245V122H246V120H248V119H247V116H248V115L246 116V114L244 113L245 115H244L243 117H244V119H246V120H243V121H241L243 118L241 119V117H240L239 115H238V117H240V118H237L236 115L234 116L233 113H232V111L234 112V110H233L232 108H230V109L228 108V107L231 106V105L229 106V104L232 103L231 101H233V100H230L231 97L228 99L229 102H231V103H229V102L227 101V99H226L227 96L229 97V95L227 94V95L225 96L224 92L221 93V92H218V91H217L216 94H218V93L220 94V93H221V94H224L223 97H224V96L226 97V98L224 97V100L222 99V101H224V102L222 103V102H221V98H219V97H213V98H218V99H217V100H216V99H212V100H215L216 102H218V100L220 99V101H219V102H221L220 104H221V105H222V104H225L224 106H223V105H222V106H223L226 110H227V109H229V110L232 109V110H231V111H228V110H227V111L230 113V114L228 113V116H231V117H230L231 120H226V119H225L227 123H226V122L223 123V126H224V127H222V122H223V121H222V118H221V117H222V115H224V114L227 116V111L224 113V112H222V111H223V110H222L221 112H222L223 114L218 115V116L220 117V119H221V122H217V121L219 120L218 116L216 115L217 113H215V114L212 113L213 115H212V114H211V115H212L213 118H214L213 120H214L216 123H218V125L221 123L219 126H214V127H216V128H217V127H221V128L223 129V131H224V129L226 128L225 126H227V128H229L230 130H234L233 127H234L235 125L232 126V128H230L231 125L228 126L230 123H232V119L235 121V124H236V121H238V122H241V123H239V124H242V123H243V125H244V126H243V125L240 126V125L237 124L236 127H238V129L236 130V128H235V130H236V132H238V134H236L235 131H230L231 135H232V132H234L236 135H239V133H240L238 140H237V136L235 135V136H236V141L238 142V146L241 145L239 149H238V146H237V142L235 141V136H234V134L232 135V136H233V137H232L233 139H232V140L230 139V140H231L230 142H228L229 139H228V140H227V139L225 140L226 143H227V142L230 143V146H229L228 143L226 144V145H227V149H226V150L228 151V153H230V151L233 152V156L231 155L232 153L229 154V155H231V156L233 157V158L231 159V158H230L231 156L229 157V155H228L226 152H224V151H225V150H223L224 148H222L223 143H224V139L226 138V137L224 138V134H223V132H221L220 130H219V131L217 130L216 132H218L219 134H218V137H216L217 133L214 132V130H213V131H209V130H212V129H213V128H212L213 125H217V124H215V122L212 120L213 122H210V124H211V129L208 128V131L206 130V128H207L210 124L208 123L209 121L206 120L207 118L204 119V118L206 117L207 114L204 113V111H202L203 109H201L202 102H201V105L198 104L199 106L197 105L196 108H192V107H195V106H190V105H189L190 107L187 106V105L189 104L188 102H187L188 104L186 103V101H187L188 99L186 100V99L184 98L186 101L183 99V97H186L185 95H178V96H182V97H180V101H179L178 96L175 98V100H178V101H179V103H178V102H175L177 105H175V103L173 102V100H171V99H172V96H170L171 99L168 98L169 96H166V101L169 99V101H172V102H169V101L165 102V100H164L165 97H164V98H163V101H162V99H161V101H162V102H165V103H162V104H161V103L159 102V103L157 104V98H156V95H155L154 93L151 94ZM161 92H162V93H161ZM233 92H234V91H233ZM258 92H260V93H258ZM10 93H11V91H10ZM20 93L18 94V93L15 92V94L13 93L14 95H13V94H11V95H13V97H14L15 95L18 94L19 96L24 97L23 95H20ZM35 93H36V95H35ZM41 93H42V95L45 94V93H47V94H48V95H46L47 98L44 99V98H43L44 95L42 96ZM69 93H70V95H69ZM85 93H86V92H85ZM146 93H147V95H145ZM173 93H174V92H173ZM178 93H181V91L179 90ZM188 93H189V94H188ZM231 93H232V92H231ZM234 93L236 94V92H234ZM38 94H39V95H38ZM71 94H72V95H71ZM77 94H78L79 96H78ZM113 94H114V93H113ZM160 94L162 95L161 97H160ZM211 94H210V95H211ZM214 94H215V93H214ZM214 94H213L212 96H214ZM219 94H218V96H219ZM221 94H220V95H221ZM240 94H241V95H240ZM1 95H0V98H1ZM9 95H10L9 93H8V95H6V97H8V100H9ZM40 95L42 96V98H41ZM74 95H75V96H74ZM83 95H84V94H83ZM153 95H155V97H153ZM197 95H198L200 98H201V96H202V95H199V93H198ZM232 95H233V94H232ZM239 95H240V96H239ZM263 95H264V94H263ZM19 96H16V97L19 98ZM72 96H73V97H72ZM175 96H176V95H175ZM193 96H194V98H199V97H195V95H193ZM221 96H222V95H221ZM247 96H248V97H247ZM10 97H11V96H10ZM16 97H14L13 99H15ZM25 97H26V96H25ZM25 97L23 98V99H24L23 104H21L22 102H20V103H19V102H16V104H17V103L19 104V105H16L19 109H20V108H23V106L25 105L24 102H28L29 100H30V101L32 100V99H27V97H26V98H25ZM71 97H72V98H71ZM84 97H85V95H84ZM108 97H109V96H108ZM206 97H207V96H206ZM206 97H205V100L207 99ZM238 97H239V98H238ZM242 97H243V98H242ZM2 98H3L4 100L1 99L2 103H1L0 105H1L2 108H4V110L6 109V111L8 110V109H7L8 106H9V109H11V108H10V104H9V102H14V101L17 99V98H16L15 100L10 99V101H7V98H5L4 96H3ZM109 98H110V97H109ZM177 98H178V99H177ZM192 98H193V97H192ZM192 98H191V99H192ZM194 98H193V99H194ZM200 98L198 99V101H199V102H200V101H203L204 97H202L203 99L201 98L202 100H201ZM241 98H242V99H241ZM248 98H249V99H248ZM253 98H254V99H253ZM261 98H262V101L260 102ZM20 99L23 100L21 97H20ZM99 99H101V98H99ZM173 99H174V97H173ZM209 99H210V98H209ZM209 99H208V101H209ZM251 99H253V102H252V103H254V101H258V100H259V101H258V102H255V103H254V106H251V105H253V104L250 105V103H251L250 100H251ZM42 100H43V101H46V102H44V104L42 105L43 109L40 107V106H41V103H43ZM103 100H105V99H103ZM110 100H112V99H110ZM140 100H141V101H140ZM175 100H174V101H175ZM181 100H182V101H181ZM212 100L210 99V101H211L212 103L209 101V103H210L209 105H211V106H216L217 104L214 105V104H215V101H212ZM242 100H243V101H246L245 104H246L247 106H249V105H250V106H249L248 108H247L246 105L244 106V102H243ZM247 100H248V102L250 101L248 104H247ZM16 101H19V100H16ZM34 101H35L36 103H35ZM47 101H48V102H47ZM85 101H87V103H88V101L91 102V100H87V99H86ZM98 101H100L101 104H100V102L98 103ZM106 101H107V100H106ZM106 101H105V103H107ZM124 101H125V102H124ZM139 101H140V106H139V107H141V108H139V107L137 106V104H136V102L139 103ZM143 101H144V102H143ZM188 101H189V100H188ZM190 101H191V100H190ZM195 101H196V99H195ZM195 101H194V102H195ZM4 102H5V103H4ZM39 102H40V103H39ZM225 102H226V103H225ZM242 102H243V103H242ZM83 103H84V104H83ZM121 103H123V104H121ZM126 103H127V102H126ZM143 103H144V104H143ZM166 103H167L168 105H167ZM170 103H172V104L174 105V107H173V105H172V108H173L172 110L169 109V108H171ZM227 103H229V104H227ZM241 103H242V104H241ZM257 103H258V107L256 108V107H255V104L257 105ZM2 104H4V105L8 104V105H6L7 108H5L4 105H2ZM27 104H28V103H27ZM37 104H38V105L40 104V105L38 106ZM52 104H53V105H52ZM55 104H57V105H55ZM99 104H100L101 106H99ZM110 104H111V105H110ZM141 104H143V105L141 106ZM160 104L162 105V107H163L164 104H165V106L167 105L166 107L169 109L168 112L171 111L172 113H171V112L168 113L166 109L163 111V109L159 108V106L161 107ZM220 104L218 103V105H220ZM226 104H227V105H226ZM36 105H37V106H36ZM109 105H110V107H109ZM115 105H116V106H115ZM127 105H128V104H127ZM138 105H139V104H138ZM158 105H159V106H158ZM169 105H170V106H169ZM194 105H195V104H194ZM203 105H204V104H203ZM218 105H217V106H218ZM234 105H235V104H233V107H234ZM19 106H20V107H19ZM27 106H28V105H27ZM46 106H47V105H46ZM59 106H60V107H59ZM97 106H98V107H97ZM104 106H106V107L108 106V107H109V108H107L108 111H107V109H106ZM119 106H120V107H119ZM121 106H122V108L125 107L124 110H123V112H122ZM132 106H131V107H132ZM143 106H144V107H143ZM156 106H158V107H156ZM175 106H176V107H175ZM222 106H221V107H222ZM225 106H226V107H225ZM13 107H14V108H12L11 111L8 110V114H9V115L7 114L6 111H4V113H3V112H2L3 110L0 109V110H1V111H0V114H1V115H0V116H2L3 121L5 120L4 123H5V122L7 123V125H6V123L4 124V123L1 121L2 124L0 123V127H1V125H3V127L5 126L7 129L4 128V129H6V132H5V130H3L4 132L2 131V134L5 133L4 135H6V136L1 135V131H0V137H1V136H2V137H5V139H4V138H3V139H4L5 141H7V142H5L6 144H7V143H11V142L13 141V142L10 144V146H9V144H7L9 147H6L7 150H8V149L12 146V147L10 148L11 150L9 149L10 151L5 152V151H3V150L5 149V148H4V147H5L4 140H3L2 138H1V140H0L1 143L3 142V147H2V146L0 147V148L3 149V150H0V152L2 151L1 154H0V168H2V169L0 170L1 172H2V170H3L4 168H6V167L8 168V170H7V169H4V170H7V172H9L10 169L14 171V169H12V168H10V167H13V168H19V167H20L21 170H20V168H19V170L22 171V169H23V167H24V166H23V165H24V163H23V162H24V156H23V157L20 156V155H22V154H19V153H20V152H23L22 149H23V148H26V146H27L26 144L29 143V142H27V143L24 142L23 138H21V139L23 140L24 144L26 143V144H25L26 146H23V145H22V147L19 148V145L17 144L18 147H17V146L14 147V145H16V144H14V142H15V141L17 142L18 140L20 141V139H18V137H20L21 133H23L24 131H26V135H27L31 130H28V129H30V127H26L27 122L25 121L26 119H24L25 115H24L23 113H21V112H25V111H22V109H21V110L18 109V110H19V111H18L17 108H16L15 106H13ZM52 107H51V108H52ZM66 107H65L64 110H67ZM87 107H89V108H87ZM137 107H138V108H137ZM209 107H210V106H209ZM223 107H222V109H223ZM237 107H238V106H237ZM237 107H235V109H237ZM250 107H251V109H250ZM252 107H254V108H252ZM44 108H45V109H44ZM49 108H48V109H49ZM51 108H50V109H51ZM101 108H104V112H102V109H101ZM111 108L114 109V110H115V108H116L115 112L117 113V116H118V117H119V115H122V113L124 114V113L126 112V113L123 115L124 117H123V116H120V118H121V117H122V118L116 120L117 122H115V121L113 120V124H115V126H116V127H114V128H110L111 126H112V127L114 126V125L111 124L112 122L105 120L106 122H108V124H110V127H109L108 124H106V125L102 124V123H103L102 121H104V120H103V119H104L103 117H102V119H101V117H100V119H99V117H98V113H99V112L102 113V115H100V113H99V116H103L104 114H105V115L107 114V116H108V115H109V113H108V112H109V109H111ZM117 108H120L121 110L119 109V111H118ZM129 108H130L131 113H132V109H133V112L136 113V114H137L138 111H139V113H138L139 115H134V114H131L130 112L128 113ZM156 108H159V109L157 110ZM191 108H192V109H191ZM197 108H199V109H197ZM14 109H15L16 111H15ZM29 109H30V108H29ZM32 109H31V110H32ZM34 109H35V110H34ZM41 109H42V110H41ZM48 109H47V110H48ZM50 109H49V110H50ZM78 109H79V110H78ZM99 109H100V110H99ZM105 109H106L107 113H105ZM112 109H111V110H112ZM125 109H126V110H125ZM137 109H139V110L137 111ZM141 109H142V110H145L146 113L143 112V113L141 114V113H140ZM189 109H191V111H189ZM195 109H196V110H195ZM210 109H211V107H210ZM218 109H219V108H218ZM255 109L258 110V113H256ZM12 110H14V111H12ZM23 110H24V108H23ZM25 110H26V107H25ZM27 110H28V109H27ZM43 110H44V111H43ZM51 110H52V109H51ZM62 110H63V109H62ZM62 110H61V111H62ZM111 110H110V111H111ZM114 110H112V112H113ZM192 110H194L193 113H192ZM200 110H201V111H200ZM208 110H209V109H208ZM240 110H237V111L240 112ZM247 110H248V111H247ZM28 111H29V110H28ZM56 111H55V113H56L58 116H60V118H59L57 115H55V116H57L58 119H59V121H60L61 118L63 117V115H61V113L58 112V113L60 114V115H59ZM68 111H69V110H68ZM120 111H121L122 113H121ZM147 111H148V112H147ZM160 111H161V112H160ZM162 111H163V114H164V115L161 114V117L164 116V117H166V118H165V120H163V119H160V117H159V120H162V122L159 123V120H157V118H158V114H159V112L162 113ZM187 111H189L190 113L187 114V113H188ZM215 111H216V110H215ZM237 111H236V112H237ZM253 111H254V112H253ZM1 112H2V113H1ZM13 112H14V113H13ZM18 112H20V116H21V117H22V114H23L24 116H23L22 118H20ZM29 112H30V111H29ZM39 112H40V113H39ZM48 112H49V111H47V113H48ZM64 112H66V111H64ZM115 112H114V113H115ZM166 112H167L168 114H166ZM186 112H187V113H186ZM199 112H201V113L199 114ZM10 113H12L13 116H14V114L17 113V114H16L17 116L15 115V116H14V119H13V117H12V115H11ZM37 113H38V114H37ZM43 113H44V114H43ZM50 113H51V112H50ZM52 113H54V111H53ZM103 113H104V114H103ZM119 113H121V114H119ZM194 113H198V114H195L196 116L198 115V118H196V116H194ZM202 113H203L204 116L202 115ZM218 113H219V112H218ZM231 113H232V115H231ZM25 114H26V113H25ZM27 114H28V113H27ZM30 114H31V113H30ZM32 114H31L30 117H32V118L34 117V118H35V115H32ZM39 114H40V115H39ZM63 114H65V113H63ZM66 114H67V113H66ZM66 114H65V115H66ZM68 114H71V115H72L73 112H72V111H71L70 113L68 112ZM68 114H67V116H68ZM76 114H77V113H76ZM118 114H119V115H118ZM147 114H148V116H147ZM177 114H178V115H177ZM191 114H193V121H194L195 118L198 119V121L195 120L196 123H195V121L193 122L195 125L191 122V121H192V120H191V119H192ZM205 114H206V115H205ZM252 114H254V116H253ZM51 115H53V114H51ZM51 115H48V114H47V116H45V117H47V119H49L50 122H49L48 124H46V122H45V124H41V126L43 127V129H42V127L39 125L41 128H39V130L36 128L37 132L39 131V132L36 133V134L39 135V133H40V131H41L42 134H41V133H40V134L43 136V134H44L45 132H47V129H48V132L51 131V130L49 131V129H53L52 127H53L54 124H55V126H57V127L59 126V123H60V122L58 121V123H57V118H56V117H55V118H52ZM79 115H78V116H79ZM149 115H152V117L150 116L151 119L149 118ZM214 115H216V116H214ZM3 116L6 117V119H5ZM49 116H50L51 120H50ZM69 116H70V115H69ZM69 116H68V117H69ZM109 116H110V115H109ZM117 116H115V117H117ZM156 116H157V118H156ZM190 116H191V118H190ZM201 116H202V117H201ZM226 116H223V117H226ZM228 116H227V118H228ZM232 116H233L234 118H232ZM260 116H261V117H260ZM9 117H10V120H9ZM16 117H17V120L13 122L12 119L15 120ZM18 117H19V118H18ZM30 117H27V118H30ZM40 117H41V116H40ZM64 117H66V116H64ZM68 117H67V118H68ZM71 117H72L71 120L73 119V121L69 120L70 117H69L68 120H66V121L63 120L64 123L61 121L63 125H66V126H67V127L63 128L62 131H64L66 128H67V130H65L64 132H62V131H61V132H62V134H63V133H64V134H67L69 138L74 134L73 132H71V129L73 128V131L76 130V128L73 126V125H74L73 122L75 121L74 118L77 117V116H75V117H74V116H71ZM73 117H74V118H73ZM104 117H106V116H104ZM118 117H117V118H118ZM164 117H163V118H164ZM203 117H204V118H203ZM207 117H208V116H207ZM215 117H216V118H215ZM245 117H246V118H245ZM0 118H1V117H0ZM106 118H107V117H106ZM155 118H156V119H155ZM209 118L212 119V117H210V116H209ZM230 118H229V119H230ZM236 118H237V119H236ZM248 118H249V116H248ZM23 119H24V120H23ZM44 119H45V118H44ZM52 119H56V122L52 121ZM62 119H65V118H62ZM79 119H80V120H79ZM107 119H108V118H107ZM171 119H173L174 121L172 122ZM211 119H210V120H211ZM216 119H217V121H216ZM27 120H28V119H27ZM29 120H30V119H29ZM34 120H35V119H33V122H34ZM110 120H112V119H110ZM175 120H176V121H175ZM204 120H205V122H202V121H204ZM225 120H224V121H225ZM7 121H10V122H7ZM11 121H12V122H11ZM20 121H22V122H20ZM35 121H36V120H35ZM40 121H41V120H40ZM44 121H45V120H43V122H44ZM47 121H48V120H47ZM68 121H69L68 124H69L70 126H68V125L65 123V122H68ZM105 121H104V122H105ZM155 121H158V123L160 124V126H159L157 123H155ZM200 121H201L202 123H201ZM207 121H208V122H207ZM219 121H220V120H219ZM229 121H230V123H229ZM16 122H17L18 124H17ZM51 122L54 123V124L52 123V124H53L52 126H50ZM75 122H76V121H75ZM261 122H264V121H261ZM261 122H260V123H261ZM15 123H16V124H15ZM23 123H25V124H23ZM29 123L32 124L31 121H29V122H28V125H29V126H30ZM56 123H57V124H56ZM76 123H77V122H76ZM197 123H198V125L200 124V126H196ZM203 123H204V124H203ZM207 123L209 124L208 126H207ZM212 123H213V125H212ZM225 123H226L227 125H226ZM8 124H10V125H9L10 128L8 127ZM12 124H13L14 126H13ZM37 124H38V121H37V123L34 124V126L37 125ZM78 124H79V123H78ZM78 124H76V125H78ZM82 124H83V125H82ZM155 124H157L158 127H156ZM186 124H187V125H186ZM189 124H190V125H189ZM201 124H202V125H201ZM16 125H17V126H16ZM18 125H19V126H18ZM47 125H48V128H44V127H47ZM60 125H61V124H60ZM166 125H167V126H166ZM191 125H194V127H192L191 130H193V129L195 128L194 131H193V133H194L195 131H197V130H196V127H197V129H198L199 127H200V129H202L201 127H202L203 125H204V126L206 125V126H205L206 128H204V129L206 130V132H207L208 134H209V132H211L210 134H212V133H214V134H212V135L209 134V135L211 136V139H210V138H209V135L206 134V132H203L204 129H202V130H201L202 133H200V130H198V131H199L198 134L195 132V135H198V136H199V137L197 136V138H196V136L194 137V135H191V134H193V133L190 132L191 130H188V128L191 127ZM262 125H263V123H262ZM20 126H22V127H20ZM23 126H24V127H23ZM49 126H50V127H49ZM80 126H81V127H80ZM12 127H14V128H16V127H20L21 129H22V128H24V129H22V130H17V129H15L16 134H18V135H17L18 137H16V136H15V133H13V131H12V130H14V128L12 129ZM57 127H55V129H59V130H60V129L62 128V127H60V126H59L60 128H57ZM68 127H69V129H68ZM71 127H72V128H71ZM248 127H247V129H248ZM20 128H18V129H20ZM26 128H27V130H25ZM122 128H124V129H123V130H124L123 132H125V130H127V131L129 132V133H128L129 135H133V136H134V137H133L134 139H133L132 137L129 136V137H126V138H125V139H127V141L124 140V139H123V136H122V132H121ZM125 128H127V129H125ZM161 128H163V127H161ZM179 128H177V129H179ZM0 129H1V128H0ZM10 129H11V130H10ZM33 129H34V128H33ZM44 129H45V130H44ZM83 129H82V130H83ZM175 129H176V128H175ZM177 129H176V131H180V130H177ZM214 129H215V128H214ZM218 129H219V128H218ZM252 129H253V130H252ZM7 130H8L9 132H8ZM16 130H17V131H16ZM42 130H44L45 132H44V131L42 132ZM59 130H56V131L59 132ZM82 130H81V131H82ZM131 130H132L133 132H132ZM152 130H153V131H152ZM158 130H159V129H158ZM165 130H166V131H163V132H164V134H168V136H169L168 139H170V135H171V134H169V133L176 134V131L174 130V128H173V130H171L169 133H165V132H168V131H169L168 128L165 129ZM167 130H168V131H167ZM226 130H227V129H226ZM238 130H239V131H238ZM20 131H23V132H20ZM32 131H33V130H32ZM32 131H31V132H32ZM52 131H53V130H52ZM56 131H55V132H56ZM127 131H126L125 134H127ZM159 131H160V130H159ZM161 131H162V130H161ZM161 131H160V132H161ZM186 131H189V132L191 133L190 136H191V137L193 136V138H196L195 140H197V139L200 138L199 140H197V142L192 138V139L194 140V142H195L194 145H196V147H195V146H193V148H192L191 146L189 147V145H191V143H189V145H187V144H188V140H189V137H187V136L189 135V133H185ZM256 131H257V132H256ZM262 131H261V133H262L263 136H264V131H263V132H262ZM10 132H11V133H10ZM55 132H52V133H55ZM86 132H87V134H86ZM134 132H136L137 135H136V134H133ZM163 132H161V133H163ZM242 132H244L245 134L243 133V134L241 135ZM6 133H8V134H6ZM9 133H10V134H9ZM33 133H34V131H33ZM33 133H31V134L33 135ZM52 133H51V134H52ZM59 133H60V132H59ZM83 133H85L86 136H84L85 134H83ZM89 133L91 134L90 137L87 136ZM120 133H121V135H120ZM155 133H158V132H155ZM204 133H205V135H207L208 138L204 135ZM246 133H247V135H246ZM255 133H257V134H255ZM11 134H13L14 137H11ZM19 134H20V135H19ZM24 134H25V133H24ZM24 134H23V136H24ZM36 134H35V135H36ZM45 134H46V133H45ZM51 134L48 133V135H47L46 137H48V136L51 135ZM77 134L80 135V133H78V132H77ZM90 134H89V135H90ZM152 134H153V133H152ZM177 134H181V133L177 132ZM185 134H186V136H183V135H185ZM187 134H188V135H187ZM201 134H203L202 136H203V137L205 136L206 138H203V139H202ZM220 134H223V135H222V137H223L222 140H223V141H219V140H221V137H220L221 135H220ZM225 134H226V136H227L229 133L225 132ZM248 134H249V135H248ZM8 135H9V137H11V138H9V139L7 138V139H6V137H8ZM32 135L28 134V137H25V140H26V138L30 140V136H32ZM38 135H36V137H35L36 140H34V139H33L34 136H32L31 141H33V143H35V142L39 139L38 137L41 136V135H40V136H38ZM57 135H60V134L55 133V136H57ZM123 135H124V134H123ZM219 135H220V136H219ZM250 135L252 136L251 138H249ZM21 136H22V135H21ZM73 136H74V135H73ZM124 136H126V135H124ZM178 136H179V135H178ZM213 136H214V138H213ZM244 136H245V137H244ZM260 136H261V135H260ZM263 136H262V137H263ZM46 137L43 136V137H40V139H42V140L45 139V141H47L49 137H48V138H46ZM74 137H75V136H74ZM74 137H73V138L71 137V138H72V139H75ZM88 137H89V138H88ZM135 137H136V138H135ZM137 137H138V138H137ZM158 137H159V136H157V139H158ZM162 137H163V138H162ZM228 137H229V136H228ZM228 137H227V138H228ZM243 137H244L245 139H242ZM247 137H248V138H247ZM13 138H15V139H17V140H14ZM50 138H51V139H54V141H56L55 139H57V138H54V137H50ZM58 138H59V137H58ZM128 138H130L131 141L133 140V141H132L133 144H132V142L130 141V139H128ZM175 138H176V142H175ZM178 138H180V137H178ZM184 138H188V140H187V139L184 140ZM215 138H216V139L218 138L219 140L216 141ZM229 138H230V137H229ZM260 138H261V137H260ZM51 139H50L49 141L52 143L53 140H51ZM81 139H82L83 141H81ZM135 139H136V140H135ZM137 139H138V141H137ZM204 139H208V140L210 139V141H212V139H214L215 142H213L214 144H212V142H210V143H209V142H206V140H204ZM249 139H251V140H249ZM257 139H258V138H257ZM261 139H262V138H261ZM42 140L38 141V143H39V142L41 143ZM104 140H106V141H104ZM158 140H159V139H158ZM233 140L236 142V144H235V148H236V149L234 148V145H233V149H235V150H233V149L231 148V146H232L231 142H232ZM240 140H241L242 143L239 142ZM244 140H246V141L244 142ZM252 140H253V141H252ZM254 140L256 141V143L260 144V145H258V146H261V147H259V150H260V151H259V150H256V153H257V154L254 152L255 155H254L253 153H251V152L255 151V150H254V147H255V148L257 147V146H253V147H251V146L253 145V143H254ZM26 141H28V140H26ZM31 141H30V142H31ZM45 141H43L42 143H44ZM54 141H53V143H54V148H55V144H56L57 142L55 143ZM60 141H62V140H60ZM65 141H67V140H65ZM65 141H64V139H63V141H62L61 143L63 144V142H65ZM70 141H71V140H70ZM70 141H68V142H70ZM87 141H86V143H88ZM129 141H130V144H131V145H128ZM134 141H135V143H136V142H137V143L141 142V148L136 149L135 146H138V147H140V146H139V144L137 145V143L134 145ZM182 141H183V142H182ZM185 141H187V143H185ZM198 141H199V142H198ZM202 141H203V142H202ZM251 141H252V144L250 143ZM50 142H49V144L51 145ZM58 142H59V141H58ZM68 142H67V144H69ZM83 142H84V143H83ZM102 142H105V143H102ZM125 142H126V143L128 142L127 145H125V144H126ZM174 142H175V143H174ZM221 142H223V143H221ZM235 142H233V144H234ZM17 143H18V142H17ZM31 143H32V142H31ZM47 143H48V141L45 142L44 144H47ZM89 143H88V144H89ZM100 143H101V144H100ZM124 143H125V144H124ZM165 143H166V142H164V144H165ZM176 143H177V144H176ZM206 143H208L207 146H210L209 144H211L212 146H210V147L213 148V149L215 148V146H217V143H219V145H222L221 148H219L220 150L217 149L219 145L215 148V149H217L218 152L221 151V150H222V152H219V153L217 154V151H216V150H212V151H213V152H211L212 154H209V155H210V158H212V155H213V159L211 160V162H210V159L207 160V159H208L207 156H206V160H202V158H200V157L197 158V157L200 156V155H201L203 158H205L202 154H204V152H205V153L208 152V150H209V148H210V147H209L207 151H204L205 148L207 147V146H206ZM245 143L249 144V148H248V145H246ZM13 144H14V145H13ZM44 144H42V145L39 144L40 146H38L37 144H33V146H34V145H37V148H38V147L43 146ZM49 144H47L48 147H50ZM59 144H60V142H59ZM71 144H72V141H71ZM73 144H72V145H73ZM99 144H100V145H99ZM203 144H204V145H203ZM239 144H240V145H239ZM242 144H244V146H243ZM261 144H262V145H261ZM52 145H53V144H52ZM142 145H143V146L146 145V146H144L143 149H142ZM147 145H148V146H147ZM151 145H150V148H152ZM158 145H159V144H158ZM169 145H171V144H169ZM250 145H251V146H250ZM255 145H256V144H255ZM44 146H45V148H46V145H44ZM61 146H62V145H60V147H59L60 149L62 148ZM89 146H90V145H89ZM91 146H90V147H91ZM124 146H125V147H124ZM165 146H166V145H165ZM165 146H164V147H165ZM236 146H237V147H236ZM72 147L70 146V148H72ZM94 147H95V148H94ZM134 147H135V148H134ZM145 147H146V149H145ZM162 147H163V144H162L161 148H162ZM164 147H163V148H164ZM166 147H167V146H166ZM166 147H165V148H166ZM200 147H203V150H202V148H200ZM223 147H224V146H223ZM242 147H243L244 149H242ZM31 148H32L33 150L30 149V151H34V152H35V149H37L36 147H35V149H34V147H31ZM43 148H44V147H43ZM51 148H52V147H50V149H51ZM59 148H58V146H57L55 149H58V150H56V151H57V153L60 154V152H59ZM64 148H68V146H67V147L65 146ZM64 148H63V149H64ZM70 148H69V149H70ZM76 148H77V147H76ZM83 148H84V149H83ZM100 148H98V149H96V150H97V151L99 150V151L102 152L104 146H103L102 149H100ZM106 148H105V149H106ZM112 148H114V149H112ZM163 148H162V149H163ZM165 148H164V149H165ZM211 148H210V149H211ZM225 148H226V147H225ZM245 148H247V151H246ZM252 148H253V149H252ZM19 149H21V150L19 151ZM89 149H90V148H89ZM135 149H136V150H135ZM154 149H155V148H154ZM154 149H153V150L150 149V150L154 153L153 156L151 155L152 157L157 156V155H156L157 152H155ZM167 149H169V147H167ZM171 149H172V148H171ZM171 149H170V150H171ZM186 149H187V148H186ZM231 149H232L233 151H232ZM240 149H241V150H240ZM5 150H6V149H5ZM23 150H24V152H26L25 149H23ZM42 150H43V149H42ZM42 150H37V151H39L40 153H42V152H44V150H43V151H42ZM51 150H54V149H51ZM121 150H122L123 153L121 152L122 154L120 153V154H121L120 156L117 155V154H118V151H121ZM156 150H158V149H157V146H156ZM160 150H161V149H160ZM160 150H159V151H160ZM170 150H169V151H170ZM184 150H185V148H183V150L181 149V151H184ZM193 150H194V149H193ZM200 150H202V151H200ZM229 150H230V151H229ZM238 150H239V151H238ZM62 151H63V150H62ZM64 151H66V149H65ZM94 151H92V152H94ZM104 151H106V150H104ZM127 151H128V150H127ZM134 151H133L132 153L137 155L138 153H136V152H134ZM159 151H158V152H159ZM169 151H168V153H169ZM186 151H184L185 156H183V158L185 157V159H186V156H187V155H186ZM194 151H195V150H194ZM235 151H236V152H235ZM257 151L259 152V154H258ZM24 152H23V153H24ZM34 152H33L32 154H31V153H30V154H31V155H36V154L38 155V153H39V152H38V153L36 152V154H34ZM47 152H48V151H47ZM47 152H45L46 155H47V156L45 155V157H44V155H43L44 153L41 154V155H43V156H41V157H43V158H41V159H45V158H48V157H49L48 154H47ZM53 152H54V151H51L52 156L56 155V153L53 154ZM101 152H97V153H95V154H98V153H101ZM109 152H110V151H109ZM128 152H131V151H128ZM137 152H139V151H137ZM147 152H148V151H147ZM149 152H150V151H149ZM152 152H151V153H152ZM163 152H164V153H163ZM163 152L160 151V155L163 154V156H164V154H165L166 152H165V151H163ZM171 152H170V153H171ZM214 152H215V153H214ZM246 152H247L249 155H247ZM63 153H62L61 155H63ZM105 153H106V152H105ZM124 153H125V154H124ZM132 153H129V154H130V155H133ZM155 153H156V154H155ZM170 153H169V155H170ZM208 153H210V152H208ZM25 154H27V153H25ZM25 154H23V155H25ZM30 154L28 153L27 155H29L30 157H32ZM93 154H94V153H93ZM93 154H91V155H93ZM102 154H103V153H102ZM106 154H107V153H106ZM115 154H116V155H115ZM139 154H140V153H139ZM146 154L149 155L150 153H146ZM158 154H159V153H158ZM171 154H172V153H171ZM214 154H217V155H214ZM221 154H222V155H221ZM223 154H225V155L227 154V155H228L227 157H229V158H227L226 156L223 157ZM243 154H244V155H243ZM251 154H252V156H250ZM91 155H89V157H90ZM142 155L144 156V159L146 158L145 156H147V155H144V153H143ZM154 155H155V156H154ZM160 155H159V156H160ZM206 155H208V154L206 153ZM241 155H243L244 157H242ZM256 155H258V156H256ZM29 156H28V158H29ZM39 156H40V154L38 155V157H39ZM52 156L50 155V157H52ZM71 156H72V157H71ZM96 156H98V155H96ZM101 156H102V155H101ZM103 156H104V155H103ZM166 156H167V155H166ZM178 156H179V157H178ZM253 156H254V157H253ZM21 157H22L23 159H22ZM56 157H57V156H56ZM58 157H59V155H58ZM58 157H57V158H58ZM93 157H94V156H93ZM93 157H92V159H93ZM125 157H126V156H125ZM127 157H129V156H127ZM127 157H126V158H127ZM139 157H140V156H139ZM208 157H209V156H208ZM214 157H215V158H214ZM237 157L240 158V159L238 160ZM34 158H36L37 160L39 159V158H37V156L33 157V159H34ZM62 158H63V157H62ZM67 158H68V157H67ZM71 158H72V159H71ZM119 158H120V159H119ZM129 158H130V157H129ZM135 158H137V157H135ZM167 158H169V157H167ZM171 158H172V160H173V156H172ZM220 158H223V159H220ZM226 158H227V160L230 159L231 161H230V160H229V161L225 160ZM21 159H22V162H20L19 165H18L17 163H18V161L21 160ZM26 159H27V158H26ZM29 159H30V158H29ZM33 159H32V162L34 161ZM50 159L53 160V157L50 158ZM58 159H59V160H57V159L55 160V156H54V160H53V161H50L49 158L47 159V161H48L50 164L48 163L49 166H48V168H47V167H46V168H47V169H50V170H47L46 168H44L45 163H43V164H44L43 167H42L41 165H39V166H41V167H37L38 164H41V162L38 163V164H34V165H31V164H30L31 166H28V167H31V168H32V167H35L36 170H37L38 168H40V170H41V168H42V173H43L44 170L46 169V171L48 172V173L46 172V174H49V175H50V179H52V177H53V179H52V183H53V182H55L56 180H57V181H58V180H61V178H60V179H56V177L58 178V177L62 176V174H61L62 172H60V171L64 170L63 168L65 167L64 164H63V161H62V160H61L62 162L60 163V157H59ZM89 159H90V158H89ZM114 159H112V161H113ZM127 159H128V158H127ZM133 159H134V158H133ZM137 159H138V158H137ZM137 159H136V160H137ZM144 159H143V160H144ZM154 159L156 160V161L154 160L155 163H157V159H158V158L155 157ZM160 159H161V158H160ZM219 159H220V160H219ZM37 160H35V161L38 162ZM85 160H84V161H85ZM103 160H104V159H103ZM129 160H130V159H129ZM140 160H141V159H140ZM145 160H146V159H145ZM234 160L238 161V163L235 164ZM247 160H248V159H247ZM29 161H31V159H30ZM44 161H45V160H44ZM87 161H89V160L87 159ZM87 161H85V165H84V164H83V165L85 166V168L88 169V167H86V166L88 165V163L86 164ZM109 161H111V160L109 159ZM130 161H131V160H130ZM141 161H142V160H141ZM141 161H140V162L138 161V162L141 163V164L143 163V164H142L143 168H142L141 165H137L138 168H137L136 166H134L135 171L133 170L132 167H131V168H132L133 171H131V169H130V171H129V170H128L129 168L127 167V172H132L133 174H135V172L138 171L139 166H141V167H140V170H141V172H143V174H142L141 172H139V171H140V170H139V171L137 172V174H135V175L139 177L140 174H141L142 176H143V175H146L147 177H149V176L152 177L153 175H148V173H150V172L147 173V171H150L151 169H154V171H155V170L157 171L156 174H158V172L160 173V171H161V172H164L165 170H166V171L168 170V169H166V168H164V169H165V170H164L162 167L159 169V166L156 165V164H155V165H152V166H155L156 169H155V168H151V169H149V170H146L147 167H148V165H146V161H143V162H141ZM158 161H159V159H158ZM161 161H163V160H161ZM164 161H165V160H164ZM198 161H199V162H198ZM208 161H209V163H208ZM225 161H227L228 163H227V162L225 163ZM239 161H240V162H239ZM249 161L251 162V159H250ZM249 161H246V160H245V162H249ZM263 161H261V162H263ZM27 162H28V161H26V164H27ZM45 162H46V161H45ZM58 162H59V165H58ZM104 162H105V160H104ZM113 162H115V161H113ZM113 162H111V163H113ZM121 162H122V163H121ZM134 162H135V161H134ZM144 162H145V165H144ZM147 162H148V161H147ZM150 162H152V161H150ZM175 162H176V161H175ZM191 162H192V164L190 165ZM194 162H195V166L197 165V163H199V164L197 165V168H199V169L195 168V166H192V165H194V164H193ZM203 162H204V163H203ZM258 162H259V161H258ZM21 163H22V166H20ZM89 163H90V162H89ZM159 163H160V161H159ZM205 163H206V165H208L207 168H208L209 166H210V168H214V169H211V171L213 170L212 173H211V175L209 174V173L211 172L210 169L208 168L209 172H208L207 169H205V168H206ZM232 163L235 164V166H236V165H238V166H236L235 168H232V165L230 166V164H232ZM263 163H264V162H263ZM43 164H42V165H43ZM46 164H47V162H46ZM114 164H115V163H114ZM120 164H121V167H120ZM131 164H132V163L130 162V165H131ZM136 164H137V161H136L135 165H136ZM148 164H149V163H148ZM200 164H201V165H200ZM202 164L205 166V168H204V166H203ZM258 164H260V163H258ZM261 164H262V163H261ZM28 165H29V164H28ZM35 165H36V166H35ZM55 165H56V167H55ZM60 165H61V168L63 167L61 170H60V168H59ZM74 165H75V166H74ZM108 165H109V164H108ZM159 165H160V164H159ZM162 165H165V164L162 163ZM174 165H175V164H174ZM184 165H185V167H184ZM189 165H190V166H189ZM71 166H70V167H71ZM81 166H82V162H81ZM109 166H110V165H109ZM132 166H133V165H132ZM144 166H146V168H145ZM157 166H158V169H159L160 171H158ZM165 166H166V165H165ZM165 166H164V167H165ZM257 166H260V165H257ZM261 166H263V165H261ZM3 167H4V168H3ZM26 167H27V166H26ZM82 167H83V166H82ZM135 167H136V168H135ZM200 167H201V168H200ZM233 167H234V166H233ZM250 167H252V165H251ZM54 168H58V169L60 170V171H57L58 174L55 173ZM83 168H84V167H83ZM257 168H258V167H257ZM25 169H27V168L24 167V170H25ZM35 169H34V170H35ZM87 169H86V170H87ZM99 169H100V167H99ZM119 169H120V170H119ZM136 169H137V171H136ZM143 169H144V171H143ZM161 169H162L163 171H162ZM250 169H251V168H250ZM259 169H260V168H259ZM16 170H17V169H15V171H14V172L12 171V172H13L14 174H16V172H18V170H17V171H16ZM24 170H23V172H24ZM30 170H31V169H30ZM30 170H29V168H28L27 170H25V171H27V172H24V174H23V178H22V174H19V172L16 174L17 177H20V175H21V178H19L20 180H19L18 184H20L21 180H22V182H23V179H24V178H26V179L28 178V173L30 174ZM34 170H32V171H34ZM36 170H35V171H36ZM40 170H38V171H40ZM52 170H53V171H52ZM56 170H57V169H56ZM80 170H81V172L83 171L82 169H80ZM100 170H101V169H100ZM171 170H172V168H171ZM171 170H170V171H171ZM202 170H206V171L208 172V174H207L206 171H202ZM239 170H240V171H239ZM248 170H249V168H248ZM263 170H264V169H263ZM28 171H29V172H28ZM35 171H34V172H35ZM38 171H36V172L38 173ZM84 171H85V170H84ZM89 171H91L90 168H89V170H87V172H85V173H87V174H85L87 177H86L85 175H83L84 173L77 172V169H76V172H75V173H77V176H78V173H81V175H82L83 177H85V178H89V179H90V178H94V177L91 175L92 172H91V174H90ZM108 171H107V172H108ZM145 171H146V173H145ZM154 171H153V172H154ZM170 171H167L168 173H167L166 175H169V172H170ZM192 171H193V170H192ZM214 171H216V173H215ZM217 171H218V172H217ZM219 171H221V173H220ZM230 171H231V172H230ZM7 172H2L3 175H4V177L6 176L5 173H7ZM12 172H11V173H12ZM34 172H31V175H34L35 177H33V176L31 177V176L29 175V176H30V179H27V182H30L29 184L33 183L35 187L32 186V184H31V185L29 186V189H27V188H28L27 186L25 187V185H27L25 182H23V183L21 182V185H23V184H25V185H23V186L20 185V186L23 187V188H26V189H23V188H21L20 186H18V184H15V181L13 182L14 184H11V182L8 181V179L10 178L11 173H10V172L7 173V175H9V177H8L7 180H6V179H5V180H6V183H7V181H8V183H9V182H10V183H9V184H6V185L3 184V186L6 187V188H5V189H6V193H4L5 189H4V191L2 192L3 194H5L4 197H7V198H8V196L10 197V195H11V196H14V195L16 194L17 191H18L17 194H18V193L21 194L20 192L24 190V191H25V195H23L24 192H22V195H21V196H23V199H26L27 197L25 198L24 196L31 195L32 192H34V190L31 189L30 187H34L36 196H35V194H32L33 199H35V197H38V198H42V199H43V198H44V194L46 193V191H47L49 188H53V189H55V188L53 187V185L50 184V182H49L50 179H49V180L46 179V177H48V175L45 176V180H48V181H46L48 184H46V185H45V184L42 185V184H40V182L42 181V179L44 178V176H42L43 178L40 177V176L43 175V174L40 175V174H36V173H34ZM51 172H52V173H51ZM59 172H60V173H59ZM104 172H105V171H104ZM107 172H106V173H107ZM123 172H124V171H123ZM125 172H126V170H125ZM127 172H126V174H128V175L130 176L131 180H129V176H126L125 173H123V174L121 173V174L123 175V179H121V180H123V181L126 180V182L129 183V186L126 184V182H123V181H122V183L125 185V187L128 186V187L130 188V186H131L133 183L136 182V184H137V182H138L139 179H137V181H135V182L130 183V182L132 181V179L134 180V179H136V178H135V177L133 178V177H132L133 174L131 175V174L127 173ZM233 172H234V173L237 172V173H236V174H233ZM2 173H0V174L2 175ZM21 173H22V172H21ZM65 173H66V172H65ZM67 173H68V171H67ZM75 173H74V174H75ZM88 173H89V174H88ZM111 173H110V174H111ZM165 173H166V172H165ZM170 173H171V172H170ZM174 173H175V172H174ZM176 173H175V174H176ZM198 173H199V174H198ZM214 173L216 174V177L214 178V181H212V180H213V179H212V180H210V182H212V183L207 182V183H204V184H207V186L204 185V184H203V182H204L203 179H205V181H208V180H209L208 178H212L213 175L215 176ZM217 173H220V174H219L220 176L218 175V177H217ZM239 173H240V174H239ZM14 174H12V177L15 179V177L13 176ZM35 174H36V175H35ZM46 174H44V175H46ZM55 174H56V176H55ZM59 174H60V175H59ZM69 174H71V173L69 172ZM110 174H108L109 177L112 175V174H111V175H110ZM114 174H115V173H114ZM138 174H139V175H138ZM150 174H151V173H150ZM175 174H173V175H175ZM51 175H54V176H51ZM79 175H80V174H79ZM81 175L78 176V177H81ZM124 175H125V176H124ZM166 175H165V176H159L160 178H161V177H164V178L159 179L160 181H158L157 179H155V180H157L158 183L160 182V183H159L160 186H158L159 188L156 187L158 183H157L155 180H153V178H150V177H149V178H148V179H150L149 182H150L151 180L154 181V182H153V181L150 182L151 185H154V186L156 185V186H155V188L152 187V188L148 189L149 187L147 188V186H148V185H147V184H148V183H147V179H144L143 182L146 181V183H144V184H146V187H145V186H143V187H145V189H148V190H143L144 188L142 189V185H144V184L142 183V178L139 177V178H140V181H141V182L139 181V183H142V185L138 183L139 186H141V188H140V189L138 188V190H137L138 192L135 191V194H136V193H139L138 195L140 196V195H141L140 193H142V197H138L139 200H138V198H137L136 196H135V197L137 198V199H136V200H137L136 202H139L138 205L140 204L139 207H140L142 210H141V209H138V206H137L136 204H133V205L137 206V208L133 207L134 209H133L132 211L135 212L136 210H141V212H140V211H137V213L135 212L137 215H136V216L134 215V217H132L133 214H131V216H130V215L127 213V212H129V211H127V209L125 208V210L127 211V212H126V211H125V212H126L130 217H132V219H131L129 216L126 217V215H125V217L129 219V220L125 221V222H126L127 224L130 223L132 226H131L130 224L127 225L126 223L122 222L123 226L120 225L121 227L118 228V230H117L118 232L120 231L119 229H121V231H120L121 234L124 233V232L126 231L125 233L128 232V235H129V232L131 231L133 236L136 235V236L138 237V236H139L138 233L136 234V233H134V232H135V231L138 232L139 229H140L141 231L145 230L144 228H147L146 225H147V223L149 222V220H151L150 214H148V210H150V209H149L150 207H151V210H153V209L155 210V213H156V212H157V213H160L161 209H163L162 206H163V207H164V206H167V207L170 208V210H171V208H172V207H170V206H173V207H175L176 209H179V206L181 207L182 204H184V205L186 206V204H187L186 200L188 199L187 196L185 197V199L187 198L186 200H185L184 197H182V196L179 198V200H178V198L175 197V199H177V203H178V201H179V203H180V205L178 206V204L176 205V203H175L176 200L173 199L174 196H172L173 198H171V197H169L168 195H166V193L168 194V193L171 192V191L168 192V190L165 189L166 186L168 185V184H167V185H165V184L168 183V182L170 183V180H169L170 177L167 178ZM199 175H200V176H199ZM209 175H210V176H209ZM239 175H240V176H239ZM256 175H257V174H256ZM263 175H264V174H263ZM69 176H70V175H69ZM69 176H66V175H65V177H64V172H63V176H62V178L64 177L65 179L63 178V180H61V182H59L61 185H59L57 182H55V183H54V186H55V187H57V186L62 187V184H64V185H65V184H68V185H69L68 182H71V181H72V180L69 181V180L71 179V178H69ZM75 176H76V174H75ZM77 176H76V177H77ZM88 176H90V177H88ZM112 176H114V178H115V175H112ZM117 176H118V175H117ZM119 176H120V175H119ZM154 176H155V175H154ZM154 176H153V177H154ZM170 176H172V175H170ZM194 176H195V177H194ZM208 176H209V177H208ZM12 177H11V178H12ZM17 177H16V179H15V180H16V183H17ZM70 177H71V176H70ZM127 177H128V178H127ZM138 177H137V178H138ZM147 177H145V178H147ZM155 177L158 178L157 175H156ZM199 177H200V179H201L202 177H204V178H202V182L199 181L200 179H199L198 181H196L195 179H192V178H196V179H198ZM257 177H258V176H257ZM263 177H264V176H263ZM6 178H7V177H6ZM11 178H10L9 180L13 181ZM39 178H41V181L38 183L37 181L39 180ZM48 178H49V177H48ZM125 178H127L130 182L127 181V179H125ZM174 178H175V177H174ZM178 178H179V177H178ZM216 178H218V179H216ZM26 179H25V181H26ZM31 179H33L34 182H31V181H32ZM110 179H111V178H110ZM191 179H192L193 181H192ZM215 179H216V180H215ZM229 179H231L232 181H231V180H230V181L233 182V183H235V184H233V183H229V181H228ZM5 180H4V183H5ZM66 180H68V181H66ZM112 180H114V179L112 178ZM163 180H164V181H163ZM176 180H177V179H176ZM182 180H183V179H182ZM182 180H181V181H182ZM35 181H36V182H35ZM115 181H116V178H115V180H114L113 182H115ZM172 181H173V180H172ZM181 181H180V182H181ZM189 181H191V182H189ZM244 181H245V182H244ZM257 181L259 182V180L257 179V180L255 181V183H258ZM260 181H261V180H260ZM95 182H97V181H95ZM113 182H112V183H113ZM119 182H120V181H119ZM164 182H165V184H164ZM174 182H175V181H174ZM192 182H195V183H192ZM197 182H198V183H201V184L198 185ZM213 182H214V183H213ZM239 182H240V181H239ZM263 182H264V181H263ZM82 183H85V184H86L87 182L84 181V182H82ZM91 183H94V180H93ZM91 183L89 182V184H91ZM107 183H108V182H107ZM122 183H121V184H120V183H117V184L123 185ZM155 183H156V184H155ZM177 183H178V182H177ZM209 183H210V184H209ZM252 183H253V182H252ZM55 184H57V186H56ZM71 184L73 185V182H72ZM85 184H84V185H85ZM130 184H131V185H130ZM138 184H137V186H138ZM159 184H158V185H159ZM163 184L165 185L164 187H162ZM171 184H172V182H171ZM183 184H184V183H183ZM192 184H193V185H192ZM211 184H212L213 186H211ZM259 184H261V183H259ZM9 185H10V186H9ZM12 185H13L14 187H12ZM16 185H17L18 187H17ZM64 185H63V186H64ZM68 185H66V186L68 187V189L65 188V186H64L63 188H59V187H57V189H55V190H56V193L58 192L59 189H60L59 192L62 191V192H60V193L58 192L59 195L56 194V196H55V201L57 200L56 202H59V201L61 200L59 203L62 204L63 207L66 206L67 208H71V207H74V206H71V204H70V206H68L67 204L64 205V204L67 203V202H62V201H65L64 199H67V198L69 199V196H71V194H72V193L70 192V189H69V188H72V186H70V185L68 186ZM92 185L94 186V185H96V184H92ZM92 185H90V186H92ZM97 185H100L99 182L97 183ZM97 185L95 186L96 189H98ZM104 185H105V184H104ZM109 185H110V183H108V186H109ZM113 185H114V184H113ZM126 185H127V186H126ZM133 185H134V184H133ZM161 185H162V186H161ZM169 185H170V184H169ZM176 185H177V184H176ZM176 185H175V186H176ZM180 185H181V184H180ZM194 185H195V186H194ZM202 185H203V187H202ZM242 185L240 186V189H241ZM252 185H253V184H252ZM252 185H251V182H250V186H252ZM8 186H9V188H10V187H12V188L9 189V188H7ZM87 186H88V185H86L85 188H88ZM102 186H103V185H102ZM139 186H138V187H139ZM196 186H197V187H196ZM239 186H237V187H235V188H232V189H234V191H236V190H238V187H239ZM255 186H256V185H255ZM255 186H253V187H255ZM258 186H259V185H258ZM4 187H3V188H4ZM19 187H20L22 190H19ZM109 187H110V186H109ZM115 187H116V186H114V189H115ZM123 187H124V186H123ZM125 187H124V189H125L124 191L127 190L126 193L128 192V196H129V194H130V193H129L130 189H129V188L127 189V188H125ZM131 187H132V186H131ZM161 187H162V189H161ZM179 187L181 188V186H179ZM182 187H183V186H182ZM199 187H200V190H199ZM201 187H202V188H201ZM243 187H244V186H243ZM262 187H263V186H262ZM13 188H15V189H13ZM80 188H81V187H80ZM85 188H84V189H85ZM92 188H93V187H92ZM102 188H104V187H102ZM102 188H101V189H102ZM134 188H135V187H134ZM136 188H137V187H136ZM136 188H135V189H136ZM176 188H177V187H176ZM176 188H174V189H176ZM236 188H237V189H236ZM12 189H13V190H12ZM61 189H62V190H61ZM72 189H73V188H72ZM89 189H90V188H89ZM96 189H95V190H96ZM118 189L120 190V188H118ZM121 189H122V187H121ZM141 189H142L144 192H140ZM167 189H168V187H167ZM172 189H173V188H172ZM177 189H178V188H177ZM202 189H203V190H202ZM244 189H245V187H244ZM249 189H251V187H250ZM7 190H8V192H7ZM87 190H88V189H87ZM90 190H91V189H90ZM102 190H103V189H102ZM102 190H101V191H102ZM105 190H106V189H105ZM110 190H111V188H110ZM110 190H107V191H108V192H111ZM116 190H117V189H116ZM119 190H118V192H119ZM128 190H129V191H128ZM131 190L134 191V189H132V188H131ZM153 190H154V192L157 190L156 193H154ZM165 190H166L167 192H166ZM179 190H180V189H179ZM182 190H183V189H181V192H182ZM242 190H243V189H242ZM13 191L15 192V194L12 193ZM28 191L31 192V194H30V193L28 194ZM77 191H78V190H77ZM84 191H86V190H84ZM84 191H83V192H84ZM92 191H93V190H92ZM103 191H104V190H103ZM107 191H106V192H107ZM121 191H122V190H121ZM121 191H120V192H121ZM133 191H132V192H133ZM145 191H146V193H145ZM158 191L162 194V196H161L160 193H158ZM176 191H177V190H176ZM234 191H233V190H232V191L230 190V192H234ZM239 191H240V190H239ZM9 192H11L10 195H9ZM26 192H27V193H26ZM75 192H76V190L74 189V192H73V193H75ZM86 192H87V191H86ZM96 192H97V191H95V194L98 195V193H96ZM98 192L100 193V191H98ZM106 192H105V193H106ZM197 192H198V194H197ZM236 192L238 193V191H236ZM247 192H248V191H247ZM247 192H245V194H247ZM250 192H251V194H253L254 191H253V190H252V191H249V196L251 197ZM7 193H8V195H6ZM70 193H71V194H70ZM84 193H85V192H84ZM113 193H114V192H113ZM121 193H122V192H121ZM121 193H120V194H121ZM123 193H124V192H123ZM133 193H134V192H133ZM143 193L146 195L145 198L143 197ZM151 193H152V195H153V193L155 194L154 197H155V196L157 197V196H158L157 194H159L158 198L161 196L162 199H161V198H160V199H161L163 202L161 201L162 203L159 204L160 200H159V202H157V200L154 199V197L151 195ZM164 193H165V194H164ZM175 193H177V192H175ZM178 193L180 194V192H178ZM183 193H182V195L185 196V194H183ZM188 193H189V195H188ZM205 193H204V194H205ZM263 193H264V192H263ZM17 194H16L13 198L10 197L11 200L5 198V199L9 200V201H6V200H5V202H6V203H10V204H8L7 206H9V205H10L9 207L12 206L11 209L13 208V206L17 207V205L19 206V203H15V202L19 201L20 204H21V206L24 205V207L27 208V209L30 211V209H31L35 204H33V206H32V205H28V204L26 203V200H22V199H21V196H17ZM19 194H18V195H19ZM69 194H70V195H69ZM87 194H90V195H91V193H90L89 191L87 192ZM87 194H86V195H87ZM109 194H110V193H109ZM117 194H118V193H116V196H118ZM124 194H125V193H124ZM194 194H196V195L194 196ZM240 194H244V190H243V192L241 191ZM259 194H260V197H259ZM1 195H2V194H1ZM90 195H88V198L86 199L87 201H89V202H88L89 207L91 206V202H92L91 200H92L93 198H95L94 193L92 194V195H94L93 198H92V196H90ZM100 195H101V194H100ZM114 195H115V193H114ZM114 195H113V196H114ZM121 195H122V194H121ZM145 195H144V196H145ZM169 195H170V194H169ZM171 195H172V194H171ZM171 195H170V196H171ZM247 195H248V194H247ZM32 196H30V198H31ZM34 196H35V197H34ZM73 196H74V195H73ZM77 196H78V194H77ZM77 196L75 195V197H77ZM89 196H90L92 199L89 198ZM104 196H106V198H107V194L104 195ZM109 196H110V195H109ZM109 196H108V197H109ZM122 196H123V195H122ZM125 196H126V195H125ZM133 196H134V195H133ZM151 196H152V197H151ZM164 196H166V197H164ZM179 196H180V195H179ZM193 196H194V198H193ZM203 196L205 197V195H203ZM240 196H242V195H240ZM15 197L18 198L16 201H15V199H16ZM19 197H20V198H19ZM246 197H247V196H246ZM250 197H247V198H249L250 201L253 200V199H251ZM258 197H259V198H258ZM60 198H61V199H60ZM70 198H72V200L74 199V197H72V196H71ZM98 198L100 199V198H102V197L98 195ZM112 198H113V197H112ZM119 198H120V196H119ZM119 198L116 197V199H119ZM143 198L146 199V200H145L146 202H145V201H142V200H144ZM181 198H182V201H181ZM191 198H192V199H191ZM2 199H3V196H2ZM20 199H21V200H20ZM33 199H32V201H30L29 203H32V202L34 201ZM36 199H37V198H36ZM36 199H35V200H36ZM68 199H67V200H68ZM116 199H114V200L116 201V204H115V205L117 206V204H118L117 202H118V201H121V199H119V200H116ZM126 199H127V197H126ZM134 199H135V198H134ZM141 199H142V200H141ZM149 199H150V200H149ZM151 199H152V201H151ZM163 199H164V200H163ZM183 199L185 200L184 202H186V203H183ZM230 199L232 200V202H230V201H231ZM240 199H241V198L239 197V200H240ZM245 199H246V198H245ZM28 200H29V198H27V201H28ZM58 200H59V201H58ZM72 200H68V201L71 202ZM75 200H76V198H75ZM97 200H98V199H97ZM100 200H102V199H100ZM105 200L108 201V198H107V199H104V197H103V202H104V204H106V203H105ZM147 200H149V202H152L153 205H151V203H149ZM154 200H155L156 203H154ZM168 200H169V201H168ZM172 200H173V201H172ZM197 200H196V201H197ZM241 200H242V199H241ZM241 200H240V201H241ZM246 200H247V199H246ZM10 201H11V202H10ZM12 201H13V202H12ZM21 201H23L24 203H21ZM125 201H126V200H125ZM130 201H131V200H130ZM130 201H129V202H130ZM187 201H188V200H187ZM254 201H253V202H254ZM1 202L4 203V201H2V200H1ZM1 202H0V203H1ZM74 202H76V203L78 202V203H79L78 198H77V201H73V202H71V203L74 204ZM101 202H102V201H101ZM101 202H100V203H101ZM126 202H127V201H126ZM133 202H135V201H133ZM142 202H144V203H142ZM147 202H148V203H147ZM166 202H168V203H167L168 205L165 204ZM169 202H172V203L174 202V205H175V206H174V205H169V204H170ZM6 203H5V209H6V207H7V206H6ZM12 203H14V205H11ZM63 203H64V204H63ZM78 203H77V205L80 204V203H79V204H78ZM107 203H108V202H107ZM109 203H110V202H109ZM109 203H108V204H109ZM141 203L143 204V206H141ZM172 203H171V204H172ZM192 203H193V202H192ZM194 203H197V202H194ZM221 203H222L223 207H224L226 210H228L227 208L230 207V208H231L230 212L233 211V213H236V214H235L236 216H233L232 213L229 214V216H228V214H225L226 212H224V217H222V215H221V216H220V215L218 216V213H219V212H217V211L213 212V211L216 209V208H214V207L217 206V205H219V204L221 205ZM223 203H224V204H223ZM233 203H234V204L236 203V205H234ZM242 203H243V202H242ZM242 203H241V204H242ZM60 204H59V205H60ZM68 204H69V203H68ZM96 204H97V203H96ZM110 204H111V203H110ZM126 204H128V203H126ZM126 204H125V206H127ZM147 204L150 205V206H148V209H147ZM156 204H157V205H156ZM162 204H165V205H162ZM225 204H226V205H225ZM231 204H233L235 207L232 208L231 206H233V205H231ZM1 205H2V203H1ZM56 205H57V204H56ZM74 205H75V204H74ZM77 205H76V206H77ZM80 205L82 206L83 204H80ZM80 205H79L78 207L83 208V206L81 207ZM94 205H95V204H94ZM118 205H120V204H118ZM131 205H132V204H131ZM188 205H189V203H188ZM220 205L218 206V209H219L218 211L222 212L223 209L221 208V210H220ZM224 205H225V206H224ZM2 206H4V205H2ZM27 206H28V207H27ZM29 206H31V208H30ZM84 206L86 207L87 205H84ZM95 206H96V205H95ZM97 206H98V205H97ZM120 206H121V205H120ZM226 206H229V207H226ZM24 207H21V208H20V206H19V207H17V210H18V208H19V210L23 212V211H24ZM55 207H56V206H55ZM109 207H110V206H109ZM117 207H119V206H117ZM152 207H153V208H152ZM156 207H157V208H156ZM193 207H194V206H193ZM250 207H253V206H250ZM3 208H4V207H1V206H0V209H3ZM7 208H8V207H7ZM22 208H23V209H22ZM29 208H30V209H29ZM67 208H66V209H67ZM90 208H91V207H90ZM90 208H88V209H90ZM105 208H106V207H105ZM122 208H124V207H122ZM127 208H128V207H127ZM175 208H174V211H175V213H176V215H177V214L180 213V212H179V210H178V213H177V210H175ZM230 208H229V209H230ZM245 208H246V209H245ZM15 209H16V208H14L13 210L15 211L16 215L18 216V215L20 214V216H21V213H22V212H19V210L17 211V210H15ZM27 209H25V212H26ZM57 209H58V208H57ZM85 209H87V208H85ZM85 209H84V210H85ZM88 209H87V210H88ZM95 209H97V207H96ZM100 209H101V208H100ZM118 209H119V208H118ZM128 209H129V208H128ZM135 209H136V210H135ZM159 209H160V211H159ZM172 209H173V208H172ZM225 209H224V210H225ZM242 209H241V210H242ZM8 210H9V213H10V208H8ZM59 210H60V209H59ZM64 210H65V209H64ZM71 210H72V209H71ZM84 210H83V211H84ZM90 210H91V209H90ZM90 210H88V211L90 212ZM114 210H115V209H114ZM129 210H130V209H129ZM154 210H153V211H154ZM204 210H205V212H204ZM234 210H236V212H235ZM0 211H1V210H0ZM2 211H3V210H2ZM2 211L0 212V216H1V213H3ZM5 211H7V209H6ZM11 211H12V210H11ZM14 211H12L13 214H14ZM16 211H17V212H16ZM32 211H33V209H32ZM62 211H63V210H62ZM122 211H123V210H122ZM162 211H163V210H162ZM162 211H161V212H162ZM167 211H168V209H167ZM200 211H202L204 214H203L202 212H200ZM209 211H210L211 213H209ZM237 211H239V212H237ZM75 212H76V211H75ZM101 212H102V211H101ZM130 212H131V210H130ZM130 212H129V213H130ZM206 212H208V213L206 214ZM258 212H259V214H258ZM7 213H8V212H7ZM77 213H78V212H77ZM77 213H76V214H77ZM138 213H139V215H138ZM151 213H152V211H151ZM153 213H154V212H153ZM153 213H152V216H154ZM157 213H156V214H157ZM167 213H168V214H169V213L171 214L172 212H169V211H168ZM228 213H229V211H228ZM248 213H250V212H248ZM251 213H252V212H251ZM263 213H264V212H262V215H264ZM3 214H4V213H3ZM10 214H11V213H10ZM22 214H24V212H23ZM79 214H80V213H79ZM79 214H78V215H79ZM123 214H124V213H123ZM123 214H122V215H123ZM173 214H174V213H173ZM173 214H171V215H173ZM220 214H221V213H220ZM241 214H242V215H241ZM245 214H246V215H245ZM25 215H26V213H25ZM84 215H85V214H84ZM84 215H83V216H84ZM107 215H108V214H107ZM148 215H149V216H148ZM157 215H158V214H157ZM166 215H167V214L165 213V216H166ZM185 215H186V214H185ZM187 215H186V216H187ZM201 215H204V216L202 217ZM205 215H206V216H205ZM207 215H208V216H207ZM230 215H232V217H234V219H233V218L230 219ZM262 215H261V216H262ZM3 216H4V215H3ZM5 216H6V214H5ZM10 216H12V214H11ZM13 216H15V215H13ZM74 216H77V215H74ZM119 216H121V214H119ZM169 216H170V215H168V217H169ZM183 216H184V215H183ZM210 216L212 217V218H211V221H212L213 223L210 224V222H209V224L212 225V224L215 223V225H214L215 227L212 225L211 228L209 229V231H208V229H207V231L205 232V229L208 228V227H205L206 224H204V223H207L208 220H210ZM249 216H250V217H249ZM7 217H8V214H7ZM22 217H24V216L22 215ZM77 217H78V216H77ZM146 217H147V218L150 217V219H147ZM180 217L182 218V214H180V215L178 216V219L175 218V217H174V218H175L176 220L181 221V219H179ZM184 217H185V216H184ZM235 217H236V219H235ZM248 217H249V219H251V220H249ZM258 217H259V218H258ZM11 218H12V219H11ZM14 218H15V217H14ZM14 218H13V217H10L9 222H11V224H10V223H4V224H5V227H4V225H1V222H2L3 219H2V217H0V220L2 219L1 222H0V226H3V227H4L3 229H5V230H6V227H7V229H11V227L13 228V226L15 225V224H13V226H12V222L14 223V221H13ZM126 218H125V219H126ZM145 218H146V219H145ZM152 218L154 219V217H152ZM170 218H172V217H169L168 219L170 220ZM174 218H172V219H174ZM200 218H201V220H200ZM205 218H206V220H203V219H205ZM220 218H222V220H219V221H218V219H220ZM256 218H257V219H256ZM262 218H263V220H262ZM7 219H9V217H8ZM74 219H76V218H74ZM78 219H81V218L79 217V218H77V220H78ZM83 219H84V218H83ZM172 219H171V221H172ZM182 219H183V218H182ZM193 219H192V220H193ZM4 220H6V218H4ZM130 220H131V222H129ZM143 220L146 222V223H143V224H146V225H143V226L140 225V226H142V229H141V228L137 229V228L139 227V226H138L139 223L142 224V222H144ZM146 220H148V221H146ZM163 220H164V219H163ZM176 220H175V222H174L175 224L177 223ZM185 220H189V219H187V217H186ZM234 220H235V221H234ZM15 221H16V220H15ZM171 221H167V222L170 223ZM173 221H174V220H173ZM183 221H184V220H182L181 222H183ZM202 221H203V222H202ZM204 221H205V222H204ZM3 222H4V221H3ZM5 222H6V221H5ZM7 222H8V221H7ZM24 222H26V221H24ZM80 222H81V220H80ZM152 222H153V221H152ZM165 222H166V221H165ZM181 222H180V224H181ZM186 222H187V221H186ZM191 222H192V221H191V219H190V222L188 221V223L190 224ZM257 222H258V221H257ZM263 222H264V221H263ZM16 223H17V222H16ZM21 223H22V222H21ZM21 223H19V222L17 223V224L19 225V227H20V228L17 227L18 230L21 229L22 231H26V229H25V225L27 226V223H25V225H23V223H22V224H21ZM76 223H79V221H78V222L76 221ZM169 223H168V224H169ZM193 223H194V222H193ZM193 223H191L192 226L194 225ZM222 223H223V226H222ZM17 224H16V226H17ZM74 224H75V223H74ZM81 224H82V223H81ZM118 224H119V223H118ZM163 224H165V223H163ZM175 224H173V222H172V224H169V225L174 226V228H177V227H175ZM177 224H178V223H177ZM180 224H179V226H181ZM189 224H188V225H189ZM195 224H196V223H195ZM201 224H202V225H201ZM209 224L207 223L208 226H209ZM216 224H217V225H216ZM224 224H226L228 227H226V225H224ZM76 225H78V224H76ZM76 225H75V226H76ZM82 225H83V224H82ZM82 225H81V226H82ZM183 225H184V224H183ZM183 225H182V226H183ZM259 225H260V224H259ZM9 226H10V228H9ZM124 226L128 227V228L130 229V231H129V229H127V228L124 227ZM129 226H130V227H129ZM136 226H137V227H136ZM144 226H145V227H144ZM185 226H186V225H185ZM196 226H195V227H196ZM216 226H217L218 228H217ZM219 226H220V228H219ZM254 226H255V225H254ZM261 226H262V225H261ZM78 227H80V226H78ZM78 227L76 226V228H77L78 230L76 229V230H74V231H76V232L78 233V234H76V236L80 238V235L82 234V232H85V231H81L82 228H78ZM134 227H136V228H134ZM143 227H144V228H143ZM148 227H149V226H148ZM167 227H170V226H167ZM189 227H190V225H189ZM195 227H194V229H197V228H195ZM203 227H204V228H203ZM235 227H234V228H235ZM73 228H74V227H73ZM122 228H125L126 230H125V231L123 230V231H124V232H123V231H122ZM131 228H132V229H131ZM179 228H180V227H179ZM184 228H185V227H184ZM190 228H192V227H190ZM190 228H189V230H190ZM198 228H199V227H198ZM244 228H245V229H244ZM251 228H252V227H251ZM257 228L259 229V227H257ZM74 229H75V228H74ZM79 229H80L81 234H79V232H78ZM84 229H85V228H84ZM133 229H134V230H133ZM135 229H137V230H135ZM147 229H148V228H147ZM162 229H163V228H162ZM177 229H178V228H177ZM186 229H188V228H186ZM226 229H227V230H226ZM262 229H263V228H262ZM262 229H261V230H262ZM0 230H2L1 227H0ZM132 230H133V231H132ZM172 230H173V229L171 228V230H170L169 232L173 233ZM192 230H193V231H192ZM218 230H219V231H222V230H223V231L226 233V234H225V233L223 232V234H225V236H226V237L224 238V240L222 239V237H223L222 233L219 232ZM255 230H256V228H255ZM255 230H254V231H255ZM261 230H260V231H261ZM86 231H87V230H86ZM141 231H139V232H140V236H142ZM146 231H147V230H146ZM174 231H176V230H174ZM198 231H199V229L197 230V232H198ZM240 231H241V230H240ZM246 231H247V230H245V232H243V233L246 234ZM248 231H249V229H248ZM105 232H106V231H105ZM118 232H116V233H118ZM143 232H144V231H143ZM179 232H180V230H179ZM179 232L176 231L177 234H180ZM185 232H186L185 230L181 231V233H183V236L180 234L181 237H176V236H175V235H176L175 232H174L175 235H174V233H173V236H172V234H171V238H172L171 241L175 240V241H173V242H170L169 237L166 236L167 239H169V241L166 239V242L168 241V242H170L172 245L167 244L168 242L166 243V245H165V242L163 243L164 245H163L161 242H159V241H158V242L161 243V244L156 243L157 241H155V243L157 244V246H158V245H159V246L162 245V246H166V247H167V245H169V246H173L174 243H180V242H177V240H179V238L181 239L180 241H182V238H183L184 236H185V238H186V237H188V239L190 238V233H189L188 231H187L188 233H187V232L185 233ZM249 232H250V231H249ZM262 232H264V229H263ZM87 233H88V231H87ZM87 233H83V234H86V236H87ZM100 233H101V232H100ZM125 233H124V235H125ZM133 233H134V234H133ZM152 233H153V232H152ZM165 233H166V232H165ZM165 233H164V234H165ZM237 233H238V237H237V239L239 240V242H241V243L244 242L243 239H242L244 236L242 235L243 237H242L241 239H239V238H240V237H239V231H237ZM237 233L235 232L234 234H237ZM255 233H257V232H255ZM73 234L75 235V232H74ZM83 234H82V235H83ZM114 234H115V233H114ZM130 234H131V233H130ZM162 234H163V233H162ZM169 234H170V233H169ZM169 234H168V236H169ZM184 234H185V235H184ZM186 234H189V236H188V235L186 236ZM219 234H221L222 237H221ZM234 234H233V235H234ZM241 234H242V232H241ZM241 234H240V236H241ZM262 234H263V233H262ZM262 234H261V235H262ZM100 235L102 236V239H101V238H100V239L103 240V238H104L103 234H100ZM105 235H106V234H105ZM117 235H118V234H117ZM128 235H125V237L127 236L126 238H128V237L131 236V235H129V236H128ZM146 235H148V234H146ZM247 235H248V233H247ZM259 235H260V233H259ZM261 235H260V236H261ZM76 236H75V237H76ZM84 236H85V235H84ZM84 236H81V238H82V239H83V238H86V237H84ZM90 236H91V235L89 234L88 238H90ZM95 236H96V235H95ZM108 236H110V235H108ZM118 236H119V235H118ZM121 236H123V235H121ZM133 236H131V239H132ZM148 236H150V235H148ZM162 236H163V235H162ZM191 236H192V235H191ZM218 236H220V238H217ZM236 236H237V235H235V237L233 236L232 239H234V238L236 239ZM97 237H100V236L97 235L96 238H97ZM105 237H106V236H105ZM114 237H115V236H114ZM123 237H124V236H123ZM125 237H124V238H125ZM166 237H165V238H166ZM192 237H193V236H192ZM246 237H248V236H246ZM79 238H77L76 240L81 242L80 245L83 244V245L85 246V247H84V246L82 245L81 248L84 247V250H85V248H86V249H89V244H90V242L87 243V241H91L92 239L89 240V239L87 238V239H83V240L81 239V240H79ZM91 238H92V237H91ZM94 238H95V237L93 236V239H94ZM135 238H136V237H135ZM143 238H144V237H143ZM149 238H150V237H149ZM153 238H154V235H153ZM173 238H175V239H173ZM176 238H177V240H176ZM185 238H184V243H183V242H182V243L185 244V247L188 248V246H186V245H187V240H186L187 238H186V239H185ZM201 238H202V239H201ZM16 239H17V238H16ZM74 239H75V238H74ZM100 239H98V241H99ZM107 239H108V238H107ZM109 239H110V237H109ZM109 239H108V240H109ZM111 239H112V238H111ZM111 239H110L109 241H111V242L114 241V243L116 242V248H117V249H120V248L117 247L118 245L120 246V244L117 243L118 241L120 242V240L117 241V239L115 238L116 241H115L114 239H113V241H112ZM131 239H130V240H131ZM154 239H155V238H154ZM193 239H194V238H193ZM193 239L191 238V241H193L192 243H194V240H195V239H194V240H193ZM226 239H227V240L230 239L229 242L231 241L233 244H231V243L229 244L228 242H227L228 244H226V243L224 242V241H227ZM237 239H236V242L238 241ZM84 240L86 241L85 243H87L86 245H87L88 248L86 247V245H85V243H84ZM108 240H106V241H108ZM128 240H129V238H128ZM128 240L126 239V241H128ZM155 240H156V239H155ZM157 240H158V239H157ZM189 240H190V239H189ZM189 240H188V243H189V245H191V242H190ZM205 240H206V241H205ZM218 240H220V241H218ZM221 240H223V243H225V245H224V244H221V243H222ZM240 240H241V241H240ZM0 241H1V240H0ZM98 241H97V242H98ZM106 241H103V244H104V242H105V246L108 245V244L110 243V242L108 241L109 243L107 244ZM151 241L153 242L154 240H151ZM151 241H150V242H151ZM162 241H163V239H162ZM208 241H209V242H208ZM2 242H3V241H2ZM73 242H74V243H73L72 247L74 246V248L71 249V250H69V251H72V252L65 253L66 255H65V254H64V255L61 254V257H60V258L58 257V256H60V254H59V255H58V253L56 254L57 251H55V253H49L50 255L47 254V253H46V255H45V254H43V253H45V252L42 251V252H41L42 254L40 253L41 257L43 256V258H40V259H43L42 261H41V260H38L39 258L33 257V255H32V256H31V255H30V256L27 255V254H29V251H27V249H26V251L24 250L25 252H22V251H21V250H22V249H21V246H23V245L25 244V243L22 244L23 242L19 244L20 246H19L18 244H16V245H17V248L15 249V252H14L13 250H12V251H8V250H10V249L7 250V248H10V247H11V244H10V243H5V244H6V247H4V246L2 245V246H3L2 249L5 248L7 251H4V249L2 250V249L0 248V253H1V251H4L5 253L8 254L9 257L7 258V257L5 256V260L3 259V262H4V261H5V262L7 261L6 264H7V263H9V264H20V263L23 262V259H24V257H22V256H25V259H27V260L24 259V262H23V263H25V264H26V263H27V264H94V263L96 262V260H98V259H97V256H96L95 262L92 263V257H94V256H95V253H97L96 251H98L96 248H95L96 251L93 250L92 253H90V250H92V249H90V250H86V254L83 253V254L81 255V257H84V256H86L87 254H88L87 256H89V257H90L92 254L94 255V256L92 255V257H90V258L87 257L88 259H87V258L84 259V258H85V257H84V258H82L83 260H81V257L79 258L78 255H77V256H72V254H74V253L77 252V251H78L77 253L80 255V252L82 251L80 248H79V250H77L78 248H75V246L77 247V244H76V245H74V244H75V243H78V245H79V242H76V241H74V240H73ZM128 242H129V241H128ZM196 242H197V241H196ZM196 242H195V243H196ZM202 242H203V241H201L200 243L202 244ZM207 242H208L209 244H208ZM0 243H1V242H0ZM91 243L94 244V243H96V241L94 240V243L91 241ZM120 243H121V242H120ZM132 243H134V242H132ZM145 243H146V242H145ZM145 243H144V244H145ZM197 243H198V242H197ZM205 243H206V245H205ZM1 244H4V243H1ZM1 244H0V245H1ZM5 244H4V245H5ZM7 244H8V247H7ZM13 244H14V243H13ZM92 244H90V245H92ZM103 244H102L101 246H104ZM111 244H112V246H113V243H111ZM126 244H127V243H126ZM130 244H131V243H130ZM144 244H141V245H144ZM153 244H154V243H153ZM198 244H199V243H198ZM198 244H197V245H198ZM201 244H199V246H201ZM211 244H210V245H211ZM239 244H240V243H239ZM239 244H238V246H239ZM244 244H245V243H244ZM95 245H96V244H95ZM114 245H115V244H114ZM132 245H133V244H132ZM175 245H176V244H175ZM193 245H195V244H193ZM207 245H208V246H207ZM215 245H216L215 248H217V249H218V248H221L222 250H225V251H223L224 253H222V252L220 251L223 255H222L221 253H217V252H218L217 249H216V250L213 249V247H214ZM223 245H224V246H223ZM228 245H229V246H228ZM230 245H232V247H231ZM18 246H19V248H18ZM121 246H122V245H121ZM121 246H120V247H121ZM125 246H126V245H125ZM125 246H124V248H125V249H126V248L128 249V247H125ZM146 246L148 247V245H146ZM146 246H144V247H146ZM152 246H153V245H152ZM159 246H158V248H156V249L158 250V252L160 251ZM169 246H168V248H169ZM183 246H184V245H183ZM183 246H181V247H183ZM191 246H192V245H191ZM191 246H189V247L192 249ZM220 246H222V247H220ZM235 246L237 247V244H236ZM244 246H245V245H244ZM78 247H79V246H78ZM90 247H91V246H90ZM106 247H107V246H106ZM108 247H109V246H108ZM108 247H107L106 250H102V252L105 251V252L108 253V254L106 253V257H105V256H102V258L105 257V258L107 259V256H108L109 254L111 255V252H110V251H114V250L109 249ZM131 247H132V246H131ZM201 247H202V246H201ZM22 248H23V247H22ZM91 248H94V247H91ZM111 248L113 249V247H111ZM114 248H115V247H114ZM149 248H150V245H149ZM153 248H154V247H153ZM153 248H152V249H153ZM168 248H167L166 250H168ZM187 248H186V249H187ZM190 248H189V249H190ZM194 248H195V247H193V249H194ZM197 248H198V246H197ZM18 249H19V250H18ZM74 249H75V250H74ZM104 249H105V248H104ZM108 249H109V250H108ZM117 249H116V250H117ZM122 249H123V248H122ZM122 249H121V250H122ZM125 249H123V250L126 251ZM129 249H130V248H129ZM144 249H145V248H143V251H142V252H145ZM172 249H173V250H171V248H170V250L172 251V253H170V251H168V253H166V252H160V253H162V254L158 253L159 255L157 254V251L154 249L156 253L152 252V254H150V255H152V256H151V259L149 258V260L147 259V257H144V255L147 256V254H146L147 251L145 252V254L142 253V254H143V259H142V257L139 256V254L141 255V253H139V254H138V253H137V254L135 253V254H136V256L138 255V256L140 257L139 260H141V261L138 260L139 262H142V263H140V264H148V261H149V264H155V263L157 264L156 261L159 262L158 264H162L163 262L165 263V260H166V262H167V260H169L168 263H166V264H169V263H170V260H171V257L168 259V257L165 256V255H168V256H169V255H171V254H173L174 257H175V260H173V259H174V258H173L171 262L173 263V262L175 261L174 263L176 264V263H180V261L178 262V259H180L181 262H184V260H185V258L187 257V255H189V253H187V252H189L188 250H187V251H184V252H186V255L184 254V252H183V250H182L183 248H180V244H178V247H177V246H173ZM191 249H190V250H191ZM193 249H192V250H193ZM201 249H203V248H201ZM201 249H200V250H201ZM233 249H234V248H233ZM17 250H18V251H17ZM131 250H132V249H131ZM136 250H137V249H136ZM136 250H135V252H136ZM139 250H141V249H139ZM139 250H138V251H139ZM163 250H164V247H163ZM166 250H164V251H166ZM181 250H182V251H181ZM192 250H191V251H192ZM200 250H199V251H200ZM208 250H209V249H207V251H208ZM213 250H214V253H215L216 255L212 253ZM262 250H263V249H262ZM87 251H88V252H87ZM133 251H134V246H133ZM133 251H132V252H133ZM138 251H137V252H138ZM150 251H151V250H150ZM197 251H198V250H197ZM215 251H216V252H215ZM231 251H232V249H231ZM4 252H3V253H4ZM59 252H60V251H59ZM82 252H85V251H82ZM82 252H81V253H82ZM94 252H95V253H94ZM102 252H101V250H100V253H102ZM109 252H110V253H109ZM114 252H116V251H114ZM148 252H149V251H148ZM195 252H196V250H195ZM204 252H205V251H204ZM227 252H228V251H227ZM260 252H261V251H260ZM262 252H264V251H262ZM262 252H261V253H262ZM3 253H1V257H4L5 253H4V255L2 256ZM70 253H72V254H70ZM116 253H117V252H116ZM129 253H130V252H129ZM129 253H128V254H129ZM163 253H165V254H163ZM191 253H193V252H191ZM202 253H203V252H202ZM205 253H206V255L209 254V253H207V252H205ZM22 254H23V255H22ZM30 254H31V253H30ZM89 254H90V255H89ZM98 254H99V253H98ZM124 254H125V252H124ZM135 254H134V255H135ZM155 254H156V256H154ZM211 254H213V255H211ZM21 255H22V256H21ZM48 255H49V256H48ZM69 255H70V256H69ZM74 255H76V254H74ZM102 255H105V254L102 253ZM117 255H118V257H117ZM122 255H123V254H118V253H117V254H116V258H115V257H111V258H115L114 260H111L110 258H108L107 260H108L109 262L106 261L107 263L104 261V258L102 259L101 256H100V257H99V260H100V261H99L98 263H99V264H110V263H111V264H115V263H116V264H120V263H119V261H120L119 256H121V257H120V258H121V261H120L121 264H126V260L122 263V261H123V260H122V258H123ZM163 255H164V258H163ZM173 255H172V256H173ZM190 255H191V254H190ZM192 255H194V254H192ZM206 255H205V256H206ZM217 255H218V256H217ZM15 256H17V257H15ZM34 256H35V255H34ZM62 256H63V258H62ZM67 256H69V257H67ZM98 256H99V255H98ZM112 256H113V255H112ZM125 256H128V255H125ZM130 256H131V255H130ZM157 256H159V257H157ZM219 256H220L221 258H219ZM261 256H262V255H261ZM263 256H264V255H263ZM263 256H262V257H263ZM1 257H0V258H1ZM13 257L15 258L16 261H17V259H18L19 263H18V261L15 262V260H14ZM21 257H22L23 259H20ZM65 257H66V258H65ZM108 257H110V256H108ZM128 257H129V256H128ZM148 257H149V256H148ZM152 257H153V258L155 257L156 259L159 258V259H158V260H156V259L153 260ZM165 257H166V259H165ZM193 257H195V256H193ZM224 257H225V256H224ZM226 257H227V256H226ZM258 257H259V256H258ZM100 258H101V259H100ZM144 258H146L147 261H146V259L144 260ZM181 258H184L183 261H182ZM191 258H192V257H190V258L188 259V257H187L186 259L191 260ZM207 258H208V259H207ZM263 258H264V257H263ZM89 259H90V260H89ZM106 259H105V260H106ZM123 259H124V258H123ZM130 259H131V258H130ZM163 259H164V260H163ZM192 259H194V258H192ZM212 259H211V260H208V261L211 262ZM225 259H227V258H225ZM258 259H260V261H263V262H259V263H257V264H264V260H261V258H258ZM8 260H9V261H8ZM93 260H94V259H93ZM101 260H103V261H102L103 263H100ZM117 260H118V261H117ZM135 260H136V259H135ZM142 260L144 261V263H143ZM254 260H255V259H253V261H254ZM111 261H112V262H111ZM214 261H212V264H215V263H213ZM223 261H224V260H223ZM245 261H246V260H245ZM245 261H243V262H245ZM255 261H256V260H255ZM258 261H259V260H258ZM132 262H133V261H132ZM152 262H154V263H152ZM187 262H188V261H187ZM191 262H194V261H191ZM191 262H190V263H191ZM205 262H206V263H205ZM227 262H228V261H227ZM23 263H22V264H23ZM136 263H137V260H136ZM204 263H205V264H209V263H207V261H204ZM216 263L218 264V262H216ZM254 263H255V262H254ZM96 264H97V262H96ZM133 264H134V263H133ZM138 264H139V263H138ZM180 264H183V263H180ZM184 264H186V262H185ZM197 264H198V263H197ZM202 264H203V262H202Z\"/></svg>","mask_w":264,"mask_h":264}]
</instances>
